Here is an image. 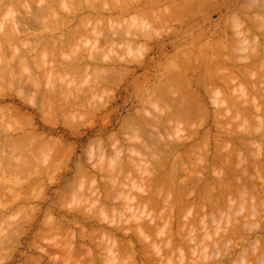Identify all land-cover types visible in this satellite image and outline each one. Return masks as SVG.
Returning a JSON list of instances; mask_svg holds the SVG:
<instances>
[{
	"label": "rangeland",
	"instance_id": "rangeland-1",
	"mask_svg": "<svg viewBox=\"0 0 264 264\" xmlns=\"http://www.w3.org/2000/svg\"><path fill=\"white\" fill-rule=\"evenodd\" d=\"M25 1V0H24ZM23 1V2H24ZM27 1V0H26ZM35 1V0H34ZM51 1H53V0H51ZM72 1H75V0H71V3H72ZM78 1V0H77ZM76 1V2H77ZM83 1V0H82ZM90 1V0H89ZM96 0H94L93 2H95ZM101 1V0H100ZM103 1V0H102ZM106 1V0H105ZM103 2V3H105V4H108V5H110L111 4V2L113 1V3L114 2H116V4H113V6H120L121 4L123 5H121V7L122 8H124V9H122V10H120V7L119 8H117L118 10H116V8L115 7H113L112 6V4L110 5V6H112V7H110V6H106L105 4H103L102 2V4L103 5H105L106 7H108L107 9H105L104 7L105 6H103V7H100V4L101 3H97V6L99 5V7H98V9H101L100 11L97 9H95L96 11H89L90 12V14H89V12L87 11V12H83V13H81V12H78V13H74L75 12V10L76 11H78V9H75L76 7L75 6H73V5H76V4H78V3H80V5L81 4H83V2H75L76 4H71L70 3V1L69 0H67V2H69L70 3V5L69 4H67V2L65 1V4H66V6L67 5H69L68 7H66L65 5H61L62 6V8H66L65 10L68 12V8H70V6H72V8L71 9H74V11L73 10H71V9H69V11H71V14L72 13H74L75 15L74 16H70V17H72V18H69V16L67 17V15L68 14H66V12H64L63 10H60L58 7V5L56 4H54L53 5V3L51 4V6L50 7H52V5H53V7L51 8L52 9V11L54 10H59V12H60V14H61V12L63 13V14H61V16L65 19L66 18V20L69 18V19H72L71 21H66L67 22V24L66 23H64L63 25H62V27H60L59 26V24H60V22L59 21H61V19H59L58 17H60L59 15H57L55 12H52V11H49L50 9V7L49 8H47L48 6V4L49 3H47L48 2V0H47V2L46 1H44V3H46L45 5L42 3L43 2V0L40 2V1H37L36 0V2H34V3H36V4H38L39 6H40V4L39 3H42V5L43 6H45L46 7V9L44 10L43 9V6H42V10H44V11H47L48 10V12L47 13H45L44 11V13L43 12H41V10H39V12H41V13H39L40 14V16H37V18L35 17L34 18V15H36V13H35V10H36V8L38 7L39 8V6L37 5L36 7H34L35 8V10H34V15H33V9H31V7H30V5L29 4H31V3H33V2H29V1H27V3L25 4V6L29 9V11H31L32 12V18H30L31 17V15H29V13H28V11H26V9H24V12L22 11V12H20L19 10V12H20V14L22 13H25V11L28 13H26L27 15H29V16H27L26 14H24V16H22V14L21 15H18V16H14V15H16V14H18V11L16 12L14 9V13L16 12V14H14L13 12V14H10V15H12L11 17H15V19H17L18 20V18H19V21H21L20 20V18H23V19H25L24 17L25 16H27V19L26 20H28L27 21V23L29 22V21H34V20H36V21H34L35 22V25L34 24H32V23H34V22H32L31 24H32V26H30V25H28L25 21H23V22H25V24H24V26H26V24H27V27L25 28V30L28 28V26H29V28H30V30H31V32H29L30 30L28 29V31L27 32H29V33H25V35H24V31H22V35L23 36H21L20 37V42H22V41H24V39H26L25 40V42L27 41V37L29 36V39H30V35L32 36L33 34H34V39H35V36H37L38 35V37L39 38H36V40L35 41H37V44H36V42L34 41V39H30V42L32 41H34L35 43V45H34V47L36 46L37 47V45L39 46H41L42 44H44V43H41V44H39L40 42H42V41H38L37 39H39L40 40V38H41V36H42V38H43V36H45L44 38L45 39H47L46 41L43 39V42H45V43H47L46 45L44 44V45H42L43 46V48H44V46H45V48H47V45L51 42V40L52 39H54V40H52V41H56L57 40V38L59 37V38H61V36L62 35H64V33L65 32H67L68 31V34H70L71 33V31H72V29H73V33L75 34V30L78 28V26L80 27V25L79 24H77L78 23V21H83V18H82V16L83 15H85L84 16V18L86 19V21H85V19H84V22H80V24L82 25V24H84L85 26H83L84 28H80V29H78L79 30V32L81 33V34H79V32H76L77 34H79L80 36L84 33V31L83 30H85V28L87 27V29H90V25L89 24H92V22H94L95 23V25L96 26H98V25H105V23H106V27L107 28H105V26H104V28L106 29V30H104V31H111V29L112 28H114L115 26L113 25V26H109V28H108V26L107 25H112V23L114 24V23H116V22H119V23H121V24H119V25H123V26H120V28H121V30H123V28H125L126 26H127V29L125 28V30L127 31L128 30V27H130L131 26V29H133L134 28V30H132V32H134V35L132 34V33H130L131 34V36H128V35H130V34H128L129 33V31H127L128 33V35L127 36H124L123 35V33L125 32V31H123V33H122V35L121 36H124V37H122L121 38V36L119 37V35H120V33H121V31L120 30H118V29H116V30H112V32H109V33H113L114 32V34L115 33H117V34H119V35H117V34H115V35H117V37H113L112 38V40L110 39V38H108L107 36H109V34L107 33V32H105L104 33V35H106V37H105V40H102V37H103V33H101V32H104V31H101V28H103V26H101L100 28L99 27H97V28H99V30H97V29H95V35H99V34H96L97 32L98 33H100V35H99V37H98V39L97 40H99V41H95V39L93 38V37H96L94 34H93V32H92V34L94 35V36H91V34H90V31H88L87 30V35H88V33H89V35L94 39H91V37L89 36V38L91 39H89L90 41H89V43H87V42H82V40H83V38L81 37H76L77 38V40L80 38V40H78L77 42H79L80 44H81V46L80 45H77V42L75 43V45L76 46H78V47H70V44H69V46L67 45V48L69 49V51H68V49H67V52L65 51L66 49H61V51L62 50H64V52H66V56H68V58H70L71 57V55H73L74 53H75V55H73L74 57L76 56V55H80V57H81V55H82V60L80 59V57H77L78 58V60H79V63H78V61H77V63L78 64H76V65H74L73 66V64L74 63H76V60H75V62L73 61V59H75V58H73V59H71L72 60V62H73V64H72V62H70V60L69 59H66V62H63L62 60H63V58H62V56L60 55V54H62V53H60L59 55H60V57H61V61L59 60V62H58V60H56L57 58H58V52H60V50H57L56 49V52H57V54H56V57L57 58H55V56H54V53H52L51 51L52 50H54V47H52V46H50L51 48H49L50 49V51H47V49H46V51L47 52H45V53H47V56H45V53L44 54H41L40 53V51H44L45 49H43V50H41V48H38L39 49V51H38V49L35 47V50H34V47L32 48L31 47V50H34V51H36L35 53H37V54H35L33 51H31V52H29V51H27L26 50V48L24 49V45H27L26 43L25 44H23V51H24V53H22L23 51H21V50H19V51H17V53H18V55H14V57L11 55V54H9V56L11 55L12 56V59L13 58H15V56H16V62L18 61L17 59H19V58H23V57H26V56H28L27 54H29L30 55V57H31V59H33V60H36V61H33V60H31L32 61V63H34V64H32L33 66H31L32 67V71H33V67H35L36 69L35 70H37V72L34 70L33 72H35V76H38L40 73V76H38L37 77V80H38V82H36V84H37V86H35V83H32V81H30L29 80V84H28V80L26 81V79H31V77L33 78V76H31V75H29V73L31 72L32 73V71H30V66L28 67H26V65L28 64V62H31L29 59H28V57H27V59L29 60V61H25V60H27V59H25V58H23V59H25V60H23L22 62H24L25 61V66H22V64H21V68L20 69H23V67H26V68H28L27 69V71H26V73L27 72H29L28 74H24V75H28L29 77H26V79H22V78H19V80H21L22 79V81H21V83L20 82H16V80H18V79H16L15 80V82L13 83L14 84V86H13V84H12V81H11V83H10V78L9 77H11V79L13 80L14 78V74H15V72L13 71L12 72V70L14 69H16V68H13L14 66L15 67H17L18 68V66L19 65H17L16 66V64H15V62H14V64H13V62L12 61H15V60H10V64H8V62H6V60H5V62H6V64L7 65H10V66H13L12 67V70H11V67L9 68V66H8V68L5 66L6 64H3V63H5V62H3L2 63V58L0 57V62L5 66V67H3L2 66V71H3V68H7V70L8 71H6V73L7 72H9V73H7V74H13V75H9V76H7L6 77V75L4 74V72H2V71H0V74H1V72L3 73L2 75L4 76L5 75V77H6V79L7 80H5L4 81V83H6V84H4L6 87V90L5 89H3L2 91H4L3 92V94L4 93H7V94H4V95H1L3 98H1L0 97V108L1 107H3V110H5L6 108H8V107H12V109H13V111H12V109L8 112L7 110H5V111H7L6 113L4 112V114H2V118L0 119V123H2V125H3V123H5L6 122V124L8 123L7 122V120L9 121V120H12L13 122H11V125H14L13 127L14 128H12L10 125H8L9 126V129L11 128V132H9V130H8V127H7V130H8V133H9V135L7 134V131L5 132H2V134H1V132H0V136L1 135H3V133H4V135H3V137L1 136L0 137V142H1V144L2 145H0V147L1 148H3L4 146V144L5 143H7L8 142V144L10 143V144H12V142H10L9 141V138L11 137L12 139L14 138V141H13V143H15L14 144V146H12V145H9V146H12V148L14 147V149H15V147L18 145V146H20L21 145V147H22V144H23V142L24 141H26L27 142V144H25V142H24V145H27V146H29V143H30V141H31V143L33 144H31L34 148L32 149V150H30L32 147H28L27 148V146H26V149H29L31 152L33 151L34 153L36 152V154H35V156L36 155H41V156H39V158L42 160V158H44V156H45V158H46V160L45 159H43L44 160V162L46 161L47 162V164L45 163H43L41 160V162L40 161H38V163L36 164V166H39V164H40V166L39 167H44V165H45V169L44 168H39V170H41V172L39 173V171H37L38 169H37V167H35L34 169H35V172L37 171L38 173H34V174H36L35 176H37L38 174H39V177H34V179H32V175L34 176V174H32L31 175V173H33L32 172V170H31V173H30V175L27 173V172H29L26 168H28L29 166H33V165H35V162H37V161H34V159L33 158H35L36 159V157L35 156H33V155H31L32 153H30L29 152V150H28V152L24 149V151L27 153V154H29L30 156H33L31 159H32V161H34V162H32L31 161V163L33 164H30V162L28 163V164H30V165H26V168H22L21 166H24V165H21V163L19 162V164L17 163H15L14 161L18 158V156L17 157H15V160H13L12 161V158L14 159V153L16 154V152L14 151H12V150H14V149H12V150H9L10 151V153H9V151L8 152H6V153H8L9 155L11 154V156H12V158H7L6 156H8L7 154H6V159H9L8 161H6V159L5 160H3L2 161V163H3V165H5L6 164V162L7 163H12V162H14V165L16 164V166H17V168H20V169H18L19 171L17 172H15V176H17L18 177V174L17 173H19V174H21V169H22V176H24V173H26L25 174V177H23V178H25L24 179V181H22V182H25L26 181V179H27V177H30V178H28V180L30 179V180H32V181H30L31 183H22L21 181V185L22 184H24V186L22 185L21 187H16V186H14V182L10 185L9 184V177H10V175L14 172H12L11 174H8V173H10V172H8V171H10V168H8L7 169V167L5 168V166H4V169H5V171L6 172H8L7 174L9 175H4V176H2L1 174H6V173H1L0 175H1V177H7L8 178V180H6V179H3V178H1L0 177V181H4V183H0V184H6L5 182L6 181H8L7 183L8 184H6V186H9L10 185V195H9V197H11V195L13 194V190H16L17 189V191H14L15 192V194H13V195H17L16 194V192H18V191H20L19 193H18V195H20L19 197H21L22 196V198H26V196L28 197V198H24L23 200H20V202H13V199L15 198V197H13V199L12 198H9V199H7V197H3V196H1L0 195V197H2L1 199L2 200H0L1 201V204H2V201L4 200L5 202H6V200L8 201V202H4V204H2L3 206L4 205H6V207H3L2 205H0V209L2 208H5V209H3L4 210V212H0V218H3L4 217V215H2L3 213L5 214V216L6 217H4L3 218V220L2 221H0V225L2 224V226L3 227H5V226H7V227H5V229L4 228H1L0 227V238H1V240H0V256L2 257V260H1V257H0V264H36L37 263V261L39 260V262L41 263V264H71V263H74L75 261H74V259H72L71 260V258H70V261H69V258H68V263H66V262H64V261H66V259L63 261L62 260V256L64 255V254H62V252L63 251H67V250H71V251H73V250H76L77 249V247H76V249H75V245H78V242H77V240H76V235L78 236V234L80 235V233L82 234V232H80V230H82L81 229V227L84 225V227H83V230H87V231H91V233H92V230L93 229H95L94 231H93V236L94 237H97V239H99L100 237L98 236L99 234H101V232H102V234H103V231H105V233H106V235L109 233V231H110V228H111V226L110 225H108V224H111V223H109V221L108 220H110V222L112 221L113 222V220H115L116 221V219H118V217H117V215H116V213L118 212V214H119V212L120 213H122L123 212V210L125 209V207L127 208V206H129V209H127L126 211L128 212L129 210H130V205H132V201L130 202V204L129 205H127V206H124V203H122L123 204V207H121L120 205H122V204H120V202H124V201H121L122 199H123V197H121L122 199H116L117 200V203H118V201L120 200V202L118 203L119 205H117L116 204V200H114V206L116 205V207H117V210L115 211V214L114 213H110L109 212V208L110 207H113L114 209H116L114 206H109L108 205V207L109 208H105V209H107V210H105V212L103 213V214H101L102 215V219H105L104 217H106L105 215H107V213H108V215H107V218H108V220H102V219H100V217H101V215H100V217H99V213L96 215V213L95 212H97V210H99L98 209V205H99V203L98 204H94L93 203V200L92 201H89V200H91V198H88L89 196L87 195L88 193H86V191L87 192H89L91 189V193H93L92 191L95 189V192L96 193H94L95 195H99L98 197L100 198V197H103L106 193H107V191H110L111 189H114V190H116V192H117V190L119 189L118 187H119V185L121 184L120 183V181L122 182V183H124L125 182V184L127 185V187L125 186V185H123V184H121V185H123V186H125L126 187V189H124L125 187H123V186H121L120 185V190L119 191H122L123 189L125 190V192L126 191H128L129 189L131 190V188H132V184L130 185L129 184V180H127V182L125 181L126 179H127V177H125V176H127V174H126V172L127 173H130V178H128V179H130V180H132L135 176L136 177H139V178H134L133 180H132V183L134 182V181H143V183L145 184V182H146V184H145V187L143 188V189H145L146 187H148V191L150 192V190H151V192L149 193H147V189L146 190H144L146 193H147V196H149L151 199H152V195H155L154 193H153V191L155 190L156 192H157V190L158 189H162V187H163V194L161 193V192H158V195H159V193H161L162 194V197L160 198L161 200H165L166 202H167V200H169L168 198L170 197V196H172L171 198H170V202L168 203V207L166 206L167 205V203H164L163 201H160V202H163V203H161L160 205H158V203L157 202H159L157 199V205L158 206H160L159 208H157V205H155L156 203H152L151 202V199L149 200L150 202L149 203H152L153 205H155L156 206V208L155 209H151L152 208V205H151V207L149 208L148 206L149 205H147V204H145L146 205V208L148 209H146V210H143V211H148L149 213H150V211H152V210H158V209H160L161 208V205L162 204H166L165 206L167 207L166 209H168L169 210V208H170V212H171V207H169V204L171 203V202H173V200H174V203L173 204H175L174 206L176 207H174L173 205H172V207H174L175 209L173 210V213L171 212V214L170 215H175L174 217H173V215H172V218L174 219V222H173V220L172 221H168V215H169V211L167 210V212H165V213H168L167 214V217H166V214L162 211V213H161V209L158 211V213H157V211L155 212V215H154V213H150V215H153V217H155V220L154 221H157V223L160 221V222H162V223H159V224H163V222H166V221H163V220H167V223L166 224H168V226L172 223V225L174 226H172V227H170L169 226V228H172L171 230H178L179 228H178V222L180 221V223L183 225V220H182V218H184V216L185 215H187V214H189L190 212H188V210H186V208H189L190 210L189 211H193V212H195L196 211V209L198 208V211H196L195 213H193V212H191L189 215H188V217L189 216H191V218H195V219H197V220H194V222L190 219V217L189 218H185V220H187V224H186V226L189 224V225H191V227L192 228H197V230H191L194 234H196L195 233V231H197V233L198 232H202L203 230H204V228H203V226L205 225V224H208V225H205L204 227H206L207 226V228H208V230H212V229H214L216 226H214L213 224V226H214V228H212V225H211V223L213 222L211 219H213L214 218V220H216V221H219L218 223L219 224H221V226L219 225V226H217V228L218 227H220V228H218V230L217 231H215L214 232V234H212V235H214L215 237L214 238H219L220 239V235H219V232L220 233H222L221 232V230L224 232L225 230H231V232H232V234H231V236H234V234L236 235V233H235V231H233L231 228L233 227V224H235V222H236V224H237V221L238 220H236L235 221V219H239L240 221L239 222H241V218H240V213H241V215L243 214V211H245L246 210V207H245V210H243L242 212H241V210H239L240 212H236L235 214H233L232 215V213H233V211L232 210H234L235 211V209H236V207L237 206H239V205H236V207H235V204H236V201H232V203L230 202V198H228L227 199V197H225L227 194H229V193H227L226 195H225V193H224V196L222 195V197H220L221 198V201L223 200V201H226V199L231 203V204H234V207L235 208H233V209H230L231 211V214H227V212H228V209L227 208H224V206L225 205H222V208H221V205L220 206H218L219 205V203L217 204V202H216V204L214 205V204H212V205H214L215 206V208L217 207H219V209H222L221 211H222V213L223 212H225V214L224 215H227L226 216V218H224V219H228V220H234L233 221V224L231 223V222H229V224H232V226L231 225H229L228 224V222H226V220L224 221V219H223V217H222V220L220 219L221 218V216L223 215L222 213H220L221 211L220 210H217V208H216V210H214L215 208L213 207L212 209L215 211L214 213L212 212V210L211 209H209V207H210V205L211 204H209L210 203V198H208V196H209V192L211 191V189H213V186L214 185H212L211 186V184H209V186L207 187V183H206V181H205V183L207 184H205V186H204V180H207L208 178L210 179V177L212 176V178L213 179H216L218 176H220V172H218V170L219 169H221V168H219L221 165L223 166V164L222 163H220L221 161H219V160H213V159H215V158H213V153H215L214 155V157H216L217 156V153H220V154H222V153H225L224 151L222 152V150H221V152H217L218 151V149H219V147L217 146V151L215 150L214 151V149H216V144L217 145H222L223 147H225V145H224V143H223V141H222V137L220 138L219 136L218 137H215V134L217 133V130L223 125V124H218V125H220V127L219 126H217L218 128L216 129L215 127V125L217 124L216 123V121L215 120H217V118L216 117H220L219 116V113H218V108L220 107V106H216V108H215V102H212L213 100L212 99H214L215 100V92H214V95L213 94H211V91H212V93H213V91H215L214 89H215V85H214V83H215V75L214 74H212L213 72V67H215L214 66V64H215V59H214V57H215V50H222L223 48L225 49V47H228L227 46V44L228 45H230V41H231V39L232 38H234V35L235 34H233L234 32H233V30H234V24L232 23V17L231 16H233V11H231V10H235V9H233V8H236L237 10H238V8H239V5L242 3L243 5H245L246 4V0H238V3H237V0H235L234 2H232V0H230V2L228 3V2H226L227 0H217V1H215V0H201V1H203V3L201 2V1H199L198 3H202V5L199 7V5L198 4H195L194 3V5H195V7H199V8H201L200 10H199V8H193V6H191L192 4L191 3H193V1L191 2V0H188L189 2H187L188 3V7H190L191 6V8H193V9H189L191 12H190V15H189V17H187L188 16V9L185 7V5L187 4V3H185L187 0H184L185 2V5H182V1L183 0H176V3H177V1H181V3H179V5L178 6H182V8L184 7V8H186L187 10H185L184 8V12L186 13V15L187 16H185V14L182 12V9L181 8H179V9H177V8H175V9H177V11H179V12H181V13H179V14H181V16H179V17H183V23L181 22V24H182V26L181 25H179V23H175V21L174 20H177V21H179L178 19H179V17H178V19H176V17L179 15H177L176 17L174 16V12H171V14H169V12L171 11L170 9L172 8V10L174 9L173 8V4L175 3L174 2V0H172V1H170V2H168L167 0H132L133 2H131V0H126L125 2L127 3V5L126 6H124L125 4V2H124V0H123V2H121L122 0H107V2L108 3H106V2ZM129 1V2H128ZM134 1H138V3L136 4V2L134 3ZM229 1V0H228ZM39 2V3H38ZM50 2V1H49ZM62 2H64V0L62 1ZM61 2V3H62ZM96 2H98V1H96ZM118 2H120L119 4H118ZM191 2V3H190ZM222 2V3H221ZM226 2L227 4H224V3ZM239 2H241L240 4H239ZM244 2V3H243ZM25 3V2H24ZM24 3H22L21 5H24ZM60 3V2H59ZM84 3H87V1H85ZM89 3V2H88ZM87 3V4H88ZM92 3V2H91ZM91 3H89V5L91 4ZM130 3H133V4H135V7L133 6V4H130ZM171 3H173L172 5H170ZM183 3V4H184ZM189 3H190V6H189ZM218 3V4H217ZM232 4V7L233 8H231V4ZM238 5H237V4ZM94 4H96V3H93L92 5L94 6ZM220 4H221V6H225V7H222V10H221V6H220ZM230 4V5H229ZM20 5V7H21V9H22V7L23 6H21ZM33 5H35V4H33ZM60 5V4H59ZM130 5V6H129ZM166 5V6H165ZM175 5H177V4H175ZM196 5H198V6H196ZM217 5H219V6H217ZM227 5V6H226ZM234 5V6H233ZM41 6H40V8H41ZM96 6V5H95ZM102 6V5H101ZM130 7V8H127V7ZM167 6L169 7V9L167 8ZM170 6H172L171 8H170ZM228 6L230 7L229 9H231L230 11L229 10H227L228 9ZM237 6V7H236ZM75 7V8H74ZM149 7L152 9V7H155L154 9V11L152 12V13H156V14H154V16L151 14V16H150V19H151V17H152V20L154 19V23H149V21H151L150 19L148 20V18H149V15L147 14V12H146V14L148 15V16H142V15H144L145 14V12H144V14L142 13L141 14V12H142V10L143 11H148L149 10ZM25 8V7H24ZM33 8V7H32ZM57 8V9H56ZM61 8V9H62ZM78 8H79V5H78ZM125 8H127L128 10L126 11L125 10ZM148 8V9H147ZM161 10H159V9ZM166 9L165 11H163V9ZM12 9V8H11ZM17 9H20L19 8V6H18V8ZM133 9V10H132ZM174 9V10H175ZM195 9V10H194ZM198 9V10H197ZM23 10V9H22ZM104 10H106L105 12H104ZM107 10L109 11V10H113V11H109V12H107ZM115 10V11H114ZM131 10V11H130ZM157 10H159L160 11V15L158 16V11ZM173 10V11H174ZM196 10H197V13H196ZM236 10V11H237ZM73 11V12H72ZM79 11H81V10H79ZM125 11V12H124ZM164 12L163 14L161 13V12ZM187 11V12H186ZM193 11H195V13H196V15L194 16L193 15ZM200 11V12H199ZM205 12V15H204V13L203 12ZM36 12H38V11H36ZM95 12H97L96 14H94ZM118 12L120 13L119 15H118ZM129 12V13H128ZM137 12H138V14H140V16H142V17H138L137 16ZM175 12H176V10H175ZM232 13V15H231V13ZM48 13H50V15L52 14H55L54 16H55V19H54V16L52 17L51 16V19H54L55 21L56 20H58L59 19V24L58 25H54V23H56L55 21H53V20H51V19H48L50 16H48V18L46 17V15H49ZM86 13V14H85ZM88 13V14H87ZM93 15H92V14ZM102 14V15H98V14ZM103 13H105V14H103ZM108 15H107V14ZM123 13H124V15H123ZM148 13L150 14L151 12H149L148 11ZM166 13L168 14V16L169 15H172V13H174L173 14V16L175 17H173V16H171V17H173V21H174V23L175 24H173V21L170 19L171 17L169 16H167L168 18H169V20H171L172 21V23H171V21H169L168 20V18H166ZM182 13L184 14V16L182 15ZM194 13V14H195ZM43 14H46V15H43ZM81 14H82V16H81ZM128 14V15H127ZM132 14V15H131ZM9 15V16H10ZM38 15V14H37ZM130 15V16H129ZM161 15H162V17L165 19V21L166 20H168L169 21V23L170 24H168V21H164V20H162V21H164L163 23H162V21H161ZM193 15V16H192ZM231 15V16H230ZM6 16V15H5ZM8 16V15H7ZM7 17V19L4 17V14H3V16H0V17H2V19H4L5 18V21L7 22L6 23V26H7V24H11L12 23V21H11V19H13V18H11V17ZM41 16H45L44 17V19L45 20H47V22L49 23V21L51 20V21H53L54 23H53V29H54V31L53 30H51L50 32H49V29H50V26H51V24L52 23H50V25H48V23L46 24V22H45V20L42 22V20H40V19H43V18H38V17H41ZM57 16V17H56ZM90 16V17H89ZM91 16H92V18L94 17H98V16H100L99 18L101 19L103 16L104 17H106V22L104 23V24H102V22H103V20L105 19L104 17L101 19V21L100 22H98L97 20H100V19H97L96 21H97V23H99V24H96V22L94 21V19H92V20H90L91 21V23H88L89 22V20H88V17L91 19ZM102 16V17H101ZM119 16V17H118ZM125 16V17H124ZM136 18H135V17ZM229 16V17H228ZM29 17V18H28ZM77 17V19H75ZM109 17V19L111 20V24H110V20L109 19H107ZM117 17V18H116ZM122 17H124L123 18V20H121L122 19ZM129 17V18H128ZM130 17H132L133 19H131ZM148 17V18H147ZM154 17H158V19H155ZM160 17V18H159ZM230 17H231V19H230ZM9 18H11L10 19V22H9ZM47 18V19H46ZM58 18V19H57ZM61 18V17H60ZM63 18H62V20H63ZM81 18V19H80ZM127 18H128V20H130L128 23H127ZM137 19V22H136V20L135 19ZM139 18H141V19H139ZM184 18H188V19H184ZM74 19V20H73ZM80 19V20H79ZM117 19L118 21H115V20ZM125 19V20H124ZM143 19V20H142ZM181 19V18H180ZM0 20H1V18H0ZM16 20V21H17ZM119 20H121V21H119ZM127 20V21H126ZM131 20H132V22H131ZM144 20L146 21V23H149V24H144L143 22H144ZM157 20V21H156ZM161 21V23L162 24H159L158 26H157V22L158 23H160L159 21ZM229 20H230V22H229ZM3 21V20H2ZM18 21V22H19ZM50 21V22H51ZM72 21H75V22H72ZM105 21V20H104ZM113 21H115V22H113ZM139 21V22H138ZM148 21V22H147ZM181 21V20H180ZM179 21V22H180ZM1 22V21H0ZM40 22H42L41 24H40ZM45 22V24H46V26H47V28H48V32H46V31H43L42 29H43V27H45V25H43L42 26V24ZM69 22H71L70 24H69ZM86 22V23H85ZM133 22H136V25L133 23ZM141 22H142V25H141ZM153 22V21H152ZM2 23V22H1ZM19 23H21V22H19ZM18 23V24H19ZM38 23V24H37ZM75 23V24H74ZM93 23V24H94ZM109 23V24H108ZM140 25H139V24ZM156 23V24H155ZM228 23L230 24V25H228ZM5 24V23H4ZM17 24V25H18ZM22 24V23H21ZM61 24H62V21H61ZM74 25V26H72V25ZM116 24H118V23H116ZM131 24V25H130ZM134 24V25H133ZM151 24V25H150ZM154 24V25H153ZM173 24V25H172ZM231 24H233V25H231ZM1 25V24H0ZM12 25V24H11ZM17 25H15V27L17 26ZM38 25V26H37ZM39 25H41V26H39ZM66 25V26H65ZM78 25V26H77ZM119 25L117 26V27H119ZM129 25V26H128ZM139 25V26H138ZM146 25H149V26H147L146 27V29H145V26ZM2 26H3V24H2ZM2 26H1V28H2ZM9 26V25H8ZM7 26V27H8ZM19 26L21 27L22 25H20L19 24ZM19 26H17V27H19ZM24 26H23V30H24ZM36 26V27H35ZM60 27L61 29H59V28H57V27ZM63 26H65V27H63ZM89 26V27H88ZM95 26V27H96ZM132 26H133V28H132ZM135 26H137V27H135ZM142 26V27H141ZM153 26V28L155 29V31L153 30V28H151ZM157 26V27H156ZM4 27V26H3ZM12 27H13V25H12ZM12 27L11 26H9V28L10 29H12ZM14 27V28H15ZM16 27V28H17ZM19 27V31H21L20 28ZM31 27H35V29H33L34 30V33H33V30L31 29ZM39 27H41V28H39ZM55 27L57 28V29H55ZM70 27V28H69ZM74 27H77L76 29H74ZM92 27H93V25H92ZM94 27V28H95ZM111 27V28H110ZM116 27V28H117ZM141 27V28H140ZM144 27V28H143ZM5 28V27H4ZM4 28H2L1 30H2V33L1 34H3V32H5V31H3L4 30ZM67 28V29H66ZM69 28V29H68ZM72 28V29H71ZM93 28V29H94ZM103 28V29H104ZM150 28V29H149ZM229 28H230V30H229ZM233 28V29H232ZM39 29H41V30H39ZM66 29V30H65ZM92 29V28H91ZM135 29H137V31L139 30V31H142V32H140V33H138L137 31H135ZM140 29H143V30H140ZM145 29V30H144ZM158 29V30H157ZM0 30V31H1ZM7 32L9 31L8 30V28L7 29H5ZM38 30V31H37ZM44 30H45V28H44ZM60 30V31H59ZM62 30H64V31H62ZM70 30V31H69ZM77 30V31H78ZM82 30V31H81ZM129 30H130V28H129ZM148 30V31H147ZM57 31H59V32H57ZM99 31H101V32H99ZM116 31V32H115ZM146 31V32H145ZM149 31H154L155 33H156V31H158L156 34L155 33H152V32H149ZM37 32V33H36ZM46 32V33H45ZM131 32V31H130ZM50 33H52V34H50ZM108 35H107V34ZM136 33V34H135ZM143 33V34H142ZM5 34V33H4ZM20 34V33H19ZM35 34H37V35H35ZM77 34H75V36H78ZM110 34V35H111ZM125 35H126V33H124ZM146 34V35H145ZM148 34H150V37L149 36H147ZM56 36L57 38H53L52 36ZM59 35V36H58ZM138 35V36H137ZM152 35H153V37H152ZM26 36V37H25ZM48 36H49V38H48ZM74 36V35H73ZM88 36L86 37V38H88ZM102 36V37H101ZM111 36H113V35H111ZM110 36V37H111ZM141 36H143V37H141ZM47 37V38H46ZM50 37H52V39H50ZM65 37H69V38H74L75 40H76V38L75 37H72V34H70V35H67V33L65 34ZM84 37V36H83ZM135 37H137V38H135ZM139 37V38H138ZM31 38H33V37H31ZM41 38V39H42ZM85 38V39H86ZM117 39V41L115 40V39ZM118 38H119V40H120V43H118L119 42V40H118ZM142 38V39H141ZM222 38V39H221ZM56 39V40H55ZM65 39V38H64ZM68 38H66V40H62V38H61V40H62V42L63 41H68L67 40ZM103 39H104V37H103ZM108 39V40H107ZM112 41H110V40ZM114 39V40H113ZM126 40V41H124V42H121V40L123 41V40ZM127 39H128V41L130 40L131 41V44L133 45V43H135V47H130L129 46V44L127 43L128 41H127ZM131 39H133V41H135V42H132V40ZM61 40H58L57 41V44L58 45H60V43H61ZM93 40V41H92ZM109 41V43H115V42H117V43H115L114 45L115 46H112L111 45V47H110V49L112 48V49H114V51L116 52V53H113L114 51L111 49V51L110 50H108L109 49V46L110 45H108V46H106L107 45V41ZM59 41H60V43H59ZM71 43L72 42H75L74 40H69ZM84 41V40H83ZM86 41H87V39H86ZM130 41H129V43H130ZM141 41V42H140ZM148 41V42H147ZM227 41V42H226ZM28 42V41H27ZM29 42V43H30ZM31 42V43H32ZM39 42V43H38ZM70 42H67V43H70ZM96 42H99V43H102V44H97V46H99L100 45V48H99V50L101 49V48H103V46L101 47V45H103V43H105L106 42V45L104 44V48L102 49V50H107L108 52H109V55L111 54V56H109L108 55V57L106 56L107 55V51L105 52L106 53V55H105V53H104V51H102V50H100V51H102V52H100V54H104L103 56H102V58H103V60H102V62H100L99 61V59L101 58H97L98 59V61H96V58H94L95 56H93V55H90L91 53V50H89V49H93V48H95V43ZM127 44H126V43ZM147 42V43H146ZM226 42V43H225ZM1 43V42H0ZM23 43V42H22ZM28 43V44H29ZM64 43V42H63ZM66 43V42H65ZM63 44V45H65L64 47H61V48H66V44ZM125 43V44H124ZM141 43V44H140ZM146 43V44H145ZM2 44V43H1ZM1 44H0V49H1V47H2V49H4L3 48V45L1 46ZM54 44V42L52 43V45ZM55 44H56V42H55ZM130 44V45H131ZM139 44V45H138ZM145 44V46H146V48L148 49H146L145 48V46H143ZM18 45V44H17ZM17 45H15L16 47H17ZM32 45H33V43H32ZM50 45H51V43H50ZM57 45V46H58ZM72 45H74L73 43H72ZM74 45V46H75ZM91 45V46H90ZM125 45H127L126 46V48L127 49H129V48H132V49H129L128 51L125 49ZM141 45V46H140ZM148 45V46H147ZM15 46L13 47L12 45H11V47L12 48H14V51L16 52V50H15ZM39 46V47H40ZM41 46V47H42ZM56 46V45H55ZM56 46V47H57ZM60 46H62V45H60ZM60 46H58L59 48H60ZM83 46V47H82ZM116 46H119V50H117L116 49ZM122 48H121V47ZM129 46V47H128ZM137 46L139 47V48H137ZM142 46H143V48H142ZM8 48H10V46H7ZM19 47H22V45L21 44H19ZM30 46H28L27 45V48H29ZM55 47V48H56ZM57 47V48H58ZM80 47H82V48H84V49H86L87 50V48H88V51H90L89 53L90 54H88L87 52H86V50H85V52L88 54H86L85 52H84V50H82V49H79ZM106 47H108L107 49H106ZM198 47V48H197ZM202 47V48H201ZM221 47H222V49H221ZM7 48V49H8ZM18 48V47H17ZM53 48V49H52ZM58 48V49H59ZM77 48V50H79V51H73L74 49H76ZM118 48V47H117ZM126 50V51H124V49ZM199 49V50H194V49ZM7 49H5V50H7ZM19 49V48H18ZM48 49V50H49ZM72 49V50H71ZM96 49V48H95ZM134 49V50H133ZM136 49V50H135ZM141 49H143L142 51H141ZM5 50H2V53H1V50H0V53H1V55L3 54V52L5 51ZM10 50H11V48H10ZM10 50H8V51H5L6 53L5 54H7V55H5V56H8V52L10 53ZM70 50H71V52H70ZM98 50V49H97ZM97 50H95V51H97ZM139 50V51H138ZM21 51V52H20ZM82 51L84 52V53H82ZM94 50H92V52H93ZM130 51H133V53L132 52H130ZM134 51H136V53L134 52ZM199 51V52H198ZM13 51H11V53H12ZM25 52H28L27 54L25 53ZM52 54V56H54V60H56L55 62L57 63H59L60 65H63L64 63L65 64H69L70 63V67H69V65H68V67H67V65H63L64 67H62L63 68V73L65 74V77H67L66 75V73H68V72H70V73H68V77L67 78H69L68 80L66 79V80H60V79H57V78H61L62 79V77H61V75L58 77V76H56V74L61 70V66L60 65H57L58 67L57 68H52V67H56V66H51V65H55L56 63H51L50 62V64H49V62H47V61H52V56H51V54ZM53 52H55V51H53ZM63 52V53H64ZM69 52V53H68ZM74 52V53H73ZM98 52V51H97ZM137 52H138V54H137ZM22 54V57L21 56H19V54ZM49 53V54H48ZM68 53V54H67ZM73 53V54H72ZM78 53V54H77ZM80 53H82V54H80ZM197 55H196V54ZM20 54V55H21ZM23 54H24V56H23ZM25 54H26V56H25ZM65 54V53H64ZM84 54H86V56L84 55ZM93 54H96V52L94 53L93 52ZM113 54H114V58H115V61H113L114 60V58H113ZM134 56H133V55ZM137 54V55H136ZM180 54V55H179ZM243 53H241L240 54V56L242 55ZM48 55H49V57H48ZM118 55V57H116ZM227 55V54H226ZM3 56V55H2ZM8 56V57H9ZM65 56V55H64ZM63 56V57H64ZM65 56V58H67ZM70 56V57H69ZM86 57V58H83V57ZM119 56H120V60L118 59L119 58ZM192 56H194L195 58H196V60H192V59H195L194 57H192ZM214 56V57H213ZM224 56H225V54H224ZM8 57H4V59H7ZM29 57V58H30ZM112 57V58H111ZM124 57V58H123ZM181 57V58H180ZM192 57V58H191ZM212 57V58H211ZM11 58V57H10ZM110 58V61L108 60ZM126 58V59H125ZM38 59H40V60H38ZM41 59H45L46 60V63H47V65H48V68H47V66H45V62L43 61L42 63L44 64V67H46V68H44L43 70L45 71H47V73H49V76H48V79H49V83L46 81V76H47V73L45 72V74L43 75V72L41 71L42 70V68L40 69V67H39V65H41V62H37V61H42ZM58 59H60V58H58ZM83 59H85V60H83ZM88 59V60H87ZM93 59H95V62H93L94 60ZM116 59H118V60H116ZM127 60V62L125 61V60ZM176 59H178V60H176ZM183 60V62L181 61V60ZM210 59H214V61L212 60V61H210ZM22 60V59H21ZM21 60L19 59V61L18 62H21ZM81 60V61H80ZM87 60V61H86ZM93 60V61H92ZM106 60H108V61H106ZM200 60V61H199ZM4 61V60H3ZM65 61V60H64ZM67 61H69V62H67ZM83 61V62H82ZM86 61V62H85ZM107 63H106V62ZM112 61V62H111ZM179 61V62H178ZM181 61V62H180ZM194 61V62H193ZM196 61V62H195ZM11 62H12V64H11ZM99 62V63H98ZM108 62H111V63H108ZM172 62V63H171ZM199 62H200V64L202 65V67H201V69L199 70L200 71V76H199V74L196 76V78H195V80L193 81L192 80V77H191V75L193 74V70H194V67L195 66H199V65H197V64H199ZM0 63V64H1ZM39 63V65H37ZM61 63H63V64H61ZM81 63V64H80ZM85 63V64H84ZM118 63V64H117ZM170 63H171V65H170ZM173 63H176V64H173ZM184 63V66L182 65ZM194 63H196V64H194ZM214 63V64H213ZM19 64V63H18ZM23 64V65H24ZM31 64V63H30ZM89 64V65H88ZM91 64V65H90ZM192 65V67H191V65ZM194 64V65H193ZM212 64H213V67H212ZM29 65V64H28ZM35 65V66H34ZM82 65V68L80 69V67H78V66H81ZM83 65L85 66V67H83ZM98 65V66H97ZM208 65H209V67L211 66V68L213 69H210L209 67H208ZM42 66V65H41ZM95 66H97V67H99L98 68V70L99 71H93V68L95 67ZM183 68H182V67ZM50 67H51V69H52V71H51V69H50ZM65 67H67L68 69H77L76 71H78V72H76L75 70H73V72L74 73H76L74 76H77V75H79L80 77H78L77 76V78L76 77H74V81L75 80H77V82L75 83L74 81H72V84H71V82L70 83H68L67 85H70V86H68V90L66 89V87H67V85L65 86L64 84H66L67 82L66 81H68L69 82V80H72L71 78H72V74H71V71H68L67 70V68H65ZM93 67V68H92ZM172 67V68H171ZM180 67V68H179ZM64 68L66 69V73H65V70H64ZM204 70H203V69ZM210 70H209V69ZM1 69V68H0ZM9 69H10V71H9ZM38 69H40V70H38ZM50 69V70H49ZM57 69V72L55 71ZM60 69V70H59ZM85 69V70H84ZM95 69V68H94ZM103 69V70H102ZM167 69V70H166ZM185 69V70H184ZM198 69V68H197ZM6 70V69H5ZM17 70H19V69H17ZM24 70V69H23ZM49 70V71H48ZM80 70V71H79ZM96 70V69H95ZM170 70H172V72L170 71ZM190 70H191V72H190ZM212 70V71H211ZM16 71V70H15ZM39 71V72H38ZM54 71V72H53ZM62 71V70H61ZM68 71V72H67ZM84 73H82V72ZM166 71V72H165ZM178 72V71H182L183 73H188L187 75L186 74H182V72L181 73H179L180 75H178L177 74V76H179V77H176L177 79V81H176V83L177 82H182L180 85L182 86V84H183V81L186 83L187 82V84H186V86H185V84H183L184 86L183 87H187V88H182V90L180 89L181 87H180V85L178 84L177 86H179L180 88H177L178 90L180 89L181 91H178L177 89H176V83H173L174 84V86H176V87H174V89H173V87L170 89V86H173L172 85V82L174 81L173 79L174 78H171L172 79V82H171V85H168V87H167V84L169 83V80H170V76L172 75V77H175L176 75H174V73L173 72ZM202 71V72H201ZM215 71V70H214ZM17 73V77H20V76H22L23 75V71L21 72V71H16ZM25 72V71H24ZM81 72V73H80ZM209 72V73H208ZM210 72H211V75H208V74H210ZM30 73V74H31ZM39 73V74H38ZM62 73V72H61ZM73 73V74H74ZM161 73V74H160ZM175 73V74H176ZM206 73V74H205ZM215 73V72H214ZM18 74H19V76H18ZM55 74V75H54ZM59 74H60V72H59ZM64 74H62V75H64ZM101 74H103V75H101ZM105 74V75H104ZM171 74V75H170ZM23 75V76H24ZM41 75H43V76H41ZM46 75V76H45ZM58 75V74H57ZM85 75V76H84ZM97 75H100L99 77L97 76ZM170 75V76H169ZM186 75V76H185ZM204 77H203V76ZM213 75V76H212ZM97 76V77H96ZM158 76H160V77H158ZM191 78H190V77ZM206 76H209V77H206ZM2 76L0 75V78H1ZM16 77V78H17ZM24 77V78H25ZM51 77H52V79H51ZM103 77V79H102V81H101V78ZM105 77V78H104ZM166 77H168V79L166 78ZM189 78V79H187V81H185L186 80V78ZM195 77V76H194ZM214 77V78H213ZM4 77H2V80H4L3 79ZM76 78V79H75ZM79 78H81V79H79ZM82 78H83V80H82ZM199 78H205L206 80L207 79H209L210 81H211V84L209 85V87H208V89H207V86H206V88H205V86H202V85H206V83H204V82H206V80L205 79H199ZM40 79V80H39ZM47 79V80H48ZM56 79V80H55ZM95 79H96V81H95ZM98 79H100V80H98ZM166 79V80H165ZM191 79V80H190ZM199 79V80H198ZM263 79V78H262ZM27 82V84H25V82ZM32 80H35V81H37L36 79H32ZM50 80H52L51 82H52V84H54L53 82L55 81H58V82H56V85L54 84V86L55 87H57L58 85L57 84H59V86H60V83L62 84L61 86H60V88H61V90L59 91V89H55V87H53V85H51V83H50ZM165 80V81H164ZM205 80V81H204ZM264 80V79H263ZM40 81H43V83L42 82H40ZM84 81H86L85 82V84L83 83ZM98 81H101V82H98ZM104 81V82H103ZM191 81V82H190ZM197 81H200V88H202V89H200L198 86H197V84H198V82L196 83ZM24 84H23V83ZM31 82V83H30ZM34 82V81H33ZM39 82L40 83H42L41 85H38L39 84ZM63 82H65L64 84H63ZM74 82V83H73ZM95 82H97V83H95ZM163 82H165V83H163ZM195 82V83H194ZM208 82V81H207ZM212 82H213V84H212ZM15 83H17L16 85H15ZM49 84V85H46V84ZM79 83V84H78ZM81 83H83L82 85H81ZM167 83V84H166ZM192 83V84H191ZM196 84V85H194V84ZM203 83V84H202ZM210 83V82H209ZM209 83H207V84H209ZM10 84H12V86L10 85ZM34 84V86L33 87H37V88H33L31 85H33ZM80 85L81 87V89H83L84 90V88H86V90H84L85 92H87V96H86V94H85V96H86V98H89L90 97V94H91V97H90V99H88V100H90L91 101V98H92V101L90 102V101H88L87 100V104H86V100H84V98H85V96H83L84 95V92H83V94L81 93L83 90H81V89H79V87L77 86L76 88H77V90L79 89V91H81L80 92V94H79V91H74L73 89H71L70 87H74V85ZM101 84V85H100ZM103 84V85H102ZM165 84V85H164ZM170 84V83H169ZM0 85H2V81L0 82ZM4 85H3V87H4ZM11 86V88L9 87V86ZM22 85H24V86H22ZM64 85V86H63ZM85 85V86H84ZM87 85V86H86ZM96 85V86H95ZM160 85L162 86V85H164L165 87H167V88H165V89H167V91H168V88H169V91H168V93H170L169 95H171V92L173 91V90H175L176 89V91L174 92V93H172V95L171 96H167L165 93V89H163L162 87H160ZM214 85V86H213ZM29 86V87H28ZM31 86V87H30ZM49 87V88H47V87ZM84 88H83V87ZM94 86V87H93ZM101 86H103L104 88H106V89H104V88H102ZM196 86L198 87V88H196ZM262 86L264 87V83H262ZM23 87H24V90L25 91H23ZM38 87H43L42 89H38ZM52 87V88H51ZM92 87V88H91ZM211 87H213V88H211ZM0 88H2L1 86H0ZM11 89V90H9V89ZM28 88H30V89H28ZM47 88V89H46ZM58 88V87H57ZM63 88H65L66 90H64ZM87 88H91L92 89V91H91V89H90V92H88L89 91V89H87ZM94 88V89H93ZM96 88V89H95ZM192 88V89H191ZM196 88V89H195ZM205 88V89H204ZM21 91H20V90ZM43 89H45V90H47V91H45L46 93V98H48V100H50L51 101V99H49V97L51 98L52 97V99H53V97H57V99L56 98H54L52 101L53 102H56L55 103V105L54 106H52L51 105V102H50V104L48 103L49 101H47L46 100V98H45V100H42L45 96H44V94L42 93V90ZM159 89V90H158ZM161 89H163L162 90V92L160 93L159 91H161ZM186 89V90H185ZM189 89H191L192 91H195V92H199L200 91V93L201 94H199L200 95V97H196L197 95L196 94H198V93H196L195 94V92H190L189 91ZM198 89H200V90H198ZM211 89V90H210ZM213 89V90H212ZM18 90V91H17ZM31 90V91H30ZM34 90V91H33ZM71 90H73V91H71ZM93 90H96V91H93ZM100 90H102V91H100ZM104 90V91H103ZM157 90V91H156ZM172 90V91H171ZM186 92H185V91ZM206 90H208L207 91V93H208V96L206 95ZM7 91V92H6ZM26 91H28V93L26 92ZM33 91V92H32ZM36 91V92H35ZM41 91V92H40ZM44 91V90H43ZM49 91V92H48ZM100 91V92H99ZM178 91V92H177ZM188 91H189V93H188ZM22 92L25 94L24 96L23 95H21L22 94ZM50 92L51 93H54V95H56V96H53V94H50ZM75 93V92H78V94L79 95H81L82 96V98H80L79 97V95H73V94H71V93ZM97 92V97H96V94L95 93ZM158 92V93H157ZM163 92H164V94L167 96V97H163ZM182 92V93H181ZM183 92H185V93H183ZM203 92V93H202ZM30 93H32V94H30ZM39 93V94H38ZM40 93H42L41 95H40ZM49 93V94H48ZM68 93V96H72L73 95V97L74 98H76L77 96L79 97L78 98V100L80 101V102H72V101H75V99L73 98V100H70L69 101V99L67 100V102L69 103L68 104V106L69 105H73L74 107L76 106H78V105H83V104H85L88 108H89V110H87L86 108V110H84V108L83 107H81V106H78L77 108H75L74 109V107L71 109V107L72 106H69L70 107V109H69V111H68V109L67 108H64V104H65V102H64V104H63V101L64 100H62L61 102H60V100H61V98L60 97H62L61 95L62 94H64V95H66ZM70 93V94H69ZM88 93H90L89 94V96H88ZM101 93V94H100ZM158 94L157 96L155 95V94ZM160 93V94H159ZM167 93V94H168ZM177 95H176V94ZM188 93V95H187V98H188V96H189V100H190V102H189V104H187L188 102H182V98H180V97H184V96H186V94ZM61 94V95H60ZM95 94V95H94ZM163 94V95H162ZM190 94H192V95H190ZM213 95V96H211V95ZM29 95H33L32 97L30 96L29 97ZM38 95V96H37ZM43 95V96H42ZM52 95V96H51ZM59 97H58V96ZM164 95V96H165ZM178 95H181V96H179L178 98L176 97V96H178ZM193 95H195V96H193ZM198 95V96H199ZM234 95H237V93L235 92V94ZM42 96V97H41ZM49 96V97H48ZM154 96H156L155 98H157L158 97V99H159V101L160 102H162L163 101V103L162 104H164L165 105V108H164V106H162L160 103H159V101H154V102H152L151 101V103L150 102H148L149 103V105H151L152 103H153V106H152V108H151V106L149 107L148 106V104L146 103L149 99H151V100H154L153 99V97ZM193 96V97H192ZM202 96V97H201ZM204 96H206V97H204ZM209 96H211V97H213V98H209ZM218 96H220L221 97V95H218ZM12 97V98H11ZM29 97V98H28ZM33 97H34V99H33ZM63 97H65V96H63ZM175 97V98H174ZM190 97L193 99L194 97L197 99V98H200L199 100H198V102H196V104H198L199 103V101H200V104H203L202 102H205V105H206V107H205V105L203 106V105H200V104H198V106L200 105V107H202V108H205V109H207L206 110V112L208 113H206L207 114V118L204 116V113L202 112V114H203V117L202 118H200V116H201V114H199L198 112L196 113V112H194V110L196 111V109H200V107H196V104H195V108L196 109H194V108H192L191 106H193L192 104H191V101H192V99H190ZM30 98H32V99H30ZM41 98V99H40ZM59 98V99H58ZM85 98V99H86ZM96 98V99H95ZM169 100V101H171L169 98H173L175 101H177L176 100V98L179 100V101H181V102H179V101H177V105H170V104H176L175 103V101L172 99V102L173 103H168V101L166 100ZM194 98V99H195ZM56 99V100H55ZM63 99V98H62ZM72 99V98H71ZM77 99V98H76ZM95 99V100H94ZM185 99V98H184ZM183 99V100H184ZM195 99V100H196ZM208 99V100H207ZM237 99H239V98H237ZM66 100V99H65ZM77 100V101H78ZM84 101V103H83V101ZM156 100V99H155ZM165 100V101H164ZM189 100H187V101H189ZM205 100V101H204ZM44 101V102H43ZM45 101H47L46 102V104L48 103L49 105H51L52 106V109L55 107V109L52 111V109H51V112L49 111L50 109H48L47 108V106H46V108L48 109H46V111H49V112H46L45 110H42V108L43 109H45L44 108V104H45ZM166 101H167V103H168V105L169 106H171L172 107V111H171V108H170V111L171 112H169V113H172L173 111H183V110H180L181 108H183L184 109V111H185V115H189L190 114V118H192V116L194 117V119H192V120H195V123H194V121L192 122V125H190L189 124V126H191L190 128L191 129H189V127H188V124L187 123H191V121H190V119L189 118H187L188 116H186V119H187V121H186V119H185V116H182V114H181V117H174V119H177L176 121H177V123H176V125L177 124H180L181 123V125L180 126H182L183 124H182V122L184 121V122H186V125H185V127H181L182 129L184 128V129H187L185 132H180V127H178L179 129V132L180 133H177L176 131H178L177 130V127H176V130H174V131H171L170 130V127L172 128V124H174V122H175V120H174V122H172V121H168L167 120V118L166 117H169L168 115H170V114H168V112H166V110H167V104H166ZM185 101H186V99H185ZM194 101V100H193ZM197 101V100H196ZM210 101H211V103H210ZM240 101H241V98H240ZM40 102V103H39ZM43 102V103H42ZM92 104V106H91V104ZM156 102V103H155ZM41 103H42V105H41ZM60 103V104H59ZM76 103H78V105L76 104ZM89 103V104H88ZM154 103L156 104V105H154ZM158 103H159V105L161 106V110L159 111V109L158 110H156L157 108H160L159 106H158ZM192 103H194V102H192ZM210 103V104H209ZM47 104V105H48ZM62 104V105H61ZM76 104V105H75ZM146 104V108L144 107V105ZM178 104H181V106H183L184 104V106L183 107H179V105ZM190 104H191V106H190ZM44 105V106H43ZM63 106L61 109H60V111L61 110H63V108H64V110L66 109L68 112H69V114H73V116L71 115V117H70V119L68 120V118H67V120H65L64 118V120L62 119V116H64L65 117V115H66V113L64 114L63 113V111L60 113V111H59V108L61 107V106ZM66 105V104H65ZM94 105V106H93ZM41 106H43V107H41ZM58 106H59V108H58ZM67 106V107H68ZM156 107V109H154L153 110V107ZM158 106V107H157ZM225 107H226V104L224 105ZM224 106H223V108H224ZM4 107H5V109H4ZM49 107V106H48ZM83 108V109H80V108ZM194 107V106H193ZM9 108V109H10ZM50 108V107H49ZM94 108H96V109H94ZM168 108V109H169ZM17 109V110H16ZM77 109V110H76ZM78 109H80V110H78ZM166 109V110H165ZM175 109V110H174ZM186 109H193V112H192V115H191V111L189 112V111H186ZM198 109V110H199ZM216 109V110H215ZM222 109V108H221ZM0 110H2V109H0ZM16 110V111H15ZM56 110V111H55ZM65 110V111H66ZM71 110V111H70ZM73 110H74V112H75V115L77 116L79 113L81 114L82 112V114H81V116H75L74 115V112H73ZM218 110V111H217ZM18 111H20V112H18ZM44 113H43V112ZM66 111V112H67ZM76 111H77V113H76ZM79 111V112H78ZM145 111V112H144ZM147 111V112H146ZM167 111H169V110H167ZM183 111V112H184ZM204 111V110H203ZM217 111V112H216ZM13 112H18V113H16V114H19V115H10L11 113H13ZM54 114H53V113ZM56 112V113H55ZM71 112H73V113H71ZM182 112V113H183ZM186 112H189V114L188 113H186ZM205 112V111H204ZM0 113H3V111L1 112L0 111ZM8 113H9V117L10 116H14V118L15 117H19L18 119L16 118V119H13V118H9L7 115H8ZM165 113H167V114H165ZM5 114H6V116H5ZM14 114V113H13ZM21 114V115H20ZM52 114V115H51ZM144 114V115H143ZM156 114V115H155ZM214 114H216V116H214ZM228 114V113H227ZM62 115V116H61ZM67 115H68V113H67ZM66 115V116H67ZM152 115H154L153 117H152ZM164 115H165V119H164ZM184 115V114H183ZM196 115H197V117H196ZM198 115H200V116H198ZM218 115V116H217ZM229 115V114H228ZM6 117H7V119H6ZM20 117H21V120H20ZM24 117V118H23ZM142 119H141V118ZM160 117V118H159ZM184 117V119L185 120H182V118ZM152 118H153V120H155V121H152ZM164 119L167 123H163L164 125L166 124H168L169 122H172V124L171 125H169L170 127H168L167 126V131L166 130H164L163 128V130H164V133H171V132H173V134H174V136H169V137H172V139H179L180 138V135L182 134V133H184V134H182L181 136H182V140L184 141L186 138H188V136H189V133L190 132H194V131H188V130H194V129H196V128H198V127H196L197 125L198 126H200L199 128H201L200 130H199V128H198V130H199V132L197 133L198 135L197 136H195L194 137V140H193V136H194V134L192 133V140L190 139V141L191 142H189V141H187L188 139H186V141L188 142H184V144H183V141H181L182 142V144H183V147L181 146V144H179L178 142L180 141V139H179V141L178 142H176V140H174L176 143H177V146H181L182 147V149H181V147H178L179 149H177L176 150V147H173L174 146V143H173V141H172V148L171 147H164V146H166V144H164V146L162 145H159V143H162L163 144V141L165 142L166 141V139L164 138V140H162L161 141V139H160V141L161 142H158L159 141V139L157 138V137H159V136H161V134H160V131H162V129L160 130V128L161 127H163L162 125H161V121H162V119ZM196 118V119H195ZM200 118V120H198V119ZM213 118H215V119H213ZM6 119V121H4V120ZM23 119L25 120V121H23ZM74 119H76V120H74ZM78 119V120H77ZM144 119V120H143ZM145 119H149L148 121H151L152 123H155L156 124V122L158 121L159 122V120L161 119V121H160V123H157V124H159V125H155L154 126V124L152 125L151 123H150V125H152V128L154 129V130H158V128H159V126H160V128H159V136H156L155 134V131L153 130V129H151V128H148V126L147 125H149L148 123H147V125H146V122L145 121H147V120H145ZM157 119V120H156ZM178 119H181L180 121V123H179V121H178ZM188 119H189V121H188ZM256 120H257V118H255ZM16 120V121H15ZM20 120V121H19ZM31 120V121H30ZM135 120H137L140 124H138L137 123V121H135ZM173 120V119H172ZM198 120V121H197ZM238 121L240 120V119H237ZM236 120V121H237ZM253 120V119H252ZM21 121H23V123L24 122H28V123H30V124H28V123H24V125H25V127H22V126H24L23 125V123L21 124L20 122ZM30 121V122H29ZM132 121H133V123H132ZM147 121V122H148ZM164 121V122H165ZM197 121V122H196ZM203 121V122H202ZM205 121V122H204ZM214 121V122H213ZM237 121V122H238ZM241 121V120H240ZM250 121V120H249ZM10 122V121H9ZM73 122V123H72ZM136 122V123H135ZM234 122H235V120H234ZM233 122V123H234ZM236 122V123H237ZM253 122V121H252ZM254 122H255V120H254ZM257 123H258V121H256ZM71 123V124H70ZM144 123V124H143ZM208 123V124H207ZM213 123H215V124H213ZM247 124V127H251V125H250V123L248 124V121L246 122ZM15 124H16V126H15ZM21 124V125H20ZM133 124H134V128H135V130H136V133H137V130L139 129V132L140 131H142V135L145 137V135H147L148 134V129H149V131L150 130H152L153 132H154V135H155V137L158 139V141L157 140H151V138L152 137H150V136H154L153 134H151L150 135V133L152 132V131H150V133H149V135L150 136H147V137H149L150 139H149V141L151 140V142L155 145H153L152 143H150V142H146V141H148V140H145V141H143L145 144H143V142H142V138H144V137H142L141 139H140V141H139V139H137V141H135L136 139H134L133 141H135L134 143H133V141L130 143V141L132 140V138H135V137H141V132H140V135L138 136H135V137H130V135H129V132H128V127L130 126V127H132L133 126ZM229 124H231V123H229ZM229 124H227V125H229ZM251 124H253V123H251ZM1 124H0V127L2 126ZM5 125V124H4ZM18 125V126H17ZM27 125H29V126H27ZM132 125V126H131ZM142 126L141 128H143L144 129V127L145 128H147V130L146 129H144L145 131H143V129H140V127L139 126ZM165 125V126H166ZM226 125V126H227ZM249 125V126H248ZM21 126V127H20ZM128 126V127H127ZM138 126V127H137ZM147 126V127H146ZM156 126H158V127H156ZM178 126V125H177ZM226 126H223V127H225V129H226ZM232 126V125H231ZM231 126H229V127H231ZM16 127H18V128H16ZM137 127V128H136ZM149 127H151V126H149ZM175 127V124L173 125V129H175L174 128ZM210 127V128H209ZM229 127H227V129L225 130V129H223L225 132L226 131H229L231 128H229ZM249 127V128H250ZM23 128V129H22ZM134 128H132V129H134ZM203 128V129H202ZM243 128H244V125H243ZM252 128H254V124H253V127ZM15 129V130H14ZM16 129L18 130V132L16 131ZM21 129V130H20ZM25 129V130H24ZM125 129H127V130H125ZM183 129V130H184ZM216 129V130H215ZM1 130V129H0ZM24 130V131H23ZM168 130H170V132H168ZM197 130V129H196ZM196 130H195V132H196ZM197 130V131H198ZM211 130V131H210ZM130 131V130H129ZM131 131H133V130H131ZM130 131V132H131ZM213 131V132H212ZM222 131V130H221ZM224 131H222V132H224ZM16 132V133H15ZM145 132V133H144ZM147 132V133H146ZM174 132H176V133H174ZM208 132L210 133V135L208 134ZM5 133H6V135H5ZM30 133H32V134H30ZM37 133V134H36ZM134 132H132V134H133ZM136 133H134V134H136ZM145 135H144V134ZM157 133V134H158ZM162 133V132H161ZM202 133V134H201ZM209 135H207V134ZM29 134V135H28ZM34 134V135H33ZM137 134H139V133H137ZM167 134V135H168ZM172 134V135H173ZM175 134L177 135V136H175ZM206 134L207 136L206 137H208V139L210 138V141L209 140H207V138L204 136V135ZM225 134V133H224ZM23 135H25V137L23 136ZM162 135H163V137L165 136L166 137V135L165 134H163L162 133ZM170 135V134H169ZM190 135H191V133H190ZM202 135V136H201ZM217 135V134H216ZM33 136V138L32 139H36L38 136H39V138H37V140L39 141V142H37V141H35V140H29L28 138H31ZM8 138V141L5 139V138ZM16 137H17V139H16ZM20 137H23V138H26V140L24 139V140H22ZM28 137V138H27ZM35 137V138H34ZM126 137H128L127 139H126ZM162 137V138H163ZM167 138V139H169V142L172 140H170V138ZM174 137V138H173ZM186 137V138H185ZM198 137V138H197ZM201 139H200V138ZM205 138V140H207L208 141V143H206V141H202L201 142V140H203L204 138ZM2 138H3V140H2ZM41 138V139H40ZM100 138V139H99ZM154 138V137H153ZM152 138V139H153ZM185 138V139H184ZM190 138V137H189ZM196 138V139H195ZM214 138V139H213ZM15 139L16 140H22V141H19V143L20 142H22V144L20 143V145L19 144H17L16 145V143H18V141H16L15 142ZM27 139H28V141H27ZM97 139H99L98 140V144H97V142H96V140ZM120 141V143H119V141ZM131 139V140H130ZM145 139V138H144ZM148 139V138H147ZM198 139V140H197ZM212 139V140H211ZM218 139H221V140H218ZM4 140H6L7 142H5L4 143ZM43 140L45 141V142H47V144L48 143H51L52 141L51 140H54L53 142H54V144L56 143V141L58 142V146H60L61 144L60 143H63L61 146L63 147V145H66L65 146V148H61V147H59V149L61 148V150H58L57 151V153L55 154H52L53 152H56L55 151V149L53 148V146H55V145H51V146H48V147H52V150H54V151H52L51 152V150H49V149H51V148H49L48 149V147H47V149L50 151H48L50 154H49V158H48V156H46L45 155V152L44 151H42V149H43V147H44V149L46 148V146H44V145H46V144H42V148H41V150H40V148H39V146H40V144L41 143H45V142H43ZM111 140H112V142H114V145H112L113 143L111 142ZM126 140V141H125ZM127 140L129 141V143L127 142ZM200 140V142H198ZM214 140H215V142L217 141L218 143H214ZM32 141H35V142H37V143H39L38 145H37V143H35V142H32ZM49 141V142H48ZM51 141V142H50ZM93 141H95V142H93ZM103 141V142H102ZM117 141V142H116ZM138 141L140 142V143H142L143 144V146L140 144V149H139V147H137V145L136 144H138ZM251 140H247L246 142H247V144H249L248 142H250ZM53 142H52V144H53ZM92 142V143H91ZM167 142V141H166ZM197 142L198 143H200V144H202L203 142H204V148L202 147L203 145H200L201 147H197L198 148V150L200 149V151H202L201 150V148H203V150L204 151H202V152H205V150L207 151L206 153H210V155L209 154H205L204 153V155H209V156H211V157H209V156H205V157H203V160H201L200 162H202L203 161V163L205 162V158L206 157H208V159H206V161L208 162V163H204V165H205V167H202V166H200V167H198V165L196 164L195 165V167L197 166V168H206L205 170H207V168H211L212 166L214 167V163H218L219 165H218V167H217V165L215 164V166H216V168L214 169L215 171H217V172H215V175L217 174V177H215V175L214 174H212L213 172H214V170H213V167L210 169V171H209V169H208V171H205V170H203L204 171V173H202V174H200V176H203L202 178H204V179H202V183H200V186H199V183H197L196 181H193V178L191 177L192 175H193V173L192 172H197V177H198V175H199V173L198 172H200V171H197V170H199V169H197L196 170V168H195V171H194V168H190L193 164H190V162H192V160H196V158H197V156H199V155H201V154H199L198 153V150H196L197 151V153H194V155H191L190 154V156H195V154H196V158H194L193 157V159L191 160V161H188V163L190 164V166H188V164H187V161H186V158H185V156H187L188 155V153L187 152H189L190 151V148L188 147V144H190L191 146L192 145H194L195 146V144H197ZM260 142V141H259ZM258 142V143H259ZM4 143V144H3ZM95 143L97 144L96 145V147H95ZM146 143H149L151 146H152V148H150V150H149V147H150V145L149 144H147L146 145ZM251 143V142H250ZM8 144H5V145H7L8 146ZM92 144V145H91ZM118 144H122L121 146L120 145H117ZM132 144V145H131ZM138 144V145H139ZM167 144H169L168 142H167ZM211 144V145H210ZM264 143L263 142H261V146L263 145ZM16 145V146H15ZM129 145V146H128ZM131 145V146H130ZM136 146V147H134V146ZM144 145H146V147L148 148H146ZM149 145V146H148ZM189 145V146H190ZM211 147H210V146ZM258 146V147H260L261 148V153H263V150H262V148L263 147H261V146ZM7 146H5L2 150H4L5 148H7ZM8 146V147H9ZM36 146V147H35ZM57 146V147H58ZM89 146H90V148H89ZM91 146H93V147H91ZM113 146V147H112ZM124 146V147H123ZM156 148V151L158 152V154H157V152L156 151H154L155 150V148ZM199 146V145H198ZM210 147V149H209V147ZM221 146V147H222ZM264 146V145H263ZM21 147H19V148H21ZM56 147V148H57ZM97 147H99V148H97ZM110 147V148H109ZM131 147V148H130ZM141 147L143 148V147H145L143 150L141 149ZM187 147V148H186ZM193 147V146H192ZM221 147H220V149H221ZM251 147V146H250ZM1 148H0V150H1ZM108 148V149H107ZM115 148V150H117L118 151V149L119 150H121L120 151V153L118 152H115L114 151V153H112L113 151V149ZM116 148H118V149H116ZM123 148H124V150H123ZM129 148V149H128ZM175 148V149H174ZM187 150H189V151H186V149ZM254 148H257V146H253V148L251 147V152L252 151H254V152H256V150L254 149ZM259 148V149H260ZM9 149H11V147L9 148ZM58 149V148H57ZM68 149H70V150H68ZM100 149H101V152H105L106 154L108 153H112V155H114L115 154V159H112L111 157H113V156H109L111 159H112V161L110 162V158H109V160H107V161H105L107 158L106 157H108V156H106V154L105 153H102V154H104L105 155V158L102 156V154L101 153H99L100 152ZM129 151H128V150ZM134 151H133V150ZM135 149H137L136 151H135ZM154 149V150H153ZM170 149H173V150H176V151H171ZM183 149H185V150H183ZM193 149H196V148H194L193 147ZM208 149L209 150H211V151H209L208 152ZM224 149V148H223ZM1 150V151H2ZM21 151H22V154H23V157H20V160H21V158H23V162L25 161L24 160V151H23V149L21 148L20 149ZM20 150H18V148L16 147V151H20ZM68 150V153L66 152ZM99 151V152H97V151ZM102 150H104V151H102ZM108 150V151H107ZM140 151V150H142V151H140V152H142L143 154H141L142 156L140 157V152H137V151ZM147 150H148V152H147ZM161 150H163V151H165V153H164V156H172L171 158H170V160L167 158V157H164L165 158V160H164V158L162 157V152H161V154L159 153V151ZM170 150V151H169ZM192 150V149H191ZM229 149L226 147V151H228ZM0 151V152H1ZM5 151V150H4ZM12 151V152H11ZM20 151V152H21ZM66 153H65V152ZM109 151H112V152H109ZM130 151L134 154V156H136V158L132 155V153H130ZM151 151V154H157V155H159V156H156V157H154L153 155H152V158H150L151 157V154L149 153ZM169 151V153H167ZM179 151L181 152V151H183V154H180L181 156H179V159H177L178 158V154H179ZM184 151H186V153H187V155H185L184 153ZM195 151V152H196ZM220 151V150H219ZM20 152H18V153H20ZM24 152V153H23ZM38 152V153H37ZM90 152H92V153H90ZM134 152H136V154L137 155H135V153ZM145 152H147V153H149V154H146ZM154 152V153H153ZM193 152L194 151H192V154H193ZM213 152V153H212ZM217 152V153H216ZM2 153V152H1ZM1 153H0V155H1ZM4 153L5 152H3L2 154L4 155ZM17 153V154H18ZM33 153V154H34ZM93 153H95L96 155H97V153L98 154H101V156H102V158H103V160L105 161V162H109V163H112L113 162V160L115 161L113 164H115V163H117V161H121V160H123V159H126V161H128L129 159H128V156L131 158V161H135V159L136 160H138L139 159V157H140V159L141 158H143V160H144V163L146 162V160H149L148 161V164H144V163H142L141 162V160H139V164H141L142 163V165L144 164V166H145V168L147 167L148 168V166H151V163H152V160H153V158H155V159H157V161H159L160 159H161V157L163 158V162L165 161H167V159H168V161H167V163L165 164V162L163 163L162 162V159H161V161L160 162H162L161 164H160V166L162 165H164L165 164V166L166 167H168V168H166L165 166H163V168L162 167H158L159 169H160V171H159V169L158 170H156L155 171V169H153L152 171V173H151V171L149 170V169H151V167H149L147 170H149L150 172L148 173V171L146 172L147 174H149V175H147L146 173H144V174H142V173H139L140 171H138V172H136V175L134 174L135 173V171L134 170H136V167L134 168H132V166L134 165H131L130 164V162H127V164L128 165H125V163H126V161L125 160H123V162H124V167L126 168V166H127V170H125L124 168H119V170H120V173H121V170L122 169H124V173H123V176H124V178L125 179H123V178H119L118 179V177L119 176H122V173L119 175V174H117V172H114L115 174L113 175L114 177H116V174L118 175V177H116L115 179L113 178V180L112 181H114V180H117V181H115V182H117V185L115 184V182H113L115 185H113V183H112V181H109V180H111V177L109 178V176L112 174V173H110V175L109 174H106V171H103V172H105V173H103L102 172V174H106L105 176H103L99 171H98V167L100 166V167H102L103 165V163H104V161L101 159V156L99 155L97 158H96V155L94 156V155H92ZM139 153V154H138ZM172 153H176V154H172ZM201 153V152H200ZM253 153V152H252ZM257 153V152H256ZM16 154V155H17ZM21 154V153H20ZM27 154H25V155H27ZM65 154H67L66 156H65ZM93 156L92 158H91V156ZM121 156H120V155ZM130 154H131V156H130ZM171 154V155H170ZM198 154V155H197ZM220 154L218 155V156H220ZM226 154V153H225ZM255 154V153H254ZM51 155V156H50ZM56 157V158H54V156ZM88 155V156H87ZM139 155V156H138ZM183 155V156H182ZM222 155H224V154H222ZM221 155V156H222ZM53 156V157H52ZM90 156V157H89ZM119 156V157H118ZM174 156V157H173ZM201 156H203V155H201ZM221 156H220V158H221ZM27 157V156H26ZM91 158V159H89V158ZM100 157V158H99ZM123 157V158H122ZM158 157V158H157ZM160 157V158H159ZM182 157V158H181ZM200 157V156H199ZM0 158H2L1 156H0ZM27 158H29V157H27ZM48 158V159H47ZM53 158V159H52ZM63 158H65V159H63ZM93 158H95V159H93ZM121 158V159H120ZM135 158V159H134ZM145 158H146V160H145ZM167 158V159H166ZM187 158H189V155H188V157ZM192 158V157H191ZM201 158V157H200ZM219 157H217V159H220ZM262 158H264V157H262ZM262 158H261V160H262ZM19 159V158H18ZM17 159V161H20V160H18ZM26 159V158H25ZM38 159V158H37ZM55 159H56V161H55ZM63 159V160H62ZM119 159V160H118ZM128 159V160H127ZM152 159V160H151ZM154 159V160H155ZM159 159V160H158ZM202 159V158H201ZM28 160V159H27ZM30 160V159H29ZM39 160V159H38ZM49 160H50V162L53 160V163L51 162H49ZM61 160H62V163H61ZM65 160V161H64ZM88 160V161H87ZM91 160V161H90ZM153 160V161H154ZM173 160L174 161H178L179 160V165H176V166H178V167H176V169H177V173L175 174V176H173V175H169V174H171L172 173V171L171 170H174L173 172L175 173V166H174V168H173V164L175 163V162H173ZM188 160V159H187ZM198 160H199V158H197V162H198ZM209 160H211L210 162H209ZM213 160V161H212ZM264 160V159H263ZM262 160V162H263V164H264V161ZM0 161H1V159H0ZM9 161H12V162H9ZM100 161H101V164H100ZM119 161V162H120ZM133 161V162H134ZM151 161V162H150ZM156 161V163L157 164H159L158 162ZM169 161L171 162V164L169 163ZM176 161V163L175 164H177L178 162ZM184 161H185V163H184ZM28 161H26V163H27ZM55 162H56V164H55ZM64 162V163H63ZM133 162H131V163H133ZM141 162V163H140ZM150 162V163H149ZM155 162V161H154ZM198 163V164H201V163ZM1 162H0V164H2ZM5 163V164H4ZM41 163L43 164V166L41 165ZM48 163H50V164H48ZM99 163V165H97ZM136 163V162H135ZM183 163L184 164H186V166H188L187 167V170H186V167L183 165ZM193 163V162H192ZM210 163V164H209ZM213 163V164H212ZM23 164V163H22ZM57 164L59 165V164H61V165H59V166H62L63 164V166H62V168H60V169H58L57 168ZM93 164H94V166H93ZM117 164H119V163H117ZM117 164L115 165L116 167H113L114 168V170L115 169H117ZM122 164V165H121ZM120 164V167L121 166H123V163H121ZM131 166H130V165ZM157 164H154L153 166L155 167V165H157ZM195 164V163H194ZM208 164V166H206ZM263 164H261L262 166H263ZM3 165H0L1 167H3ZM11 166L13 165V163L12 164H10ZM9 165V166H10ZM47 165V166H46ZM81 165V166H80ZM96 165L98 166L97 168H96ZM142 165H140V166H142ZM148 165V166H147ZM169 165L170 166H172V168H170L169 167ZM202 165V164H201ZM203 165V166H204ZM7 166H8V164H7ZM82 167L83 166V169L87 172V174H86V176H85V172H82V175H84V177L86 178L87 176H89V177H87L88 178V180H86L85 178H84V182H87V184L85 183H83V185H82V183H79L76 179H78L80 176L79 175H81V172H79V171H82V170H79L80 168H78V167ZM85 166V167H84ZM105 166H108V164L106 165V164H104V167ZM128 166H130L131 168H129ZM143 166V167H144ZM153 166H152V168H153ZM182 166V167H181ZM194 166V165H193ZM192 166V167H193ZM209 166H211V167H209ZM261 166V167H262ZM0 167V168H1ZM15 167V166H14ZM25 167V166H24ZM34 167V166H33ZM119 167V166H118ZM166 169H165V168ZM13 168V167H12ZM50 168H51V170H50ZM57 168V169H56ZM94 168V169H93ZM96 168V169H95ZM170 168V169H169ZM181 168H185L184 170L183 169H181ZM189 168V169H188ZM218 168V170H216ZM224 168V167H223ZM263 168V167H262ZM13 169H16V168H13ZM56 169V170H55ZM190 169L192 170V172H190ZM256 169V168H255ZM8 170V171H7ZM17 170V169H16ZM26 170V171H25ZM83 170V171H84ZM111 170H113V169H111ZM113 170V171H114ZM161 170H163V171H161ZM168 170H170V171H168ZM179 170H181V172L182 171H184V173L186 174V176H184V177H182L181 178V176L182 175H184L183 174V172H182V174H181V172L179 171ZM202 170V169H201ZM212 170H213V172H212ZM222 170V174H223V170L224 169H221ZM256 170H258L259 172H261L260 171V167H259V169H256ZM255 170V171H256ZM1 171H3V168H1ZM12 171V170H11ZM34 171V170H33ZM113 171H111V172H113ZM116 171V170H115ZM118 171V170H117ZM157 171H159L158 173H157ZM179 171V172H178ZM254 171V172H255ZM264 171V170H263ZM79 172V173H78ZM123 172V171H122ZM155 172V177L154 176H150V174L152 175L153 173ZM170 172V173H169ZM208 172H210V174H211V176L209 175V173ZM78 173V174H77ZM99 173V174H98ZM107 173H109L108 171H107ZM138 173V174H137ZM161 174L162 176L165 174V173H167V178H169V180L167 181V180H165V178L163 177V179L161 180V186H159V188H156V189H154V188H151L150 187V185H148V183H150V182H152L153 181V183H154V181H155V179L157 178L156 176H158V174ZM205 173H207V174H205ZM264 173V172H263ZM262 172H261V174H262V176L264 175ZM91 174H96V176H98V177H96L95 179H97V180H95V181H98V182H95V184L96 185H94V183L92 182V180L94 179V177L91 175ZM132 174H134V176L132 175ZM159 174V176H161ZM180 174V175H179ZM189 176H188V175ZM195 174V173H194ZM222 174H221V176H222ZM255 174H256V176H255V178L257 179V181H258V178H257V176H258V174H260V173H258L257 174V171L255 172ZM13 174H12V176L10 177V178H12L13 176H14ZM75 175L77 176V178L75 177ZM81 175V176H82ZM90 175L93 177V179L92 178H90ZM102 175V176H101ZM20 176V175H19ZM22 176H20L21 178H22ZM54 177V179H53V181L50 179V177ZM132 176V177H131ZM171 176H173V177H171ZM179 177L178 179L176 178V177ZM209 176V177H208ZM220 176V177H221ZM20 177H19V179H20ZM73 177H75V178H73ZM83 177V176H82ZM102 177V178H101ZM108 177V178H107ZM166 177V176H165ZM190 177H191V179H190ZM193 177H195L194 175H193ZM197 177H195L196 179H197ZM16 178V177H15ZM23 178H22V180H23ZM38 178V179H37ZM56 178V179H55ZM62 178V179H61ZM69 178V179H68ZM73 178V179H72ZM106 178V179H105ZM194 178V180H196ZM13 179H14V177H13ZM13 179L11 180V181H13ZM18 179V178H17ZM19 179H18V181H19ZM61 179V180H60ZM71 179V180H70ZM91 179V180H90ZM108 179V181L109 182H111V183H109L110 185V187L108 186V188H110L109 190H107L108 188H106L107 186H105V188H103L102 187V185L103 184H105L106 185V180ZM122 179V180H121ZM189 179L191 180V182L190 183H192V182H194L196 185L198 184V186H199V188H198V186H196V185H193L194 183H192V185L191 184H189ZM15 180V179H14ZM37 180L39 181V183L37 182ZM79 180V179H78ZM102 180V181H101ZM118 180H119V182H118ZM178 180H179V182H178ZM200 180H201V177H200ZM211 180V179H210ZM210 180H208V181H210ZM261 180V181H260ZM259 181L260 182H262L261 183V185L262 186H264V178L262 177L261 179H260ZM11 181H10V183H11ZM75 181H77L78 183H77V185H76V183H74ZM79 181H81V178H80V180ZM82 181H83V178H82ZM90 181L93 183V185L90 183ZM174 181H175V187H174V185H173V183H174ZM176 181H177V185H176ZM186 181H187V184H186ZM197 181H199V177H198V180ZM207 181V182H208ZM213 181V180H212ZM212 181H210L209 183H211ZM254 181H256L255 179H254ZM258 181V182H259ZM27 182V181H26ZM37 182V183H36ZM52 182V183H51ZM56 182H58V183H56ZM91 184V186H100V187H98L97 189L95 188V187H89V183ZM168 182V183H167ZM214 182V184H216V181L214 180L213 181ZM16 183V182H15ZM37 184V186H35L36 184ZM54 183V184H53ZM119 183V184H118ZM257 183V182H256ZM18 186H20V183H16ZM25 184H28V185H25ZM31 184V185H30ZM63 184V185H62ZM99 184V185H98ZM107 184H108V182H107ZM143 184V185H144ZM165 184V185H164ZM179 184H181L180 186H181V189H182V191H184L183 190V187H185V186H187L188 188H190L188 185H191V186H194L195 187V189H196V187H197V191H195L194 189H192V191H195L196 193V195L194 194V192H193V196H195L196 198H192V194H190V193H188V194H190V195H187L186 193L187 192H185V194H184V192L183 193H180V192H182V191H177L178 189H179V187H178V185ZM186 184V185H185ZM213 184V183H212ZM236 184V183H235ZM260 183H258V185H259ZM29 185L31 186L30 188H29ZM34 185V186H33ZM111 185H113V187H115V188H112L111 187ZM182 185H183V187H182ZM233 185V184H232ZM4 187L5 189H4V192L5 193H3V194H6V190H8V189H6L7 187ZM38 186H40V187H38ZM71 186V187H70ZM84 186H86V187H84ZM118 186V187H117ZM171 188V190H170V188ZM216 186H218L217 187V191H220L221 190V187L219 188V185H216ZM216 186L214 187L215 189H216ZM234 186V185H233ZM262 186H260V187H262ZM16 189H15V188ZM34 187H36V189L33 188ZM39 189H38V188ZM84 187V188H83ZM88 187L89 188H91L89 191H88ZM193 187V188H194ZM202 187H204L203 189H201ZM205 187L206 188H208L207 189V191H205ZM209 187H212V188H209ZM2 188V186L0 187V189ZM14 188V189H13ZM19 188V189H18ZM42 189V192H41V189ZM68 188H70V189H72V191H70V189H68ZM80 188H82L85 192H83L82 191V189H80ZM102 188V189H101ZM117 188V189H116ZM166 188H169V193H171L170 191H172V194L170 195V196H168L167 195V192L165 191V190H167ZM177 190H176V189ZM192 188V187H191ZM191 188H190V190H191ZM234 189H235V187H233ZM22 189V190H21ZM65 189V190H64ZM75 189V190H74ZM79 189H80V191H79ZM132 189H134V188H132ZM234 189H232L234 192H235V190ZM33 190V191H32ZM40 190V191H39ZM99 190H102V193H101V195H100V191ZM105 190H106V192H105ZM123 190V191H124ZM134 190H136V189H134ZM133 190V191H134ZM180 190V189H179ZM200 190L202 191L201 192V194L199 195V192H200ZM232 190H230V192L232 191ZM9 191V190H8ZM29 191V192H28ZM32 191V192H31ZM58 191H59V193H60V191H61V193L59 194L58 193ZM64 191V192H63ZM69 191V192H68ZM104 191V192H103ZM113 191V190H112ZM137 191H139V192H137V196L139 195L138 193H143V194H145L146 195V193H144V192H142L143 190H137ZM154 191V192H155ZM160 191V190H159ZM174 191V192H173ZM185 191H189V190H185ZM192 191H189V192H191L192 193ZM199 191V192H198ZM204 191L205 192H207V193H209L208 194V196L206 197L205 195H207V194H205L204 193ZM213 191H215L214 189L211 191L212 193H213ZM217 191H215L214 192V194H212L211 193V195H213V198L214 199H216V197H218L219 195H220V192H218V196H216L217 194H216V192ZM231 192V193H233L234 194V192ZM1 192V191H0ZM81 192H83V193H85V195H83V193H81ZM98 192H99V194H98ZM111 192V191H110ZM115 192V191H114ZM113 192V193H114ZM130 191H128V193H129ZM132 192V191H131ZM130 192V194L129 195H135L136 193H134L133 194V192L131 193ZM134 192H136V191H134ZM164 192H166V193H164ZM180 194V195H182V194H184L185 195V198H182V199H186V197L187 198H190V199H187L188 201H186V200H184L185 201V203L186 202H189L191 199H194V200H192L193 202H196L195 203V205L196 204H199V206L197 205V208H196V206L195 205H193L191 202H189V203H191L190 205H193V207L192 206H189V204H188V206L187 207H185V206H183V207H185L184 209H183V207H181L180 208V206L179 205H184L183 203H184V201H183V203H181V202H178V201H181V199L179 198V197H182V196H184V195H182V196H180L178 193ZM8 194H9V192H7ZM34 193H35V195H34ZM37 193V194H36ZM40 193V194H39ZM67 193H70V194H67ZM73 193V195L75 196V197H77V198H75L74 200L76 201V203H78L79 201L78 200H80V199H78L79 197H83V199H85L86 200V202H85V200H83L82 199V201L80 200V202H79V206L78 205H76V203H74V200H72V198H70L71 196V194ZM109 193V192H108ZM223 193V192H222ZM221 193V194H222ZM8 194H7V196H8ZM39 194V195H38ZM152 194V195H151ZM205 194V195H204ZM237 194V192H235V194L234 195H236ZM12 195V196H13ZM62 196V197H60V196ZM89 195H90V192H89ZM103 195V196H102ZM109 195V194H108ZM142 195V194H141ZM144 195V196H145ZM151 195V196H150ZM157 195V194H156ZM155 195V196H156ZM157 195V196H158ZM163 195L166 197V196H168L167 197V200L165 199V197H164V199H162L163 198ZM175 195H176V197H175ZM178 195V196H177ZM203 195V196H202ZM214 195L216 196V197H214ZM263 195V194H262ZM5 196V195H4ZM67 196V197H66ZM88 196V197H87ZM92 196H94V195H92ZM136 196V195H135ZM146 196V197H147ZM161 196V195H160ZM201 196L202 197H206V198H204L203 200H202V198H201ZM221 196V195H220ZM228 196V195H227ZM229 196H230V194H229ZM228 196V197H229ZM19 197H17V198H19ZM91 197V196H90ZM95 198H96V196H94ZM148 197V198H149ZM199 197L201 198L200 200H202L203 201V203L205 204V203H208L209 204V206H207L208 204H206L204 207L205 208H207V210H210V211H208L207 212V210L206 211H201V206L202 205H200L201 204V202H199L198 203V199H199ZM225 197V198H224ZM234 197L236 198V196H233V198L232 199H234ZM154 198V197H153ZM157 198H159V196L157 197ZM207 198H208V200H207ZM220 198H217L215 201H217L218 199L220 200ZM262 198H264V195H263V197ZM261 198V199H262ZM11 199H12V201H11ZM20 199V198H19ZM18 199V200H19ZM92 199H93V197H92ZM155 199V198H154ZM153 199V201H155ZM177 199V200H176ZM197 199V200H196ZM18 200H16L15 199V201H18ZM26 200V201H25ZM196 200V201H195ZM207 200V201H206ZM211 200H212V197H211ZM235 200H237V199H235ZM78 201V202H77ZM88 201V202H87ZM136 201V200H135ZM205 201V202H204ZM215 201L213 200L212 202L213 203H215ZM227 201V202H228ZM239 201V200H238ZM238 201H237V204H238ZM253 201V200H252ZM9 202H12L13 204L12 205H10L9 204ZM60 204H59V203ZM82 202H84V204L86 205L87 203L89 204V202L91 203V205H87V207H90V211H89V208H86L87 209V211H86V209H84L85 211V213L88 215V218L87 217H79V216H76V218H75V216H73L72 217V215H74V213L76 214L77 212H81V213H83L82 212V210L81 211H79V209H82L81 207H82V205H83V203ZM128 202V203H129ZM159 202V203H160ZM178 202V203H177ZM227 202H225V203H227ZM228 202V203H229ZM81 203H82V205H81ZM135 202L133 201V204H134ZM179 203H181V204H179ZM222 204H223V202H221ZM220 203V204H221ZM7 204L10 206V207H7ZM22 204V205H21ZM126 204H127V202H126ZM172 204V203H171ZM170 204V205H171ZM203 204V205H204ZM19 205H20V208L22 209V210H19ZM80 205H81V207H80ZM84 205V208L86 207ZM245 205V204H244ZM23 206V207H22ZM26 206V207H25ZM61 206V207H60ZM75 206H77V207H80V208H77L76 209V207ZM119 206V207H118ZM133 206V205H132ZM164 206V205H163ZM162 206V207H163ZM227 206V205H226ZM230 206V207H229ZM231 206L233 207V205H229L228 204V207L229 208H231ZM30 207H31V209H30ZM75 207V208H74ZM91 207H93V208H91ZM154 207V206H153ZM193 209H192V208ZM199 207H200V210H199ZM204 207H202V210H204ZM212 207V206H211ZM18 208V209H17ZM23 208H25V209H23ZM35 210V211H33V209ZM122 208V209H121ZM124 208V209H123ZM165 208V207H164ZM163 208V209H164ZM179 208L182 210L181 212H188V213H182L184 216L182 217L181 216V220L178 218V215L180 216L181 214H179L180 212V210H179ZM194 208H195V210H194ZM239 207H237V209H238ZM263 208V211H264V206L263 207H261V209ZM7 209V210H6ZM27 209V210H26ZM30 209V210H29ZM94 209L96 210V211H94ZM112 209V208H111ZM149 209H151V210H149ZM166 209H164V210H166ZM173 209V208H172ZM236 209V211H238ZM3 210H0V211H3ZM17 210H19V212L17 211ZM76 210H77V212H76ZM113 210V209H112ZM136 211V209L133 207L132 208V211ZM26 211V212H25ZM30 211V212H29ZM37 211V212H36ZM49 211V212H48ZM70 211V212H69ZM72 211H74V212H72ZM89 211V212H88ZM125 210H124V213L126 212ZM143 211H141V212H143ZM219 211V212H218ZM7 212V213H6ZM31 212H34V213H31ZM107 212V213H106ZM126 212V213H127ZM130 212H131V210H130ZM130 212H128L127 214H129ZM137 213L139 212V211H136ZM154 212V211H153ZM197 212H199V214H197ZM246 212H248V211H246ZM246 212H245V214H246ZM9 213V214H8ZM13 213H17L16 215L15 214H13ZM23 215H22V214ZM28 214V216H27V214ZM48 213V214H47ZM50 213H51V215H50ZM71 213H73V214H71ZM94 213V214H93ZM100 213H101V211H100ZM106 213V214H105ZM110 213V214H109ZM125 213V214H126ZM140 213V212H139ZM160 213H161V216H160ZM196 216V217H198L199 216V218H200V216L201 215H204V217L206 218L207 216L209 217L208 219L209 220H211V223L209 224V220H207L208 222L207 223H205L204 224V220H206V219H204L203 218V216H201L202 218H200V220L198 219V218H196L193 214ZM215 213H219V214H222L220 217H219V215L217 216V214H216V217H215ZM11 214H13L12 216H13V218H12V216H8V215H11ZM85 214V215H86ZM89 214H90V217H92L93 216V218H89ZM92 214V215H91ZM113 215V217L112 218H114V219H112L111 218V216ZM160 216H158V215ZM206 214H207V216H206ZM248 214V213H247ZM2 215V216H1ZM19 215H20V217H19ZM33 217H32V216ZM45 215H46V218H45ZM52 215H54V216H52ZM94 215L95 216H97V217H94ZM122 214H119V216L120 217H122L121 216ZM146 215V214H145ZM144 215V216H145ZM149 214H147L146 216H150ZM156 215L158 216V218H156ZM210 215V216H209ZM259 215H260V213H259ZM263 215L264 214H262V215H260V217L262 216L263 217ZM7 216L9 217V219L11 220V221H13V222H11V221H9L8 223H10L11 222V224H8V225H5V224H7V222H3L4 221V219L6 218L7 219ZM22 216H23V218H22ZM30 216H31V220H32V222L34 221V223H32L31 222V220H30ZM52 216V217H51ZM104 216V217H103ZM109 216V217H108ZM145 216V218H146V220L148 219L147 217ZM193 216V217H192ZM211 216L213 217V218H211ZM244 216V215H243ZM11 217V218H10ZM25 217V218H24ZM28 217V218H27ZM34 217H35V220H34ZM49 217H51L52 218V220L54 219V221L53 222H55L56 224L55 225H53V222H50L51 221V219L49 218ZM119 217V218H120ZM153 217H152V219H153ZM166 217V218H165ZM242 217V216H241ZM261 217V218H262ZM16 218V219H15ZM47 218H49V219H47ZM56 218V219H55ZM58 218V219H57ZM64 218H65V220H64ZM94 218H95V221H94ZM96 218H97V220H96ZM98 218L100 219V220H98ZM106 218V219H107ZM116 218V219H115ZM144 218V217H143ZM144 218V219H145ZM150 219H151V216L149 217ZM170 218H171V216H170ZM171 218V219H172ZM243 218V217H242ZM250 217H246L244 220H248ZM255 218V217H254ZM257 218H259V216L257 217ZM256 218V219H257ZM13 219H15V221L13 220ZM20 219V220H19ZM24 219V220H23ZM25 219H26V221H25ZM30 221H29V220ZM48 220V222L49 223H51L50 224V230H48V227H49V225L48 226H45L46 224H44L45 222L47 223V221H45V220ZM88 219H90L89 221H88ZM112 219V220H111ZM147 220V221H145V223H144V226H143V228L146 226V225H148L149 223H151V222H149V221H151V220ZM159 221H158V220ZM171 219H169V220H171ZM175 219H176V221H175ZM201 219H202V227L201 226H197V225H200L201 223L199 222V221H201ZM251 219H252V221L254 222V223H256L257 222V220L255 219V220H253V218H250L249 220L251 221ZM16 220H18V222L16 221ZM63 221L65 224H59L57 221ZM87 220V221H86ZM119 220V219H118ZM191 220V222L195 225L196 224V226L194 227V225L192 226V223L190 224V223H188L189 221ZM199 220V221H198ZM227 220V221H228ZM243 219H242V221H244ZM6 221V220H5ZM8 221V220H7ZM22 221V222H21ZM24 221H25V224L23 225V223H24ZM28 221V224L26 223ZM44 221V222H43ZM71 222V223H69V222ZM77 221V222H76ZM81 221V222H80ZM87 223H86V222ZM96 221H97V224H96ZM99 221H100V223H99ZM102 221L104 222V223H102ZM183 221V222H182ZM197 223H199V224H197ZM216 221H214L215 223L214 224H216L217 222ZM252 221H251V223H252ZM261 221L263 222V218L261 219ZM2 222V223H1ZM14 222H17L16 223V225L14 224ZM21 222V223H20ZM63 222H61V223H63ZM75 222V224H77L78 222L80 223V224H82V225H79V224H77V225H75V224H73ZM149 222V223H148ZM206 222V221H205ZM261 222V225L263 224L264 225V222L262 223ZM4 223V224H3ZM49 223H47V224H49ZM154 223V222H153ZM153 223H151L150 225H152ZM185 223H186V221H185ZM13 224V225H12ZM21 224V226L20 227H18V225H20ZM57 224H58V226L59 225H65L64 227H66L65 229L67 230V231H70V234H69V232L67 233V231L66 230H63L64 232H66V234H64L63 235V233L61 232L62 230V226H60V228L61 229H58L59 227L57 226ZM96 224V225H95ZM107 224V225H106ZM113 224V223H112ZM116 224V223H115ZM129 224H131V223H129ZM128 224V225H129ZM134 224V223H133ZM256 224H259V220H258V223H256ZM67 225V226H66ZM73 225V226H72ZM78 225L79 226H81V227H78ZM94 226V227H96V228H94V227H92V226ZM100 225V226H99ZM102 225V226H101ZM119 226H120V224H118ZM137 225V224H136ZM150 225H148V226H150ZM164 225H165V223H164ZM188 225V226H189ZM216 225H218V224H216ZM238 225H239V223H238ZM260 225V224H259ZM9 226V227H8ZM54 226H57L58 228L56 229H53V227ZM104 226H105V229H104ZM107 226V227H106ZM112 226H114V225H112ZM123 227H128L126 224H124V225H122ZM130 227H131V225H129ZM135 226V225H134ZM133 226V227H134ZM179 226H181V225H179ZM211 226V228H209ZM248 226H251V225H248ZM248 226H247V228H248ZM12 227H15V228H12ZM24 227V228H23ZM67 227L69 228V227H72V229L71 228H69V229H67ZM76 227V228H75ZM103 227V228H102ZM137 227V226H136ZM136 227H134V228H136ZM147 227V226H146ZM167 226H165V228H166ZM198 227H201L202 228V230H201V228H199V230H198ZM256 227V226H255ZM255 227H253V228H255ZM11 229V231L9 230V229ZM20 228V229H19ZM52 228V229H51ZM86 228V229H85ZM101 228H102V230L103 231H101ZM175 228V229H174ZM178 228V229H177ZM181 228V227H180ZM183 228H184V226H183ZM182 228V230L184 231L185 229H183ZM189 228V227H188ZM247 228H246V231H247ZM252 228V227H251ZM259 228V226L257 225V228H255L256 230ZM16 229H18V230H16ZM23 229V230H22ZM47 231V233H46V231ZM71 229V230H70ZM90 229H92V230H90ZM97 229V230H96ZM133 229V228H132ZM147 229H148V227H147ZM191 229V228H190ZM223 229H225V230H223ZM254 229V230H255ZM4 230H5V233L7 232V234H3L2 232H4ZM7 230V231H6ZM9 230V231H8ZM16 230V231H15ZM54 230H55V232H54ZM57 230V231H56ZM58 230H60V231H58ZM82 230V231H83ZM133 230H135V229H133ZM146 230V229H145ZM166 230H167V228H166ZM165 229H164V231H166ZM180 230V229H179ZM206 230V229H205ZM204 230V231H205ZM208 230H206V231H208ZM216 230V229H215ZM19 231V232H18ZM24 231V232H23ZM39 231H41V232H39ZM50 231H52L53 232V234L55 233L56 234V232H60L62 235H63V237H62V235L59 233V235H56L57 237H59L60 236V238L58 239L57 237H55V235H54V237H53V234L51 235L50 233H52V232H50ZM71 231H72V234H71ZM87 231H85L86 232V234H88V232ZM96 231V233L94 234V232ZM101 231V232H100ZM148 231V230H147ZM169 230H167V232H168ZM176 231H174V232H172V231H170V233H171V236H172V234L173 233H175ZM181 231V230H180ZM190 231V230H189ZM9 232V233H8ZM15 232V233H14ZM49 232V233H48ZM73 232H76V235L75 234H73ZM79 232V233H78ZM85 232L83 233V234H85ZM167 232H165L164 234H165V236H164V238L165 237H167V236H169V237H171L170 236V233H167ZM185 232H187V230H185ZM212 232H213V230H212ZM252 232V231H251ZM14 233V234H13ZM38 233H41V234H38ZM44 233H46L47 235V237L45 238L44 237ZM78 233V234H77ZM90 233V234H91ZM97 233H99V234H97ZM207 233V232H206ZM234 233V234H233ZM248 235L250 232H245V231H243V235ZM1 234H3L4 235V237H3V239H2V236L3 235H1ZM9 234V235H8ZM11 234H13V236H11ZM17 234V235H16ZM34 234H36V235H34ZM38 234V235H37ZM58 234V233H57ZM68 234V235H67ZM163 234V235H164ZM194 234H191V235H194ZM201 234V233H200ZM198 235V234H196V236L198 237H200L201 235ZM203 234H205L204 232H203ZM208 234H211V233H208ZM207 234V235H208ZM39 235H41V237L39 236ZM43 235V236H42ZM49 235V236H48ZM75 237V239L74 240H76V243H74V247H73V245H72V247L73 248H65L66 247V245L64 244V243H59L60 241L62 242L63 240L62 239H64V237L66 238V239H64L65 241L67 240V242H70L71 244H72V242H74L73 240H68V239H71V238H73V236ZM92 235V234H91ZM138 235V234H137ZM163 235H161V236H163ZM167 235V236H166ZM175 235V234H174ZM173 235V236H174ZM237 235H239V234H237ZM258 235H262V236H264V234L262 233H256L254 236H253V238H251L252 240H253V242L256 240V237H262V236H258ZM11 237V239L10 238H7V237ZM39 236V237H38ZM69 236H72L71 238L68 237ZM122 236V235H121ZM121 236H119V235H117L116 236V238L117 239H119V240H124V241H122L123 243H125V244H128V243H131V242H134V241H136V242H134V243H137V250H140V248H141V246L142 245H144L145 246V244L143 243V242H141V241H139L138 239L140 238L141 239V237H139V236H141V235H138V236H136V237H139V238H135V240L134 241H130L129 242V240L130 239H132V238H122ZM161 236H153V238H155V239H158V237L160 238ZM195 235H194V237L193 238H195L196 237ZM203 236L204 235H202V238L200 237V240L204 243V244H208V243H205V242H208V239H209V241H210V239L211 240H216L215 241V243H217L218 241L220 242V244H216L215 245V243L213 242V241H211V243L213 242V244H211V245H214L213 247H216L215 249H218L219 248V246H217V245H220L221 247V249L223 248V246H222V243H223V240H226V239H221V240H217V238L216 239H212L213 237L211 236V238H208L209 236H206V234H205V236H206V240L207 241H205V240H202L203 239ZM240 236V235H239ZM13 237V238H12ZM99 237V238H98ZM120 237L122 238V239H120ZM196 237V238H197ZM198 237V238H199ZM235 237V236H234ZM246 237V236H245ZM6 238V239H5ZM39 238V239H38ZM40 238L41 239H43V240H41L40 241ZM47 238H48V240H47ZM53 238H55V239H53ZM68 238V239H67ZM239 237H237L236 239L234 238L233 239V241L234 240H237ZM242 238V237H241ZM241 238L240 239H238V241L241 243L242 241H245L244 239L243 240H241ZM254 238H255V240H254ZM12 239H13V241H12ZM137 239V240H136ZM152 239V238H151ZM161 239H163L162 237H161ZM169 239H172V237L171 238H169ZM230 239H232V238H230ZM250 239V242H252V240ZM4 240V241H3ZM9 240V241H8ZM45 240V241H44ZM54 240V241H53ZM58 240H59V242H58ZM241 240V241H240ZM248 241L247 242H249V239H247ZM260 240V239H259ZM11 241V242H10ZM52 241V242H51ZM57 241V242H56ZM64 241V242H65ZM72 241V242H71ZM96 241H104V238H102L101 240H96ZM127 241V242H126ZM157 242L158 241H162V240H156ZM231 241V240H230ZM230 241L228 242V243H230ZM33 242V243H32ZM35 242V243H34ZM66 242V243H67ZM88 241H85V243L83 242L82 244L84 245H86V247H88V250L91 248V249H93L94 248V246L93 245H91V243H87ZM139 242V243H138ZM141 242V243H140ZM169 242H171V244L173 245L174 244V241H173V239L171 240V241H169ZM173 242V243H172ZM193 242V246H195L196 247V242L195 241H188L187 242V246L189 247V248H187V246L186 245H184L183 243V241H182V243H181V241L179 240L178 241V244H179V246H180V244H181V246H185L187 249H190V247H191V249L193 250L192 252H194V248L195 247H193V246H190V245H188V244H190V243H192ZM202 242H200L199 241V244H202ZM218 242V243H219ZM222 242V243H221ZM246 242V241H245ZM246 242V243H247ZM262 241L260 240L259 241V244H261V245H263V243H261ZM52 243V245H50ZM55 243H59V244H62L61 246H62V248H61V246L60 245H58V244H56L55 245ZM70 243H68V245H67V247H70L71 246V244ZM176 243V242H175ZM225 243V242H224ZM226 243H227V241H226ZM239 243V244H240ZM245 243V244H246ZM37 244V245H36ZM54 244V245H53ZM80 244V243H79ZM81 244V245H82ZM141 244V245H140ZM170 244V245H171ZM177 244V243H176ZM186 244V243H185ZM232 244V242L230 243V244H228V245H231ZM236 246L235 247H239L238 248V250H239V252H241L242 251V249H243V246L244 245H242V243H241V246H239L238 245V242L236 241L235 243H234ZM244 244V243H243ZM258 244V245H259ZM34 245H35V248H33L34 247ZM65 245V246H64ZM81 246V247H84L85 248V246ZM88 245V246H87ZM175 245V244H174ZM192 245V244H191ZM38 246V247H37ZM40 246V247H39ZM52 246V247H51ZM63 246H64V250L63 251H61L60 249H63ZM78 246H80V245H78ZM178 246V247H179ZM180 246V247H181ZM207 246V245H206ZM205 245H204V247H206ZM208 246H210V242H209V244H208ZM232 246H234V245H232ZM55 247H57V249L58 250H56V248ZM80 247V248H81ZM90 247V248H89ZM143 247V246H142ZM176 247V246H175ZM38 250H37V249ZM41 248V249H40ZM60 248V249H59ZM80 248H78V249H80ZM186 248H183L182 249V247H181V250L183 251H185V252H183L184 254L186 253L187 254V252H188V250L186 249ZM209 248V247H208ZM207 248V249H208ZM219 248V249H220ZM233 248V247H232ZM241 248V249H240ZM40 249V250H39ZM55 251H54V250ZM86 249V248H85ZM85 249H81L80 250V253L81 252H83ZM150 249V248H149ZM210 249V248H209ZM218 249V250H219ZM217 250V251H218ZM241 250V251H240ZM54 251V252H53ZM70 251V255L72 254V252ZM77 251V252H76ZM76 251H73V255H75L76 253L79 255L80 253L78 252V250H76ZM87 251V249L85 250V252ZM92 251V250H91ZM190 252H188V254L189 255H191L190 253H192L191 252V250H189ZM209 251L210 250H208V252L207 253H209ZM75 252V253H74ZM88 252V251H87ZM152 251L150 250L148 253H151ZM175 252V251H174ZM174 252H171L169 255H171L172 253L176 256V254L178 253V249L176 250V254L174 253ZM46 255H45V254ZM64 253V252H63ZM68 253H69V251H68ZM210 253H211V251H210ZM215 253H217V252H215ZM76 254V255H77ZM83 254H84V252H83ZM87 254V253H86ZM86 254H84L85 256L82 258V254L80 255L81 257H79L78 255V260H79V258H80V260H83V262L84 261H86V257H88ZM89 254H91V252H89ZM179 254L180 253H178V255L176 256V257H179ZM185 254V262L184 263H190V261L193 259L194 260V262H196L195 261V257L193 258L192 256V258H191V260H189L190 258H188V257H186V256H189L188 254L186 255ZM197 254L200 256V254H201V252H196L195 253V255H196V257H197ZM33 255V256H32ZM67 254H65V256H66ZM73 255L72 256H70V257H73ZM174 255H171V256H173L175 259H176V257L174 256ZM219 255V254H218ZM77 256L75 257H73V258H76L77 259ZM4 257V258H3ZM41 257L44 259H41ZM170 257V256H169ZM173 257H171L172 258V260L174 261V258ZM182 257H183V259H184V256H183V254H182ZM218 256H216V259H218L217 258ZM40 258V259H39ZM65 258H67V256L65 257ZM82 258V259H81ZM187 258H188V261H187ZM202 257H200V261L198 260V262H202V263H205V262H203L204 260H202L201 259ZM29 259V260H28ZM30 259H31V261H30ZM133 259V258H132ZM196 259H198V258H196ZM210 259L212 260V258L210 257ZM35 260H37L36 261V263H35ZM77 260V261H78ZM181 260V259H180ZM193 260L191 261V263L193 262ZM202 260V261H201ZM71 261H74V262H71ZM77 261L75 262L76 264H78L77 263ZM89 263L88 264H91V261H89V260H87ZM127 262L129 261V260H126ZM133 261L134 260H132V263H133ZM176 262L178 261L179 262V259H176L175 260ZM34 262V263H33ZM62 262H64V263H62ZM71 262V263H70ZM79 262V261H78ZM127 262H124V264H130L129 262L127 263ZM207 262V261H206ZM74 263V264H75ZM80 263H81V261H80ZM93 263V262H92ZM96 264H99V263H97V261L95 262ZM94 263V264H95ZM202 263H200V264H202ZM37 264H39V263H37ZM84 264V263H83ZM86 264H87V262H86ZM193 264V263H192ZM206 264V263H205ZM248 264H255V260L253 261V260H251V262H249Z\"/></svg>",
	"mask_w": 264,
	"mask_h": 264
},
{
	"label": "bare ground",
	"instance_id": "bare-ground-1",
	"mask_svg": "<svg viewBox=\"0 0 264 264\" xmlns=\"http://www.w3.org/2000/svg\"><path fill=\"white\" fill-rule=\"evenodd\" d=\"M23 1H24V0H0V16H3V14H4V17L7 19V17H8L10 14H13V13H14L13 11H14L15 9H16V10H15L16 12H17L18 10H19V11L21 10L20 12H22V11L24 12V9L27 8V7L25 6V4L27 3V1H29V2H33V3L29 4V5H30L31 9H33L32 11H33V15H34V10H35L34 7H36V6L38 5V4H36V3H37L36 0H35V1H34V0H27V1L25 0V1H24L25 3H24ZM37 1H40V2H41L42 0H37ZM44 1L47 2V0H43V2H42V3L45 5L46 3H44ZM49 1H50V2H49ZM62 1H63V0H53V1L48 0L47 3H49V4H48V5L46 4V5L48 6L47 8H49V7L51 6V4L53 3V5H54V4H55V5L57 4V5L59 6L58 8H59L60 10H63V11H64L66 8H65V7L62 8V6H63V5L66 6L65 1L67 2V0H64V2H62ZM69 1H70V3H71V0H69ZM76 1H77V0L72 1L71 4H73V3L76 4L78 1H79V2H80V1L83 2V4L80 5V3H78V4H76V5H73V6L76 7V8L74 7L75 9H78V11L75 10V12H74L75 14L78 13V12H81V13H83V12H87V11L89 12L90 10H91V11H92V10H93V11H96V10L98 9V7H99V5L97 6V3H101V2L103 3L105 0H103V1H102V0H101V1H100V0H96V1H98V2H96V1L93 2L94 0H90V1H89V0H83V1H82V0H78L77 2H76ZM85 1H87V3H88V2H89V3L92 2V3L89 5V3H88V4H87V3H84ZM125 1H126V0H124V2H125ZM167 1L170 2V1H172V0H170V1L167 0ZM192 1H193V3H191ZM194 1H195L196 3H195ZM199 1H201V0H191V2H190V3L192 4L191 6H193V8H195V9H196V8H199V7L202 5V3H203V1H201L202 3H198ZM215 1H217V0H215ZM218 1H219V0H218ZM222 1H223V0H222ZM234 1H235V0H232V2H234ZM241 1H242V0H241ZM34 2H36V3H34ZM59 2H60V3H59ZM61 2H62V3H61ZM75 2H76V3H75ZM105 2L108 3L107 0H106ZM121 2H123V0H122ZM124 2H123V3H124ZM126 2H127V1H126ZM126 2L124 3V4H125L124 6L127 5ZM128 2H129V1H128ZM131 2H133V1L131 0ZM135 2H136V1H134V3H135ZM172 2H173V1H172ZM174 2H175V3H174ZM174 2H173L174 4L171 3L170 5L173 4V5H172L173 8H174V7H175V8L178 7L177 9L181 8V9H182V12L185 14V16H187L186 13H185L183 10H184V9H185V10H187V9L189 10V9L191 8L190 3H189V6H190V7H188V3H187V2H189V1H188V0H187L186 2H185L184 0L182 1V5H185V3H187V4L185 5V7H186L187 9L184 8V7H183V8H184V9H183L182 6H181V7L178 6L179 3H181V1H180V2L177 1V3H176V0H174ZM178 2H179V3H178ZM184 2H185V3H184ZM226 2L229 3L230 0H229V1L227 0ZM226 2H225V3L223 2V3H224V4H227ZM235 2H236V1H235ZM22 3H24V5H21ZM38 3H39V2H38ZM42 3H39L40 6L42 5ZM50 3H51V4H50ZM70 3L67 2V4H69V5H70ZM93 3H96V4H94V6H93V5H92ZM102 3L100 4V7H103V6H105V5L107 6V5L109 4V3H108V4L103 3V4H105V5H103ZM112 3H113V1L111 2V4H112ZM119 3H120V2H118V4H119ZM137 3H138V1L136 2V4H137ZM183 3H184V4H183ZM194 3H195V4H198L199 7H195ZM221 3H222V2H221ZM237 3H238V0H237ZM237 3H236V4H237ZM240 3H241V2H239V4H240ZM243 3H244V2H243ZM33 4H35V5H33ZM59 4H60V5H59ZM62 4H63V5H62ZM111 4H110V5H111ZM113 4H116V2H114ZM113 4H112V6H113ZM130 4H133V3H130ZM175 4H177V5H175ZM200 4H201V5H200ZM217 4H218V3H217ZM230 4H231V3H230ZM230 4H229V5H230ZM232 4H233V3H232ZM232 4H231V8H233V7H232ZM20 5L23 6V7H22L23 10L21 9ZM46 5H45V6H46ZM53 5H52V7H53ZM55 5H54V6H55ZM61 5H62V6H61ZM69 5H67L66 7H68ZM78 5H79V8H78ZM95 5H96V6H95ZM101 5H102V6H101ZM110 5H108V6H110ZM121 5H122V4H121ZM121 5H120V6H118V5L116 6V5H115V6H113V7H115L116 10H118L117 8L120 7V10H122V9H124V8H122ZM198 5H196V6H198ZM237 5H238V4H237ZM18 6H19L20 9H17ZM38 6H39V5H38ZM40 6H39V8H38V7L36 8V10H35L36 15H34V18H35V17L37 18V16H40L39 13L43 12V11L46 9V7L42 5V6H43V9L45 8L44 10H42V6H41V8H40ZM106 6L104 7L105 9L108 8V7H106ZM112 6H110V7H112ZM122 6H123V5H122ZM129 6H130V5H129ZM129 6H128L127 8H130ZM133 6L135 7V4H133ZM165 6H166V5H165ZM172 6H170V8H171ZM217 6H219V5H217ZM220 6H221V4H220ZM226 6H227V5H226ZM233 6H234V5H233ZM24 7H25V8H24ZM32 7H33V8H32ZM52 7L49 8V9H50L49 11H52V9H51ZM100 7H99V8H100ZM222 7H225V6H221V10H222ZM236 7H237V6H236ZM11 8H12V9H11ZM28 8H29V7H28ZM28 8L26 9V11H28L29 15H31L30 18H32V16H33V15H32V12L29 11ZM53 8H54V7H53ZM61 8H62V9H61ZM71 8H72V6H70V8L67 9L68 12H67L66 10L64 11V12H66V14H68L67 17H68L69 15H70V16H74V15H75L74 13L71 14V11H69V9H71ZM121 8H122V9H121ZM127 8H125L126 11L128 10ZM154 8H155V7H152V9H151V8L149 7V10H148V11L151 12L150 14L148 13V11H143V10H142L141 14H142V13L144 14V12H145V14L142 15V16H143V17H144V16L146 17V16L149 15V18L147 17L148 20H149L151 14H152L153 16H154V14H156L155 12L152 13V12L155 10ZM167 8L169 9L168 6H167ZM167 8H166V9H167ZM175 8H174V9H175ZM193 8H191V9H193ZM229 8H230V7L228 6V9H227V10L230 11L231 9H229ZM13 9H14V10H13ZM56 9H57V8H56ZM95 9H96V10H95ZM101 9H102V8H101ZM101 9H98V10L100 11ZM147 9H148V8H147ZM158 9H159V8H158ZM166 9L164 8L163 11H165ZM168 9H167V10H168ZM174 9H173V10H174ZM177 9H175V10H176V12H175V10L173 11L172 8H171V9H170L171 11L169 12V14H171V12H174L175 14L172 13V15H169V16L171 17V16H173V14H174V16L176 17L179 13H181V12L177 11ZM195 9H194V10H195ZM200 9H201V8H199V10H200ZM233 9H235V10H231V11H233V16H231V15H232L231 12H230V13H231L230 16L232 17V19H233V20H232V23L234 24V26H233V27H234V30H233L234 33H233V34H235V35H234V38L231 39V41L229 42L230 45L227 44L228 47H225V49H224V48L222 49V47H221L222 50H215V57L213 56L214 59H215V61H214V59H210V61L213 60V61L215 62V64L213 63L215 67H213V64H212V67H213V69H214L215 71L211 68V66L209 67V65H208V67H209L210 69L213 70V71L211 70V71L213 72L212 74L215 75V76H214V77H215V83H214L215 86L213 85V86L215 87V89H214L215 91H213V93H212V91H211V94H213V95H214V92H215V95H214V96H215V97H214L215 100L212 99V100H213L212 102H215V108H216L217 105L220 106V107L218 108L219 111H218V110H217V111H218V113H219V116H220V115H221V116H220V117H216L217 120H215V121H216L217 124L215 125V126H216L215 128L217 129V128H218L217 126L220 127V125H218V124H223V125L217 130V133H216L217 135L215 134V137H218V136H219L220 138L222 137L221 139H222V141H223V143H224V145H225V147H223L222 145H217V144H216V145H215V146H216V149H214V151H215V150L217 151V146H218V147H219V146H220V147L222 146L221 149H220V147H219V149H218L217 152H221V150H222V152L224 151V152L226 153V154H225V153H222V152H221L222 154H224V155H222V154L216 152V153H217V156L214 157L216 154L212 152V153H213V158H215V159H213V160H216V161L219 160V161H221L220 163L223 164V166H222V165L220 166V165H219V164H220L219 162H218L219 164H218V163H217V164H216V163H214V164L212 163V164L214 165V167H213V166H212V167H213V170H214V169L216 168V166H215V164H216L217 167H218V165H219V166H220L219 168L224 169V170H223V174H222V170H221V169H219V170H218V168L216 169V170H218V172H220V176H221V174H222L221 177H220V176L217 177V174L215 175V172H217V171L214 170V172H213V170H212V172H213L212 174H214L215 177H217L216 179H213L212 176H211V174H210V172H208L209 175L211 176V177H210L211 180L208 178L207 180H204L203 182H204V186H205L206 183L208 184V185L206 184L207 187L209 186V184H211V186L214 185V186H213V189H214L215 191L218 190V189H217L218 186H216V185H219V188L221 187V190L216 192V194H217L216 196H218V192H220V195H221V196L219 195L218 197H216V196L214 195V197H216V199L222 197V195L224 196V193H225V195H226L227 193L230 194V196H229V194H227L229 197H228L227 195H226L225 197H227V199L231 197V198H230V202H231V203H232V201H233V202L236 201L235 207H236V205H239V206H237V207H239L238 209H237V207H236V209H237L238 211H236V209H235V211L232 210V211H233L232 215L235 214L236 212H237V213L240 212L239 210H241V212H242L243 210H245V207H246V210L243 211V214L241 215V213H240L241 222H239V221H240L239 219H235V221L238 220V221H237V224H236V222H235L234 220H231V219H230V220L232 221V222H231V221L228 220V219H227L228 221H227L226 219H224V218H226L227 215H224L225 212L222 213V211H221L222 209H219V207H218V208L216 207L217 210H220V211H221L220 213H222L223 215H222V214H219V213H215V217H216V214H217V216L219 215V217L222 215L220 219L222 220V217H223L224 221L226 220V222H228V224H229V222H231L232 224H233V221L235 222V224H233V227L231 228V229H232L233 231H235V233H236V235L233 233L235 237H234V236H231V234H232L231 230H225V229H223V230H225L224 232H223L222 230H221L222 233L219 232L220 239L216 237L217 240H218V239H219V240H221V239H222V240H223V239H226V240H223V243L221 242V243H222V246L224 245L223 248L221 249V248H220L221 246H220V245H217V246H219L220 249H219V248H218L219 250H218V249H215L216 247H213L214 245H211V244H213V242L215 243L216 240H211V239H210V241H209V239H208V242H205V243H208V244H209V242H210V246H208V244H204V243H203L204 241L202 242V241L200 240V237L202 238V235H204L202 240H205V241H207V240H206V236H209L208 238H211V236H212V237H213L212 239H216V238H214L215 236L212 235V234H214V232L217 231L218 228H220V227L217 228V226H219V225L221 226V224L218 223L219 221L214 220V218L211 216V218H213V219H211V220L213 221V222L211 223V220L208 219L209 217L207 216V214H206V216H207L206 218H207V219L204 217V215H201V216H203L204 219H206V220H204V219L200 216V218H202V219L204 220V221H203L204 224L208 222L207 220H209V221H210L209 224L211 223V225L213 224L214 226H216V227L214 228V226L212 225V228H214V229H212L213 232H212V230H211V231L208 230L207 226L204 227L205 225H208V224H205V225L203 226L202 223H201V222H202V219H201V221H199V220H200L199 216L196 217V216L193 214V213H195L196 211H198L197 205L199 206V204H196V205H195L196 202H193L192 200H194V199H191L189 202H191V203L193 202L192 204L195 205L197 209H196L195 212H193V211H189V210H190L189 208H186V210H188V212H190V213L193 212L192 214H193L196 218L199 219L198 221H199L201 224H200V225H197V226H201V227L203 226L204 230H205V229L208 230V231H206V230L204 231V230H203L202 232L200 231V232H198V233H197V231H195V233L198 234V235L201 233V234H200L201 236H200V237L198 236V237H199V238H198V237L196 236V234L193 233V232H194L193 230H197V228L195 227L196 224L194 225V224L191 222V220L194 222V220H197V219H195V218H191V216H189L191 220H190V221L188 220V221H189L188 223H190V224L192 223V226L194 225L195 228H192L191 225H189V224H188L189 226H188V225L186 226V224H187V220H185V218H186V217L189 218L188 215H189L190 213L184 216L183 214H184V213L186 214V213H188V212H181L185 207L188 206V204H189V206H192V207H193V205H190L191 203H189V202H186V203H185V201H184V200L188 201L187 199H190V198H187V197H186V199H182V198H185V195H184L185 192H187V193H186L187 195L192 194V198H193V197L196 198L195 196H193V192H194V194L196 193L195 191H197V190H196L197 187H196V189H195L194 186H191L192 183H194V182L190 183L191 180H192L191 177L193 178V181H196L197 183H199V186H200V183H202V179L205 178V177L202 178L203 176H200V174L204 173L203 170L206 169V168L204 169V168H202V167H205V165H204L205 162L208 163V162L206 161V159H208V157L205 158V162H204V163H203V161H204V160H203V157H205V156H209L211 152H210V153H206V152H207L206 150H205V152H202V151H204V150H203V148H204V142H203L202 144H200V143H201L202 141H206V143H208L207 140L210 141V138L208 139V137H206L208 134L210 135V133L208 132V134L206 133L207 135H206V134H205V135L203 134V135L207 138V140H205V138L203 137L204 139L201 140V142H200V140L198 141V142H200V143L197 142V144H195V146L192 145V146H193L194 148H196V149H193V147H192L190 144H188V147L190 148V151L186 149L187 147L185 148L186 151H189V152H187L188 155H189V158H187L188 155H187L186 151H184V152H185L184 154L187 155V156H185V158H186V161H187L188 166H190V164H193V165H194V166L192 165L193 167L191 166L190 168H194L196 164L198 165V167H200V166H202V167H201V168H197V166L195 167L196 170L199 169V170H197V171H200V172H198V173H199V175H198V177H199V181H197V180H198L197 172H192L193 169H192V170L190 169V172H192L193 175H194L195 177H197V179H196V178L193 177V175H192V176L190 177L191 180L189 179V184H191V185H188V186H189L190 188L192 187L191 190H190V188H188L187 186L183 187V185H182L183 190H184V191H182L181 186H180L181 184L178 185V187L180 186V187H179L180 190H179V189L177 190V189L175 188L177 191H182V192H180V193H183V192H184V194H182V195H184V196L180 195V194L177 192L180 196H182V197H179V198L181 199V201H178V202L183 203V201H184V203H183L184 205H179L180 208L183 207V206H185V207H183V209L181 208L182 210L179 208V210H180V211H179V212H180L179 214H181V215H180V216L178 215V218L181 220V216H182V217L184 216V218H182V220L184 221V222L182 221V222H183V225L180 223V221L178 222V223H179V224H178V228H179L181 231L177 228L178 230H177V231L174 230V231H176V232L173 233L172 236H171L170 231L174 232L173 230H171V229L174 227V226H173L174 224L172 225V223H171L169 226H170V227L173 226V227H172V228H169L168 224H166V223H167V220H163V221H166V222H163V224H159V223H162V222H160L161 220H160V221L158 220V219H159V218H158L159 215H158V214H157L158 216L156 215V218H158L157 220L159 221L158 223H157V221H154V220H155V217H153V215H150V213H154V215H155V212L157 211V213H158V211H159L160 209H161V213H162V211H163V212H164V211L167 212L168 209H166V208L168 207V203L171 201L170 198L172 197V196H170V195L172 194V191H170L171 193H169V188H170L169 186H168L169 188H166L167 190H165V191L167 192V195L170 196V197L168 198L169 200H167V197H168V196L165 197V196L163 195V198H162V199H164V197H165V199L167 200L168 203H167L165 200H161V199H160V198L162 197V194H163V190H164L163 187H162L163 190H162V189H158L157 192H156L155 190H154L155 192L153 191V193H154V194L156 193L157 195H158V192H161V193H162V194L159 193V195H158L159 198H157L158 196H157L156 194H155L156 196L151 194V195H152V199H151L149 196H147V193L149 192V191H148V187H146L145 189H143V188L145 187L146 182H145V184H144L143 181L140 180V181H134V182L132 183V180H133L134 178H139V177H136V176H135L132 180H130V179H128V178H130V176H129L130 173H127V172H126L127 176H125L126 174H125L124 176L127 177V179H126L125 181L127 182V180H129V181H130L129 184H130V185L132 184V185H131L132 188L136 189V190H134V189L131 188V190L129 189L128 191H130V192L132 191L133 194L136 193V194H135L136 196H135V195H133V196H132V195H129L130 192L128 193V191L125 192L124 189H126V187H127L126 184H127V183L125 184V182L122 183V182L120 181L121 184H123V185L126 186V187H125V186H123V185L120 184L121 186L125 187V188L123 189L124 191H123V190H122V191H119V190L121 189V188H120V185H119V187L117 186V187L119 188V189L117 190V192H116V190L111 189V190H110L111 192H110V191H107V193H106L104 196L102 195L103 197H100V198H99V197H98L99 195L97 196V195L94 194V193H96V192H95V189L92 191L93 193H91V190H92L91 188H92V187H95V186H91V184L93 185V183H94V185H96L95 182H98V181H95V180H97V179H95V178L98 177V176H96V174H91V175L94 177V179H93V177L90 175V178L93 179V180H92L93 183H92L91 181H90L91 184L88 182V183L90 184L89 187H91V188L88 187V191L91 189V190L89 191V192H90V195H89V192L86 191V193H88L87 195L89 196V197H88V196H87V197H88V198H91V200H89V201H92V200H93V203H94V204H98V203H99V205H98V209H99V210H97V212H95L96 215L99 213V217H100V215L103 214V213L105 212V210H107V209H105V208H109L108 205H109V206H111V205L114 206V205H113V204L115 203L114 200H116V199H122L121 197H123V199H122L121 201H124V202H120V200H119L118 203H119V202H120V204L124 203V206H127V205H129L130 202L132 201V205H133V206L130 205V210H131V212H130V210H129V211H128V212H130L129 214H127L128 212L126 211L127 209H129V206H127V208L125 207V209L123 208L127 213L125 212V213H126V214H125V213H124V210H123L122 213L119 212V214H122V215H123V216L121 215L122 217H120L119 214H118V212H117L116 215H117V217H118L119 220L115 218L116 221L113 220V222H112V221L110 222V220H108V218H107L108 213H107V212H106L107 215H105L106 217L103 216L105 219H102V215H101L100 219H102V220H104V221H105V220H108L109 223H111V224H108V225L111 226V228H110L109 233L106 235V233H107V232L105 233L106 230L103 231V230L105 229V226H104V229H103V230H102V228H103V227H102V228H101V231H103V234H102L101 231H100L101 234L97 233V234H99V235H98L99 237L101 236L100 238L98 237L99 239H97V237H94V236H93V231H94L95 229H93V230L90 229V230H92V233H91V231L83 230L84 225L81 227V226H79V225H82V224H80V223L78 222V223H77V224H79L78 227H81V229H82L83 231L80 230V232H82V234L80 233V235H79V234H78L79 232H78V233H77L78 236L76 235V232H73V234L76 235V240H77V242H78V245H80V246L75 245V249H76V247H77L76 250H78V252L80 253V250H81L82 248H83V249L86 248L88 252H87V251L85 252L86 249H85L83 252H84V254L87 253L86 255H87L88 257H86V261L83 262V260H80V258H79V260H78V256H79V257L82 256V258L85 256V255L83 254V252H81L79 255L76 253V254L78 255V256H77L76 254L73 255V251H76V250L71 251V250H72V249H71V250H67L66 252L63 251L65 245H66L65 248H69V249H70V248H73V247H74V243H76V240H74L75 237H74L73 235H72L73 238H71L72 236H69L71 239H68L69 237L67 236V237H68V238H67L68 240H73V241H74V242L71 241L72 244H71L70 242H67V240L65 241V240H64V239H66L65 237H64V239H62V240H63L62 242H61V241L59 242V240H58L59 243H64V244H65V245L63 246V249H60V248H59L61 251L64 252V253L62 252V254H64V255L61 257L63 261L66 259V261H64V262L68 263V262L70 261V258H71V260L74 259L75 262L78 260V261H79V262L77 261L78 264H83V263L86 264V262H87V264H88L89 262H88L87 260L91 261V264H94L96 261H97V263L100 262L99 264H124V262H127L126 260H129L130 262H129V261H128V262H129L130 264H187V263H184V262H185V261H184V260H185V254H186V253L184 254L183 252H185V251H184V250H183V251L181 250V247H182V249H183V248H186V247H185V246H181V244H180L181 247L179 246L178 241L180 240L181 243H182V241H183V242H184L183 244L186 245V246H187V242H188V241H195V242H196V244H195L196 247L193 246V242L190 243V244H188V245H190V246L195 247V248H194V252H192V251H193V250H192L193 248L191 249V247H190V249H187V248H189L188 246H187V248H186V249L188 250V252H190L189 250H191V252H192V253H190L191 255H189L188 252H187V254H188L189 256H186V257H188V258H190L191 256H192L193 258L195 257V261H196V262H194V260L192 259V260H193V262H192L193 264H200V263H202V262H198V260L200 261V257L203 258V259H202V258H201V259L204 260L203 262H205L206 264H248L249 262H251V260H253V261L255 260V264H264V236H262V235H258V236H262V237H259V238L256 237V240H255V238H254V240H255L254 242H253V240L251 239V238H253V236H254L256 233H261V234L263 233V234H264V225H263V224L261 225V222H262L261 219H262V218H263V222H264V215H263V217L261 216L262 218L260 217V215L264 214L263 208L261 209V207L264 206V198H262L263 195H264V186H262L263 184L261 185L262 182H260V181H261L260 179H261L262 177L264 178V175L262 176V174H261V172H262V173L264 172V171H263V170H264V164H263V162H262V160L264 159V158H262V157H264V146H263L264 144H263L262 146L260 145L261 142L264 143V87L262 86V83H264V80H263V79H264V0H246V4L243 5V4L241 3V4L239 5L238 10H237L236 8H233ZM39 10H41V12H39ZM71 10L74 11V9H71ZM79 10H81V11H79ZM102 10H103V9H102ZM132 10H133V9H132ZM152 10H153V11H152ZM159 10H160V9H159ZM159 10H157V11H158V16L160 15L159 13H160V11H161V10H160V11H159ZM197 10H198V9H197ZM197 10H196V13H197ZM236 10H237V11H236ZM19 11H18V14H16V12H15L14 14H16V15H14V14H13V15H14L15 17L18 16V15H21L22 13L20 14ZM26 11H25V13L22 14V16H24V14L27 13ZM36 11H38V12H36ZM63 11H62V12H63ZM73 11H72V12H73ZM105 11H106V10H104V12H105ZM109 11H113V10H109ZM109 11L107 10V12H109ZM114 11H115V10H114ZM130 11H131V10H130ZM163 11L161 12L162 14L164 13ZM12 12H13V13H12ZM44 12L47 13L48 10H47V11H44ZM44 12H43V13H44ZM52 12H55V13L57 12L56 14L59 15V16L61 17V18H60V17H58V18L61 19L62 24H61V21H59L58 18H57L58 20H56L57 22L54 20V19H55V16H54L55 14H53V15L51 14V15H50V13H48L49 15H46V14H43V15H46L47 18H48V16H50L48 19H51V16H52V17L54 16V19H51V20L55 21L56 23H54V22L51 21V20H50L51 22L49 21V23H48L47 20L44 19L45 16H44V17H43V16L38 17V18H43V19H40V20H42V22L45 20L46 24L48 23V25H50V23H52L51 26H50L49 32H50L51 30L54 31V29H53L52 27H53L55 24L58 25L59 22H60L59 26L62 27V25H63L64 23L67 24V22H66L67 20H68V21H71V20H72V19H69V18H72V17H70V16H69V18H68L67 20H66V18L64 19V18L61 16V14H63V13L61 12V14H60L59 10H57V11H56V10H55V11L53 10ZM124 12H125V11H124ZM146 12H147L148 15L146 14ZM186 12H187V11H186ZM190 12H191V11L189 10V11H188V16H187V17H189ZM193 12L195 13V11H193ZM199 12H200V11H199ZM202 12H203V11H202ZM28 13H27V14H28ZM96 13H97V12H95L94 14H96ZM128 13H129V12H128ZM183 13H182V15L184 16ZM194 13H193V15L195 16L196 13H195V14H194ZM203 13H204V15H205V12H203ZM27 14H26V15H27ZM37 14H38V15H37ZM85 14H86V13H85ZM87 14H88V13H87ZM89 14H90V12H89ZM91 14H92V13H91ZM103 14H105V13H103ZM106 14H107V13H106ZM119 14H120V13L118 12V15H119ZM176 14H177V15H176ZM5 15H6V16H5ZM7 15H8V16H7ZM29 15H27V16H29ZM76 15H77V14H76ZM76 15H75V16H76ZM92 15H93V14H92ZM98 15H102V14L99 13ZM107 15H108V14H107ZM123 15H124V13H123ZM127 15H128V14H127ZM131 15H132V14H131ZM163 15H164V14H163ZM193 15H192V16H193ZM11 16H12V15H10L9 17H11ZM27 16L24 17L25 19L20 18L21 21H19V18H18V20L15 19V17H11V18H13V19L9 18L8 20H9V22H10V19H11V21H12L11 24L13 25V27H12L11 24H7V26H8V25L11 26L12 29H10L9 26H8V27L6 26V23H7L6 21H7V20L5 21V18L2 19V17H0V18H1L0 21L2 22V23L0 22V24H1V25H0V30H1L2 28L5 27L4 30H3V31H5V32H3V34H1V33H2V30L0 31V32H1V33H0V42L2 43V44H1V43H0V44H1V46L3 45V48L5 47L4 49H2V47H1V49H0V50H1V53H2V50H5V49L8 48L7 46H10L11 50H10V48H8V49L5 50V51L10 50V53L8 52V56H9V54H11L13 57H14V55H18L17 51H19V50H21V49H22L21 51H23V50L26 48L27 51H29V52L33 51L34 53L37 51V50L34 51V50H35V47H36V46L34 47V45H35L34 43L36 42V44H37V41H35V40H36V38H39V37H40V36L38 37L37 34H35V35H37V36H35V39H34V34H33L32 36L30 35V39H31V40L34 39V41H35V42H34V41H33V42L31 41V42L33 43V45H32V43L30 42L29 36L27 37V41H28V42H27V41L25 42L26 39H24V41H22L23 43L20 42V37L23 36L22 34L24 33V35H25V33L28 31V29L30 30L29 26H28V28L25 30V28L27 27V24L29 23L28 25H30V26H32V24L35 25V22H34V21H36V20L32 21V22H34V23H32L31 21H29V22L27 23V21H28V20H26V19H27ZM81 16H82V14H81ZM84 16H85V15L82 16L83 21L81 20V21H78V23H77V24L80 25V27H79L78 25H77L78 28H77V27H74V29L77 28V29L74 31L75 34H77L76 32H79L78 29H80V28H81V29L84 28L83 26H85V25H84V24H82V25L80 24V22H84V19H85ZM129 16H130V15H129ZM137 16H138V17L140 16V14H138V12H137ZM142 16H140V17H142ZM165 16H166V18L169 17L167 13H166ZM167 16H168V17H167ZM174 16H173V17H174ZM179 16H181V14H179V15L176 17V19H178ZM56 17H57V16H56ZM89 17H90V16H89ZM89 17H88V20H89L88 23H91L90 20L94 19V21L96 22V24H99V23H97V21L100 22L101 19H102L104 16H103V17L101 16V17H102L101 19L99 18L100 16H98L97 18H96V17H95V18H94V17L92 18V16H91V19H90ZM118 17H119V16H118ZM124 17H125V16H124ZM124 17H122L121 20H123ZM134 17H135V16H134ZM143 17H142V18H143ZM145 17H144V18H145ZM163 17H164V16H163ZM163 17H162V15H161V18H162L161 21H162V20L165 21L166 18L164 19ZM173 17L170 18L172 21L174 20ZM175 17H174V18H175ZM228 17H229V16H228ZM231 17H230V19H231ZM16 18H17V17H16ZM28 18H29V17H28ZM47 18H46V19H47ZM62 18H63V20H62ZM104 18H105V19H104L105 21L102 19V20H103L102 24H104V23L106 22V17H104ZM116 18H117V17H116ZM128 18H129V17H128ZM128 18H127V20H128ZM130 18L133 19L132 17H130ZM135 18H136V17H135ZM135 18H134V19H135ZM154 18H155V19H158V17H154ZM159 18H160V17H159ZM180 18H181V19H180ZM75 19H77V17H76ZM80 19H81V18H80ZM80 19H79V20H80ZM97 19H100V20H97ZM107 19H109V17H108ZM137 19H138V18H137ZM137 19H135L136 22H137ZM139 19H141V18H139ZM145 19H146V18H145ZM184 19H188V18H184ZM2 20H3V21H2ZM16 20H17V21H16ZM25 20H26V21H25ZM73 20H74V19H73ZM96 20H97V21H96ZM109 20H110V19H109ZM114 20H115V19H114ZM121 20H119V21H121ZM124 20H125V19H124ZM127 20H126V21H127ZM142 20H143V19H142ZM150 20H151V21H149V23H151V24L154 23V19L152 20V17H151ZM168 20H169V18H168ZM168 20H166V21H168ZM171 20H169V21H171ZM178 20H179V21L181 20V21L179 22V21H177V20H174L175 23H179V25L182 26L181 22H182V23L184 22V21H183V17H179ZM18 21L21 22L22 24L19 23ZM23 21H25V22L27 23L26 26H24L25 22H23ZM58 21H59V22H58ZM64 21H65V22H64ZM85 21H86V19H85ZM92 21H93V20H92ZM115 21H118V20L116 19ZM115 21H113V22H115ZM129 21H130V20H128L127 23H128ZM152 21H153V22H152ZM156 21H157V20H156ZM158 21H159V20H158ZM161 21H159L160 23L157 22V26H158L159 24H162V23L164 22V21H162V23H161ZM166 21H165V22H166ZM169 21H168V24H170ZM172 21H171V23H172ZM174 21H173V24H175ZM42 22H40V24H41ZM45 22L42 24V26L45 25V27H43L42 30L48 32L47 30H48L49 27L47 28ZM63 22H64V23H63ZM72 22H75V21H72ZM131 22H132V20H131ZM136 22H133V23L136 25ZM138 22H139V21H138ZM147 22H148V21H147ZM165 22H164V23H165ZM229 22H230V20H229ZM4 23H5V24H4ZM18 23H19L20 25H22V26L20 27ZM23 23H24V24H23ZM31 23H32V24H31ZM53 23H54V25H53ZM70 23H71V22H69V24H70ZM85 23H86V22H85ZM93 23H94V22H92V24H89V25L91 26L90 29H87V27H86L85 30H83L84 33H83L81 36H80L79 34H81L82 32H81V33L79 32V34H77L78 36H75V34L72 32V31H73L72 28H71L72 31H71L70 34H72V37H75V38H76V37H77V38H78V37H80V38L82 37L83 40H84V41L82 40L83 43H84V42L89 43V41H90L91 39H93V38H94V39L96 38V39H95V41H96V40L98 39L100 33L97 32L96 34H99V35H95V32H94L95 29L99 30V28H100L101 26H103V28H104V26H105V28H107V27H106V23H107V22L105 23V25H98V26H96L95 23H94V24H93ZM116 23H118V24H116ZM116 23H114V24L112 23V25H107L108 28H109V26H113V25L115 26L114 28L111 29V31H108V32H107V31H104V30H106L105 28H104V29L101 28V31H104V32L99 31V32L103 33V37H104V39H103V37L101 36V37H102V40H105V37H106V35H104L105 32H107V33L109 34V36H107V37L110 38L111 40H112L113 37H117V35H119V34L115 33V34H117V35H115L114 32H113L112 34L109 33V32H112L113 29H114V30L118 29V30L121 31L119 37L122 35L123 31H125L124 33H126V35L123 33L124 36H127V35L130 34V33H132V34L134 35V32H132V30H134L133 26H132L133 29H131V26L128 27V30H127V31H129V33H128V32L125 30V28L127 29V26H126L125 28H123V30H121L120 26H123V25H119V24H121V23H119V22H116ZM143 23L145 24L146 21L144 20ZM149 23H146V24H149ZM164 23H163V24H164ZM166 23H167V22H166ZM2 24H3L4 27L2 26ZM17 24H18V25H17ZM37 24H38V23H37ZM74 24H75V23H74ZM108 24H109V23H108ZM110 24H111V20H110ZM134 24H133V25H134ZM138 24H139V23H138ZM151 24H150V25H151ZM155 24H156V23H155ZM173 24H172V25H173ZM233 24H231V25H233ZM15 25L19 26V27L21 28V29H20L21 31H19V30H18L19 27L16 26V27L18 28V29H17V28L15 27ZM52 25H53V26H52ZM71 25H72V24H71ZM92 25H93V27H92ZM116 25H117V26L119 25V27H117ZM130 25H131V24H130ZM139 25H140V24H139ZM139 25H138V26H139ZM141 25H142V22H141ZM153 25H154V24H153ZM228 25H230V24L228 23ZM1 26H2V28H1ZM23 26H24V30H23ZM37 26H38V25H37ZM39 26H41V25H39ZM59 26H58L57 28L61 29ZM65 26H66V25H65ZM65 26H63V27H65ZM72 26H74V25H72ZM95 26H96V27H95ZM128 26H129V25H128ZM147 26H149V25H146V26H145V29H146ZM157 26H156V27H157ZM14 27H15V28H14ZM35 27H36V26H35ZM35 27H31V29L33 30V29H35ZM88 27H89V26H88ZM94 27H95V28H94ZM97 27H99V28H97ZM116 27H117V28H116ZM123 27H124V26H123ZM135 27H137V26H135ZM141 27H142V26H141ZM141 27H140V28H141ZM7 28H8V30H9L8 32L5 30V29H7ZM39 28H41V27H39ZM44 28H45V30H44ZM57 28L55 27V29H57ZM69 28H70V27H69ZM69 28H68V29H69ZM91 28H92V29H91ZM93 28H94V29H93ZM110 28H111V27H110ZM129 28H130V30H129ZM143 28H144V27H143ZM151 28H153V26H152ZM154 28H155V27H154ZM154 28H153V30L155 31ZM66 29H67V28H66ZM66 29H65V30H66ZM145 29H144V30H145ZM149 29H150V28H149ZM232 29H233V28H232ZM39 30H41V29H39ZM77 30H78V31H77ZM87 30H88V31L91 30V31H90L91 36H94V35H95L96 37H93V38H92V37L89 35V33H88V35L91 37V39H90L89 36L87 35ZM93 30H94V31H93ZM140 30H143V29H140ZM157 30H158V29H157ZM229 30H230V28H229ZM22 31H24V32L22 33ZM37 31H38V30H37ZM59 31H60V30H59ZM59 31H57V32H59ZM62 31H64V30H62ZM69 31H70V30H69ZM81 31H82V30H81ZM130 31H131V32H130ZM135 31H137V29H135ZM138 31H139V30H138ZM138 31H137V32H138ZM147 31H148V30H147ZM154 31H153V32H152V31H149V32L155 33ZM29 32H31V30H30ZM29 32H27V33H29ZM46 32H45V33H46ZM92 32H93L94 35L92 34ZM115 32H116V31H115ZM140 32H142V31H139L138 33H140ZM145 32H146V31H145ZM157 32H158V31H156V33H157ZM4 33H5V34H4ZM19 33H20V34H19ZM33 33H34V30H33ZM36 33H37V32H36ZM66 33H67V35H70V34H68V31H67V32L64 33V35L61 36L62 40H66V38H68V39H67L68 41H63L64 43H65V42H66V43H67V42H70L69 40H74L75 42H72V43L75 45V43H76L78 40H80V38H79L78 40H77V38H76V40H75L74 38L71 39V38H69V37H65V34H66ZM107 33H106V34H107ZM127 33H128V34H127ZM156 33H155V34H156ZM50 34H52V33H50ZM108 34H107V35H108ZM110 34L113 35V36H111ZM135 34H136V33H135ZM142 34H143V33H142ZM52 35H53V34H52ZM52 35H51V36H52ZM73 35H74V36H73ZM133 35H132V36H133ZM145 35H146V34H145ZM58 36H59V35H58ZM83 36H84V37H83ZM87 36H88V38H86ZM110 36H111V37H110ZM124 36H121V38L124 37ZM128 36H131V34L128 35ZM132 36H131V37H132ZM137 36H138V35H137ZM147 36L150 37V34H148ZM25 37H26V36H25ZM31 37H33V38H31ZM44 37H45V36H43V38H42V36H41L42 39H41V38H40V40L37 39L38 41H42V42H40V43L38 42L39 44H41V43H44L45 45L47 44V43L43 42V39H44L45 41L47 40V39H45ZM52 37H53V38H57L56 36H55V37L52 36ZM52 37H50V39H52ZM59 37H60V36H59ZM59 37L57 38V40L55 39L56 41H52V40H54V39H52L51 42H50L51 45H50V43L47 45V48H48V47L51 48L50 46L54 47V50H52L51 52L54 53L55 58H57V57H56V54H57V52H58V51L56 52V49H57V50H60V52H58V55H57L58 58H60V59H58V58L56 59V60H58V62H59V60H60V61L62 60L61 57H60V55H61V56H62V55H63V56H64V55L66 56V52H67V49H68V48H67V45L69 46V44H70V47H72V46H73V47H78V46H76V45H75V46L72 45V43L70 42V43H67V44L65 43V44H66V48H61V47H64L65 45H63L64 43L62 42L61 38H59ZM141 37H143V36H141ZM152 37H153V35H152ZM46 38H47V37H46ZM48 38H49V36H48ZM64 38H65V39H64ZM85 38L87 39V41H86ZM135 38H137V37H135ZM138 38H139V37H138ZM143 38H144V37H143ZM150 38H151V37H150ZM89 39H90V40H89ZM94 39H93V40H94ZM110 39H109V40H110ZM114 39H115V38H114ZM114 39H113V40H114ZM141 39H142V38H141ZM221 39H222V38H221ZM58 40H61V43H60V41H59V43H60V45H62V46H60V45L57 44V41H58ZM93 40H92V41H93ZM99 40H100V39H99ZM99 40H97V41H99ZM107 40H108V39H107ZM107 40H106V41H107ZM111 40H110V41H111ZM115 40L117 41V39H115ZM118 40H119V38H118ZM131 40H132V42H135V41H133V39H131ZM47 41H48V40H47ZM80 41H81V40H80ZM124 41H126V40H125V39H124L123 41L121 40V42H124ZM127 41H128V39H127ZM129 41H130V40H129ZM129 41L127 42V43L129 44V46H130V47H135V46H134L135 43H133V45H132V44H131V41H130V43H129ZM29 42H30V43H29ZM53 42H54V44L52 45ZM55 42H56V44H55ZM111 42H112V41H111ZM140 42H141V41H140ZM147 42H148V41H147ZM147 42H146V43H147ZM226 42H227V41H226ZM226 42H225V43H226ZM25 43H26L28 46H30V47L27 48V45H24L25 47H24V49H23V44H25ZM28 43H29V44H28ZM115 43H117V42H115ZM115 43H114V42H113V43H109V41H107V45H106V42H105V43H103V45H101V47L103 46V48H104V44H105L106 46L110 45L108 50L111 51L112 48L110 49V47H111L112 44H113L112 46H115V45H116ZM118 43H120V40H119ZM125 43H126V42H125ZM125 43H124V44H125ZM127 43H126V44H127ZM146 43H145V44H146ZM17 44H18V45H17ZM19 44H21L22 47H19ZM44 44H42V45H44ZM97 44H102V43L96 42V43H95V48H96V49H95V48H93V49H89V50H91V52L88 51V48H87V50L84 49V48H82L83 46L80 47L79 49L84 50V52H85V50H86V52H87L88 54L91 53L90 55L95 56L94 58H96V57L98 56L97 58L99 59V58L101 57V58L99 59V61L101 60L100 62H102V60H103L102 56H103L104 54H100V52L104 51V53H105L107 50H102L103 48H101L100 50H102V51H100V50H99L100 45L97 46ZM114 44H115V45H114ZM120 44H121V43H120ZM130 44H131V45H130ZM140 44H141V43H140ZM145 44H144L143 46H145ZM11 45H12L13 47H14L15 45H17V47H18L19 49L15 46V50H16V52H15V51H14V48H12ZM42 45H41V46H42ZM55 45H56V46H57V45L60 46V48L57 46V47L59 48V49H58ZM77 45H80V46H81V44H80L79 42H77ZM138 45H139V44H138ZM39 46H40V45H39ZM39 46L37 45L36 48H37V49H38V48H41V50L45 49L44 51H40L41 54H44L45 52L50 51V49L48 48V49H49V50H48L47 48H45V46H44V48H43V46H42V47H41V46L39 47ZM90 46H91V45H90ZM126 46H127V45H125V49H126L127 51H128L129 49H132V48L127 49ZM129 46H128V47H129ZM140 46H141V45H140ZM143 46H142V48H143ZM147 46H148V45H147ZM31 47H32V48L34 47V50H31ZM55 47H56V48H55ZM98 47H99V48H98ZM117 47H118V48H117ZM120 47H121V46H120ZM20 48H21V49H20ZM42 48H43V49H42ZM107 48H108V47H106V49H107ZM121 48H122V47H121ZM137 48H139V47L137 46ZM145 48H146V46H145ZM197 48H198V47H197ZM201 48H202V47H201ZM46 49H47V51H46ZM52 49H53V48H52ZM61 49H66V50H65L66 52H64V50L61 51ZM97 49H98V50H97ZM116 49L119 50V46H116ZM123 49H124V48H123ZM125 49H124V51H126ZM146 49H147V48H146ZM30 50H31V51H30ZM71 50H72V49H71ZM71 50H70V52H71ZM76 50H77V48L74 49L73 51L75 52ZM92 50H94L93 52H94V53L96 52V54H93ZM95 50H97L98 52L95 51ZM112 50L114 51V49H112ZM133 50H134V49H133ZM135 50H136V49H135ZM142 50H143V49H141V51H142ZM147 50H148V49H147ZM194 50L197 51V50H199V49H196V48H195ZM5 51H4L3 54H2L3 56H2L1 53H0V57L2 58V63L5 62V60H6V62H8V64H10V60H15V61H12L13 64H14V62H15L16 66L19 65L18 68H17V67H15V66L13 67V66L7 65L6 62L3 63V64H6L5 66H6L7 68H8V66H9V68L11 67V70H12V67H13V68H16L15 70L18 71V72H19V71H21V72L23 71V75H24V74L26 73L27 69H28V68H26V67H27V66L29 67L30 65L33 66L32 64H34V63H32V61H31V60H33V59H31V57H30V55H29L30 53L27 54L28 52H25L28 56H26V54H25L26 57H23V58L27 59V57H28V59H29L31 62H28L29 65L27 64L26 67H23L24 70H23V69H20V68H21V64H22V66H25V64H26L25 61L27 62V61H29V60H28V59L25 60V59H23V58H19L20 60L22 59L21 62H18L19 59H17L18 61L16 62V59H15L16 56H15V58H13V59H12V56H11V55H10L9 57H8V56H5V55H7V54H5V53H6ZM11 51H13V52L11 53ZM21 51H20V52H21ZM38 51H39V49H38ZM53 51H55V52H53ZM68 51H69V49H68ZM77 51H79V50H77ZM77 51H76V52H77ZM138 51H139V50H138ZM43 52H44V53H43ZM63 52H64L65 54H64ZM74 52H73V53H74ZM79 52H80V51H79ZM84 52L82 51V53H84ZM86 52H85V53H86ZM89 52H90V53H89ZM128 52H129V51H128ZM130 52L133 53V51H130ZM134 52L136 53V51H134ZM198 52H199V51H198ZM22 53H24V51H23ZM49 53H50V52H49ZM49 53H48V54H49ZM55 53H56V54H55ZM60 53H62V54H60ZM68 53H69V52H68ZM68 53H67V54H68ZM73 53H72V54H73ZM82 53H80V54H82ZM87 53H86V54H87ZM102 53H103V52H102ZM106 53H107V55H106ZM106 53H105V55L108 57L109 52L107 51ZM113 53H116V52L114 51ZM241 53H243V54L240 56ZM4 54H5V55H4ZM20 54H21V53H20ZM20 54H19V56L22 57V54H21V55H20ZM35 54H37V53H35ZM50 54H51V53H50ZM59 54H60V55H59ZM77 54H78V53H77ZM86 54H84V55L86 56ZM88 54H87V55H88ZM137 54H138V52H137ZM137 54H136V55H137ZM195 54H196V53H195ZM224 54H225V56H224ZM226 54H227V55H226ZM73 55H75V53H74ZM73 55H71V57L69 56L70 58H68V56H66L67 58H65V56H64V57L62 56V58H63L62 61H63V62H66V59H69L70 62H72L71 59L75 58V59H73V61L75 62V60H76V63L73 64V62H72V64H73V66L76 65V64H78V63H79V60H78L77 57H80V55H79V56L76 55L75 57H74ZM82 55H83V54H82ZM82 55H81V57H82ZM96 55H97V56H96ZM132 55H133V54H132ZM179 55H180V54H179ZM196 55H197V54H196ZM23 56H24V54H23ZM45 56H47V53H45ZM51 56H52V54H51ZM54 56H52V61H47V62H49V64H50V62H51V63H52V62H53V63H56V62H55L56 60H54ZM85 56H84L83 58H86ZM109 56H111V54H110ZM133 56H134V55H133ZM4 57H5V58L8 57V58H7V59H4ZM10 57H11V58H10ZM29 57H30V58H29ZM48 57H49V55H48ZM81 57H80V59L82 60ZM114 57H115V56H114V54H113V58H114ZM116 57H118V55H117ZM192 57H194V56H192ZM192 57H191V58H192ZM97 58H96V61H98ZM111 58H112V57H111ZM123 58H124V57H123ZM180 58H181V57H180ZM194 58H195V57H194ZM211 58H212V57H211ZM118 59L120 60V56H119ZM118 59H116V60H118ZM125 59H126V58H125ZM125 59H124V60H125ZM3 60H4V61H3ZM23 60H25V61L22 62ZM38 60H40V59H38ZM41 60H42V61H37V62H41V65H42V66L39 65V63H38L37 65H39L40 69L42 68L41 71L43 72V71H44L43 69L46 68V67H44V64H45V66H47V68H48V65H47L45 59H41ZM64 60H65V61H64ZM81 60H80V61H81ZM83 60H85V59H83ZM87 60H88V59H87ZM87 60H86V61H87ZM93 60H94V61H93ZM93 60H92V61L95 62V59H93ZM108 60L110 61V58H109ZM108 60H106V61H108ZM176 60H178V59H176ZM180 60H181V59H180ZM192 60H196V58H195V59H192ZM197 60H198V59H197ZM197 60H196V61H197ZM33 61H36V60H33ZM43 61L45 62L44 64L42 63ZM77 61H78V63H77ZM86 61H85V62H86ZM106 61H105V62H106ZM113 61H115V58H114ZM125 61L127 62V60H125ZM181 61L183 62V60H181ZM181 61H180V62H181ZM196 61H195V62H196ZM199 61H200V60H199ZM12 62H11V64H12ZM58 62H57L55 65H54V64L51 65V66H56V67H52V68H57V67H58L57 65H60ZM67 62H69V61H67ZM82 62H83V61H82ZM111 62H112V61H111ZM111 62H108V63H111ZM178 62H179V61H178ZM193 62H194V61H193ZM0 63H1V62H0ZM2 63L0 64V68H1L0 71H2V66L5 67ZM18 63H19V64H18ZM24 63H25V64H24ZM30 63H31V64H30ZM98 63H99V62H98ZM106 63H107V62H106ZM171 63H172V62H171ZM171 63H170V65H171ZM15 64H14V65H15ZM23 64H24V65H23ZM61 64H63V63H61ZM64 64H65V63H64ZM64 64H63V65H64ZM67 64H68V63H67ZM67 64H65V65H67ZM80 64H81V63H80ZM84 64H85V63H84ZM117 64H118V63H117ZM173 64H176V63H173ZM194 64H196V63H194ZM194 64H193V65H194ZM63 65H60V66H61L60 68H61L62 71L59 69V70H60V71H59L60 74H59V72H58V73H57L58 75L56 74V76L59 77V76L61 75L62 79H61V78H57V79H60L61 81H62V80H66V79L68 80V79H69V78H67V77H68V73H70V72H68V71H71V74H72V78H71V79H72V80H69V82L66 81V82H67L66 84H64L65 82H63V84L66 86V85H67L68 83H70V82H71V84H72V81H74V77L77 78V76H78V77H80V76H79V75L74 76V75L76 74V73H74V72H75L77 69L74 68V69L71 70V69H68V68H67L68 65H69V67L71 66L70 63H69V64L67 65V67H65V68H67V70H68L67 72H68V73H66V69L64 68L65 73L67 74V75H66L67 77H65V74L63 73L64 71H63V68H62V67H64ZM88 65H89V64H88ZM90 65H91V64H90ZM182 65L184 66V63H183ZM190 65H191V64H190ZM197 65H199V66H198V67H197V66L194 67L193 74L191 75L193 81L195 80L196 76L200 73L199 70H200L201 67H202V65L200 64V62H199V64H197ZM31 66L29 67V68H30V71H32V70H31V69H32ZM34 66H35V65H34ZM97 66H98V65H97ZM97 66L94 67L96 70L92 67V68H93V71L96 72V71H99V70H100V69L98 70V68H99L100 66H99V67H97ZM43 67H44V68H43ZM78 67H80V69H81V68H82V65H81V66H78ZM83 67H85V66L83 65ZM181 67H182V66H181ZM191 67H192V65H191ZM7 68H3V71H2V72H4L5 75H6L7 73H9V72L6 73V71H8ZM47 68H46V69H47ZM171 68H172V67H171ZM179 68H180V67H179ZM182 68H183V67H182ZM197 68H198V69H197ZM209 68H208V69H209ZM5 69H6V70H5ZM17 69H19V70H17ZM35 69H36V68L33 67V71H34ZM40 69H38V70H40ZM50 69H51V67H50ZM50 69H49V70H50ZM202 69H203V68H202ZM210 69H209V70H210ZM15 70H14V69L12 70V72H13V71L15 72L14 77H13V78H14L13 80L11 79V77H12L11 75H13L12 73L6 75V77L9 76V75L11 76V77H9V78H10V79H9V80H10V83H11V81H12V84H13V83L15 82L16 79H18V80H16V82L18 81V82L21 83L22 79H26V77H29L28 75H24V76H23L20 72H19V73H20L22 76L17 77V76H16V75H17V74H16L17 72H16ZM28 70H29V69H28ZM49 70H48V71H49ZM73 70H75V71L73 72ZM84 70H85V69H84ZM102 70H103V69H102ZM166 70H167V69H166ZM184 70H185V69H184ZM203 70H204V69H203ZM9 71H10V69H9ZM24 71H25V72H24ZM33 71H32V73L30 72L31 74H30L29 72L26 73V74L29 73V75H31V76L34 75L33 78L30 76L31 79H26V81L28 80V84H29V80H30V81H32V83H35V86H37V84H36V82H38L37 77L40 76L41 73H40V74L38 73L39 75H38V76H35V72H33ZM35 71L37 72V70H35ZM51 71H52V69H51ZM55 71L57 72V69H56ZM79 71H80V70H79ZM170 71L172 72V70H170ZM2 72H1L0 75H1L2 77H4L5 79L3 78L4 80H2V77L0 78V82L2 81V85H0V86L2 87V88H0V92H1L2 94H1V93H0V94H1V95H4V94H7V93H4V94H3L4 91H2L3 89L6 90V88H5L6 86L4 85V84H6V83H4V81L7 80L8 78L6 79L5 75H4V76L2 75V74H3ZM10 72H11V71H10ZM38 72H39V71H38ZM45 72L47 73V71L45 70V71L43 72V75L45 74ZM53 72H54V71H53ZM61 72H62V73H61ZM76 72H78V71H76ZM81 72H82V71H81ZM81 72H80V73H81ZM165 72H166V71H165ZM178 72L181 73L182 71H178ZM178 72H177V73H176L175 71L173 72L174 75H176L175 77H172V75L170 74V75H171V76L169 75V76H170V77H169L170 80L168 79V77H166V78L169 80V83H170V84H169V83H168V84L166 83V84H167V87H168V85H171V82H172V79H171V78H174V79H173L174 81L172 82V85H173V86H170V89H171L172 87H173V89H174V87H176L178 84L180 85V84L182 83V82H180V83L177 82V83H176V81H177V80H176V79H177L176 77H179V76H177V74L180 75ZM190 72H191V70H190ZM201 72H202V71H201ZM214 72H215V73H214ZM73 73H74V74H73ZM82 73H83V72H82ZM175 73H176V74H175ZM208 73H209V72H208ZM32 74H33V75H32ZM62 74H64V75H62ZM83 74H84V73H83ZM160 74H161V73H160ZM182 74H186V75H187L188 73H187V72H186V73H183V72H182ZM196 74H197V75H196ZM205 74H206V73H205ZM43 75H41V76H43ZM54 75H55V74H54ZM101 75H103V74H101ZM104 75H105V74H104ZM186 75H185V76H186ZM208 75H211V72H210V74H208ZM18 76H19V74H18ZM25 76H26V77H25ZM45 76H46V75H45ZM48 76H49V73H47V76H46V81L49 83V79H50V78L48 79ZM63 76H64L66 79H65ZM73 76H74V77H73ZM84 76H85V75H84ZM97 76L99 77L100 75H97ZM97 76H96V77H97ZM187 76H188V75H187ZM194 76H195V77H194ZM199 76H200V74H199ZM202 76H203V75H202ZM204 76H205V75H204ZM204 76H203V77H204ZM212 76H213V75H212ZM16 77H17V78H16ZM22 77H23V78H22ZM24 77H25V78H24ZM30 77H29V78H30ZM158 77H160V76H158ZM189 77H190V76H189ZM191 77H190V78H191ZM206 77H209V76H206ZM214 77H213V78H214ZM19 78H22V79L19 80ZM76 78H75V79H76ZM100 78H101V77H100ZM104 78H105V77H104ZM185 78H186V77H185ZM262 78H263V79H262ZM32 79H36L37 81L32 80ZM47 79H48V80H47ZM51 79H52V77H51ZM79 79H81V78H79ZM102 79H103V77L101 78V81H102ZM187 79H189V78H186L185 81H187ZM196 79H197V78H196ZM199 79L201 80L202 78H199ZM199 79H198V80H199ZM203 79H205V78H203ZM203 79H202V80H203ZM209 79H210V78H209ZM209 79H207V80L205 79L206 82H204V83H206V85H205V84L202 85V86H205V88H206V86H207V89H208L209 85L211 84V81H210ZM39 80H40V79H39ZM55 80H56V79H55ZM82 80H83V78H82ZM98 80H100V79H98ZM103 80H104V79H103ZM165 80H166V79H165ZM165 80H164V81H165ZM175 80H176V81H175ZM190 80H191V79H190ZM205 80H204V81H205ZM23 81H24V80H23ZM33 81H34V82H33ZM51 81H52V80H50L51 85H53V87H55L54 84L56 85V82H58V81H56V82L54 81V82H53L54 84H52ZM75 81L77 82V80H75ZM75 81H74V82H75ZM95 81H96V79H95ZM101 81H98V82H101ZM207 81H208V82H207ZM5 82H6V81H5ZM18 82H17V83H18ZM24 82H25V81H24ZM40 82L43 83V81H40ZM40 82H39L38 85H41V84H42V83H40ZM74 82H73V83H74ZM76 82H75V83H76ZM85 82H86V81H84L83 83L85 84ZM103 82H104V81H103ZM190 82H191V81H190ZM195 82H196V81H195ZM195 82H194V83H195ZM197 82H198L197 86L199 87L201 83H200V81H197ZM197 82H196V83H197ZM209 82H210V83H209ZM17 83H15V85H16ZM22 83H23V82H22ZM30 83H31V82H30ZM58 83H59V82H58ZM83 83H81V85H82ZM95 83H97V82H95ZM163 83H165V82H163ZM173 83H176V84H175L176 86H174ZM194 83H193V84H194ZM207 83H209V84H207ZM12 84H10V85L12 86ZM23 84H24V83H23ZM25 84H27V82H25ZM45 84H46V83H45ZM78 84H79V83H78ZM78 84H77V85H74L73 88H72V87H70V88L73 89V90L75 89L74 91H76V90H77L76 87L78 86L79 89H81V88H80L81 86L78 85ZM97 84H98V83H97ZM183 84H185V86H186L187 82L185 83V82L183 81ZM183 84H182V86L180 85L181 88H180L179 86H177L176 89H177V88H180V89L182 90V88H187V87H183V86H184ZM191 84H192V83H191ZM202 84H203V83H202ZM212 84H213V82H212ZM3 85H4V87H3ZM46 85H49V84H46ZM57 85H58V86H57L58 88L55 87V89H59L60 86H61L62 84L60 83V86H59V84H57ZM64 85H63V86H64ZM100 85H101V84H100ZM102 85H103V84H102ZM164 85H165V84H164ZM164 85H162V86L160 85V87H162L163 89L167 88V87H165ZM194 85H196V84H194ZM8 86H9V85H8ZM11 86H9V87L11 88ZM13 86H14V84H13ZM13 86H12V87H13ZM22 86H24V85H22ZM31 86L33 87L34 84L31 85ZM31 86H30V87H31ZM68 86H70V85H67L66 89L68 88ZM84 86H85V85H84ZM86 86H87V85H86ZM95 86H96V85H95ZM197 86H196V88H198ZM28 87H29V86H28ZM46 87H47V86H46ZM82 87H83V86H82ZM93 87H94V86H93ZM101 87L104 88L103 86H101ZM200 87H201V86H200ZM200 87H199V88H200ZM33 88L35 89V88H37V87H33ZM42 88H43V87H42ZM42 88H41V87H38V89H42ZM47 88H49V87H47ZM47 88H46V89H47ZM51 88H52V87H51ZM83 88H84V87H83ZM91 88H92V87H91ZM91 88H90V89H91ZM196 88H195V89H196ZM202 88H203V87H202ZM202 88H200V89H202ZM205 88H204V89H205ZM209 88H210V87H209ZM211 88H213V87H211ZM8 89H9V88H8ZM11 89H12V88H11ZM11 89H9V90H11ZM28 89H30V88H28ZM63 89L66 90L65 88H63ZM68 89H69V88H68ZM68 89H67V90H68ZM79 89H78L77 91H79ZM87 89H89V88H87ZM90 89H89L88 92H90ZM93 89H94V88H93ZM95 89H96V88H95ZM104 89H106V88H104ZM163 89H161V91H159V92L161 93ZM176 89L173 90V91L171 90V91H172V92H171V95H172V93H174V92L176 91ZM180 89H179V90L177 89V90H178V91H181ZM191 89H192V88H191ZM191 89H189V91H190ZM200 89H198V90H200ZM19 90H20V89H19ZM43 90H44V91H43ZM43 90H42V93L44 94L45 97H44L42 100H45V98L47 97L46 94H45V93H46L45 91H47V90H45V89H43ZM60 90H61V88L59 89V91H60ZM73 90H71V91H73ZM81 90H83V89H81ZM84 90H86V88H84ZM84 90H83L82 92L79 91V94H80V92H81L82 94H83V92H84V95H83V96H85V94H86V96H87V92H85ZM158 90H159V89H158ZM185 90H186V89H185ZM185 90H184V91H185ZM208 90H209V89H208ZM208 90H206V92H205L207 96H208V93H207ZM210 90H211V89H210ZM212 90H213V89H212ZM17 91H18V90H17ZM20 91H21V90H20ZM23 91H25V90H24V87H23ZM30 91H31V90H30ZM33 91H34V90H33ZM33 91H32V92H33ZM74 91H73V92H74ZM86 91H87V90H86ZM91 91H92V89H91ZM93 91H96V90H93ZM100 91H102V90H100ZM100 91H99V92H100ZM103 91H104V90H103ZM156 91H157V90H156ZM163 91H164V90H163ZM168 91H169V88H168ZM168 91H167V89H165V92H166L165 94H166L167 96L170 94V93H168ZM178 91H177V92H178ZM189 91H188V93H189ZM6 92H7V91H6ZM26 92L28 93V91H26ZM35 92H36V91H35ZM40 92H41V91H40ZM48 92H49V91H48ZM185 92H186V91H185ZM185 92H183V93H185ZM190 92H195V91H192V90H191ZM208 92H209V91H208ZM235 92L237 93V95H234ZM42 93H40V95H41ZM70 93H71V92H70ZM70 93H69V94H70ZM75 93H76V94H75ZM75 93H71V94H73V95H74V94H75V95H79L78 92H75ZM90 93H91V92H90ZM90 93H88V96H89ZM94 93H95V92H94ZM157 93H158V92H157ZM157 93L155 94L156 96L158 95ZM160 93H159V94H160ZM167 93H168V94H167ZM181 93H182V92H181ZM188 93L186 94V96H184V97H183V96L180 97V98H182V102H185V103L188 102L187 104H189V102H190V100L188 99L189 96H188V98H187ZM196 93H198V94H196ZM202 93H203V92H202ZM30 94H32V93H30ZM38 94H39V93H38ZM48 94H49V93H48ZM50 94H53V96H56V95H54V93H51V92H50ZM95 94H96V97H97V96H98V95H97V92H96ZM95 94H94V95H95ZM100 94H101V93H100ZM163 94H164V92H163ZM163 94H162V95H163ZM165 94H164V95H165ZM175 94H176V93H175ZM195 94L197 95L196 97H200L199 94H201V93H200V91H199V92L197 91V92H195ZM211 94H210V95H211ZM1 95H0V97L3 98ZM7 95H8V94H7ZM21 95L24 96L25 94L22 92ZM60 95H61V94H60ZM73 95H72L71 97L68 96V93H67L66 95H64V94L61 95L62 97H60V98H61L60 102H61L62 100H64V101H63V104H64V102H65V104H66V105L64 104V108H67V109L69 108V109H70L69 106H72V107H71V109H72V108L74 107L72 104L68 106L69 103L67 102V100H68L69 98H70L69 101H70V100H73V98H74ZM164 95H163V97H167L166 95H165V96H164ZM171 95H169V96H171ZM176 95H177V94H176ZM190 95H192V94H190ZM198 95H199V96H198ZM213 95H211V96H213ZM218 95H221V97L218 96ZM4 96H5V95H4ZM30 96L32 97L33 95H29V97H30ZM37 96H38V95H37ZM42 96H43V95H42ZM42 96H41V97H42ZM51 96H52V95H51ZM57 96H58V95H57ZM63 96H65V97H63ZM86 96H85V98H86ZM156 96L153 97L154 100L149 99V100L146 102V103L148 104L149 107H150L151 105L153 106V103H152L151 105H149L148 102L151 103V101H152V102H154V101H159L158 97L155 98ZM169 96H168V97H169ZM179 96H181V95H178V96H176V97L178 98ZM193 96H195V95H193ZM193 96H192V97H193ZM211 96H209L210 99L213 98V97H211ZM29 97H28V98H29ZM48 97H49V96H48ZM58 97H59V96H58ZM66 97H67V98L69 97V98L67 99ZM79 97L82 98L81 95H79ZM79 97L77 96V97H76L77 99L74 98L75 101H72V102H80V101H79L80 99L78 100ZM90 97H91V94H90ZM90 97H89V98H86V99L83 97L84 100H86V101H85L86 104H87V100L90 99ZM201 97H202V96H201ZM204 97H206V96H204ZM11 98H12V97H11ZM54 98L57 99V97H53V99H54ZM62 98H63V99H62ZM71 98H72V99H71ZM83 98H82V99H83ZM174 98H175V97H174ZM177 98H176V100L179 101V100H178L179 98H178V99H177ZM184 98L186 99V101H185ZM194 98H195V97H194ZM194 98L192 99V98L190 97V99H192L191 104H192L194 107L191 106V104H190V106H191L192 108L196 109V108H195V104H196V102H198V100H199L200 98H197V99L195 98L197 101H196ZM237 98H239V99H237ZM240 98H241V101H240ZM3 99H4V98H3ZM30 99H32V98H30ZM33 99H34V97H33ZM40 99H41V98H40ZM49 99H51V101L48 100V98H46V100L49 101L48 103L50 104V102H51V105L53 104L52 106H54L56 102H53V101H52V100H53L52 97H51V98L49 97ZM56 99H55V100H56ZM58 99H59V98H58ZM65 99H66V100H65ZM95 99H96V98H95ZM95 99H94V100H95ZM155 99H156V100H155ZM165 99H166V98H165ZM169 99H170L171 101H169V100L166 99V100L168 101V103H169V104H170V103H173V102H172V99H173V98H169ZM183 99H184V100H183ZM77 100H78V101H77ZM173 100H174V99H173ZM187 100H189V101H187ZM193 100H194V101H193ZM207 100H208V99H207ZM47 101H45V104H44L45 106L43 105L45 109L42 108V110H45V111H46V109L48 108V109H50L49 111L51 112L52 106L49 105L48 103H47V104H48V105H47V104H46ZM82 101H83V100H82ZM88 101H90V100H88ZM91 101H92V98H91ZM91 101H90V102H91ZM160 101H161V100H160ZM160 101H159V103H160L162 106H164V108H165V105H164L165 103L162 104L163 101H162V102H160ZM164 101H165V100H164ZM167 101H166V104H167L166 106H167L168 108L170 107V108H171V111H172V107H171V106H172V105H177V101L174 100L176 104H170L171 106L168 105ZM204 101H205V100H204ZM43 102H44V101H43ZM43 102H42V103H43ZM90 102H89V103H90ZM179 102H181V101H179ZM182 102H181V103H182ZM192 102H194V103H192ZM39 103H40V102H39ZM42 103H41V105H42ZM83 103H84V101H83ZM89 103H88V104H89ZM155 103H156V102H155ZM155 103H154V105H156ZM159 103H158V106H159L160 108H157V109H156V107L154 106V107H153V110H154V109H156V110L159 109V111H160V110L162 109L161 106L159 105ZM202 103L205 105V102H202ZM210 103H211V101H210ZM210 103H209V104H210ZM59 104H60V103H59ZM76 104L78 105V103H76ZM76 104H75V105H76ZM90 104H91V103H90ZM182 104H183V103H182ZM198 104H200V101H199ZM198 104H196V107L198 106ZM203 104H200V105H203ZM225 104H226V107L224 106ZM61 105H62V104H61ZM61 105H60V106H61ZM178 105H179V107L181 106V104H178ZM184 105H185V104H184ZM184 105H183V106H184ZM200 105H199L198 107H200ZM204 105H203V106H204ZM43 106H41V107H43ZM46 106H47V108H46ZM48 106H49L50 108H49ZM67 106H68V107H67ZM78 106L83 107L84 110H86V109L88 108L85 104H83V105L80 104V105H78ZM78 106H77V107H78ZM91 106H92V104H91ZM93 106H94V105H93ZM145 106H146V104L144 105V107H145ZM152 106H151V108H152ZM158 106H157V107H158ZM183 106H181V107H183ZM203 106H202V107H203ZM223 106H224V108H223ZM62 107H63V106H61V107L59 108V106H58L59 111H60V109H61ZM77 107L75 106L74 109L77 108ZM86 107H87V108H86ZM202 107H200V109L198 108L199 110H198V109H196V111L194 110V112H196V113L199 111L198 113L201 114V116H200V115H198V116H200V118L203 117L202 112L204 113V116H205V117H206L207 114H208V113L206 112L207 109L202 108ZM205 107H206V105H205ZM9 108H10V107H8V108L5 109V107H4V109L7 110L8 112L12 109V107H11L10 109H9ZM64 108H63V110H64ZM79 108H80V107H79ZM83 108H80V109H83ZM85 108H86V109H85ZM89 108H90V107H89ZM89 108H88L87 110H89ZM145 108H146V107H145ZM168 108H167V110H169V111H167L166 109H165V110H166V112H168V114H170V115H168L167 113H165V114H167V115L169 116V117H166V118H167L168 121H172V122H174V120H175V122H174V124H175V127H174V128H175V129H173V125H174V124H172V122H169L167 125L165 124L166 126L163 124V123H167V122L165 121V120H166V119H165V115H164V119H165V120L161 118L162 121H161V119H160L159 122H158V121L156 122V124H155V123H152L151 121H148L149 119H145V120L148 121V122L145 121V122H146V125H147V123L149 124V125H147L148 128L153 129V128H152V125H153V124H154V126H155V125H159V124H157V123H160V121H161V125H162L163 127L160 128V126H161V125H160V126H159L160 130H161L162 128L164 129L165 127L167 128V126L170 127L169 125L172 124V128L170 127V130L172 129L171 131L176 130V127H177V130H178V129H179L178 127H180V132H181V131H182V132H185L187 129H184V128H183V129H184V130H183L181 127H182L184 124L186 125V122L183 121L182 124H183V123H184V124H183L182 126H180V125H181L180 122H181L182 120H185V119H186V116H188L187 118L190 119L191 123H187V124H188L189 129H191V128H190L191 126H189V124L192 125V122H193V121H194V123H195V120H192V119H194L195 116H194V117L192 116V118H190L191 116H190L189 112L191 111L190 113H191V115H192L193 109H191V110L189 109L190 111H189L188 109H186V111H189V112H186V113H188L189 115H185V111H184L183 108H181L180 110H183L184 112H183V111H176V110L174 109L175 111H173L172 113H169V112H171V111H170V108H169V109H168ZM221 108H222V109H221ZM0 109H2V110H0L1 112L3 111V113H0V119H1V118H2V117H1L2 114H4V112L6 113L7 111L3 110V107H1ZM48 109H47V110H48ZM54 109H55V107L52 109V111H53ZM69 109H68V111H69ZM80 109H78V110H80ZM90 109H91V108H90ZM94 109H96V108H94ZM16 110H17V109H16ZM16 110H15V111H16ZM63 110H61L60 113H61ZM65 110H66V109H65ZM65 110L63 111V113H64V114L66 113V115H67V113H68V115H67V116L65 115V117H64V116H62L63 114L61 113V114H62V115H61V116H62V119L64 118L65 120H67V118H68V120H69L70 117H71V115L73 116V114H69V112H68L67 110H66V111H67V112H66ZM76 110H77V109H76ZM200 110H201L202 112H201ZM203 110H204L205 112H204ZM215 110H216V109H215ZM12 111H13V109H12ZM49 111H46V112H49ZM55 111H56V110H55ZM70 111H71V110H70ZM217 111H216V112H217ZM18 112H20V111H18ZM18 112H16V113H18ZM42 112H43V111H42ZM73 112H74V110H73ZM73 112H71V113H73ZM78 112H79V111H78ZM144 112H145V111H144ZM146 112H147V111H146ZM182 112H183V113H182ZM13 113H14V114H13ZM13 113H11L10 115H19V114H16L15 112H13ZM43 113H44V112H43ZM52 113H53V112H52ZM55 113H56V112H55ZM76 113H77V111H76ZM82 113H83V112H82ZM82 113H81V114H82ZM206 113H207V114H206ZM227 113H228L229 115H228ZM6 114H7V113H6ZM6 114H5V116H6ZM53 114H54V113H53ZM79 114H80V113H79ZM79 114H78V115H79ZM81 114H80L79 116H81ZM181 114H182V116H185V119H184V117L182 118V120H181V119H178V121H179L180 124H177V125H178V126H177V125H176V123H177L176 120H177V119H174V117H177V118H178V117H181ZM183 114H184V115H183ZM20 115H21V114H20ZM51 115H52V114H51ZM74 115H75V112H74ZM78 115H77V116H78ZM143 115H144V114H143ZM155 115H156V114H155ZM7 116L9 117V113H8ZM75 116H76V115H75ZM77 116H76V117H77ZM79 116H78V117H79ZM153 116H154V115H152V117H153ZM214 116H216V114H214ZM217 116H218V115H217ZM66 117H67V118H66ZM78 117H77V118H78ZM154 117H155V116H154ZM196 117H197V115H196ZM9 118H10V119H11V118L16 119L17 117L14 118V116H13V117L10 116ZM18 118H19V117H18ZM18 118H17V119H18ZM23 118H24V117H23ZM71 118H72V117H71ZM140 118H141V117H140ZM155 118H156V117H155ZM159 118H160V117H159ZM200 118H199V119L197 118V119L200 120ZM206 118H207V117H206ZM255 118H257V120H256ZM6 119H7V117H6ZM6 119H5V120L3 119V120L6 121ZM64 119H63V120H64ZM141 119H142V118H141ZM172 119H173V120H172ZM189 119H188V121H189ZM195 119H196V118H195ZM213 119H215V118H213ZM237 119H240L241 121H240V120L238 121ZM252 119H253V120H252ZM20 120H21V117H20ZM20 120H19V121H20ZM25 120H26V119H25ZM25 120L23 119V121H25ZM70 120H71V119H70ZM74 120H76V119H74ZM77 120H78V119H77ZM143 120H144V119H143ZM156 120H157V119H156ZM180 120H181V121H180ZM198 120H197V121H198ZM234 120H235V122H234ZM236 120H237L238 122H237ZM249 120H250V121H249ZM254 120H255V122H254ZM9 121H10V122H9ZM9 121L7 120V122H8L7 124L10 125L12 128H14V127H13L14 125H11V122H13V121H12V120H9ZM15 121H16V120H15ZM23 121H21L20 123L22 124ZM30 121H31V120H30ZM30 121H29V122H30ZM135 121H137V120H135ZM152 121H155V120H153V118H152ZM164 121H165V122H164ZM186 121H187V119H186ZM190 121H189V122H190ZM197 121H196V122H197ZM247 121H248V124H249L250 122L253 123V124H254V128H252V127H253V124H251V123H250L251 127H250L249 125H248V126H249L250 128L247 127V125H246V124H247V123H246ZM252 121H253V122H252ZM256 121H258V123H257ZM0 122H1V121H0ZM139 122H140V121H139ZM139 122L137 121L138 124H140ZM162 122H163V123H162ZM202 122H203V121H202ZM204 122H205V121H204ZM213 122H214V121H213ZM233 122H234V123H233ZM236 122H237V123H236ZM24 123H28V122H24ZM24 123H23V125H24ZM72 123H73V122H72ZM132 123H133V121H132ZM135 123H136V122H135ZM150 123H151L152 125H150ZM229 123H231V124H229ZM0 124L2 125V123H0ZM4 124H5V125H4ZM7 124H6V122H5V123H3V125L0 127V129H1V130H0L1 134H2V132H4V131L6 132V131H7V134L9 135L8 130H9V132H11V131L13 130V129L11 130V128L9 129V126H8ZM21 124H20V125H21ZM28 124H30V123H28ZM70 124H71V123H70ZM143 124H144V123H143ZM207 124H208V123H207ZM213 124H215V123H213ZM227 124H229V125H227ZM185 125H184L183 127H185ZM226 125H227V126H226ZM231 125H232V126H231ZM243 125H244V128H243ZM6 126L8 127V130H7V127H6ZM15 126H16V124H15ZM17 126H18V125H17ZM27 126H29V125H27ZM131 126H132V125H131ZM147 126H146V127H147ZM149 126H151V127H149ZM192 126H193V125H192ZM200 126H201V125H200ZM200 126L197 125L196 127L199 128ZM223 126H226V129H227V127L231 126V127H229V128H231V129H230L229 131H226V132H225V131L223 130V129H225V127H223ZM20 127H21V126H20ZM22 127H25V125L22 126ZM29 127H30V126H29ZM127 127H128V126H127ZM137 127H138V126H137ZM137 127H136V128H137ZM139 127H140V129H143V128H141V127H142L141 125H140ZM156 127H158V126H156ZM186 127H187V126H186ZM186 127H185V128H186ZM188 127H187V128H188ZM201 127H202V126H201ZM16 128H18V127H16ZM132 128H134V124H133L132 127L129 126V127L127 128V129H128V132H129V135L131 134L130 137H132V136L135 137V136H137V135L139 136V135H140V132H141V137H140V138H139V137H138V138L135 137V138H132V140L130 139V140H131V141L129 140L130 143H131L134 139H136L135 141H137V139H139V141H140V139H141L142 137H144V136L142 135V131L139 132V129H138V130H137V133H139V134H137L135 128H134V129H132ZM159 128H158V130H154V129H153V130L155 131V133H156V134H155L156 136H159V133H158V132L160 131ZM166 128H165L164 130L167 131ZM198 128H196V129L198 130ZM209 128H210V127H209ZM222 128H223V129H222ZM18 129H19V128H18ZM22 129H23V128H22ZM127 129H125V130H127ZM144 129L147 130V128H145V127H144ZM144 129H143V131H145ZM163 129H162V131H160L161 136H159V137H157V138H158V139L160 138L161 141L164 140V138H165L166 141H167L169 144H167L166 141H165V142L163 141V144H162V143H159V145H161V146L163 145V146H164V144H166V146H164V147H168V146H169V147L172 148V145H171V144H172V141H173V143H174V146H173V147H176V146H177V143H176V142H178L179 139H180V141H179L178 143L181 144V146L183 147V144H184V142L186 141V139H188L187 141H189V142H191L190 139L192 140V138H193V140H194V137L198 135L197 133L199 132V130H200L201 128H199L198 131H197L196 129H194V130H188L189 132H190V131H194V132H190L191 135H190V133H189L188 138L185 137L186 139L184 138V139H185L184 141L181 139L182 136H183L182 134H184V133L181 134L182 136L180 135V138H179V139L176 138V139L178 140V141H177L174 137H173L174 139H172V137H169V136H174L173 132L169 133L170 135L167 133V134H168V135H167L166 133H164V130H163ZM202 129H203V128H202ZM216 129H215V130H216ZM226 129H225V130H226ZM14 130H15V129H14ZM20 130H21V129H20ZM24 130H25V129H24ZM24 130H23V131H24ZM129 130H130V131L133 130V131L130 132ZM170 130H168V132H170ZM195 130H196V132H195ZM221 130L224 131V132H222ZM16 131L18 132L17 129H16ZM147 131H148V134H147V135L144 134L145 132L143 133V134L145 135V137H144L145 139L142 138V139H143L142 142L145 141V140H148V141H146V142H150V143H152L153 141L151 142V140H154V139L156 138L155 135H154V132H153L152 130H150V131H152V132L150 133L149 129H148ZM210 131H211V130H210ZM132 132H134V133H136V134H134V133L132 134ZM161 132H162L163 134H165L167 138L169 137L170 140H171V139H172V140L169 142V139H167L165 136L163 137V135H162ZM176 132H177V133H180L179 130L176 131ZM176 132H174V133H176ZM212 132H213V131H212ZM15 133H16V132H15ZM146 133H147V132H146ZM149 133H150V135L153 134L154 136H150ZM157 133H158V134H157ZM177 133H176V134H177ZM192 133H193V134L195 133L194 136L192 135ZM224 133H225V134H224ZM30 134H32V133H30ZM36 134H37V133H36ZM172 134H173V135H172ZM176 134H175V136H177ZM201 134H202V133H201ZM3 135H4V133H3ZM3 135H1V136L3 137ZM5 135H6V133H5ZM28 135H29V134H28ZM33 135H34V134H33ZM134 135H135V136H134ZM184 135H185V134H184ZM209 135H208V136H209ZM1 136H0V137H1ZM23 136L25 137V135H23ZM147 136H150V137H152V138L154 137V138H153V139L151 138V140L149 141L150 138L147 137ZM192 136H193V137H192ZM201 136H202V135H201ZM162 137H163V138H162ZM183 137H184V136H183ZM189 137H190V138H189ZM191 137H192V138H191ZM20 138L22 139L23 137H20ZM27 138H28V137H27ZM32 138H33V136H32L31 138H28V139H29V140H30V139H31V140H35V141L39 142V141L37 140V138H39V136H38L36 139H32ZM34 138H35V137H34ZM127 138H128V137H126V139H127ZM147 138H148V139H147ZM157 138H156L155 140L158 141ZM197 138H198V137H197ZM199 138H200V137H199ZM5 139L8 141V138H7V137H6ZM11 139H12V138L10 137V138H9V141L12 142V144H10V143L8 144V142H7L6 140H4V143L7 142V143H5V144H8V146H9V145L14 146V144H15V143H13L14 138L12 139L13 141H12ZM16 139H17V137H16ZM16 139H15V142L18 141V140H16ZM24 139L26 140V138H23L22 140H24ZM28 139H27V141H28ZM40 139H41V138H40ZM99 139H100V138H99ZM99 139L96 140L97 144L99 143V142H98ZM128 139H129V138H128ZM160 139H159L158 142H161ZM195 139H196V138H195ZM200 139H201V138H200ZM213 139H214V138H213ZM221 139H218V140H221ZM2 140H3V138H2ZM22 140H19V141H22ZM117 140H118V139H117ZM174 140H176V142H175ZM197 140H198V139H197ZM211 140H212V139H211ZM247 140H248V141L251 140V141H250L251 143L248 142L249 144H247V142H246ZM0 141H1V140H0ZM19 141H18V143H16V145H17V144L20 145V143L22 144V142L19 143ZM35 141H32V142H35ZM51 141L53 142L54 140H51ZM51 141H50V142H51ZM118 141H119V140H118ZM125 141H126V140H125ZM129 141L127 140L128 143H129ZM135 141H133V143H134ZM139 141H138V144L140 143ZM181 141H183V144H182ZM187 141H186V142H187ZM259 141H260V142H259ZM24 142H25V144H27L26 141H24ZM24 142H23V144H22V147H21V145H20V146H18V145L16 146V145H15V146L18 148V150H20V149L22 148L23 151H24V149H25V150L28 152L29 149H26V146H27L28 144H27V145H24ZM37 142H35V143H37ZM43 142H45V141L43 140ZM48 142H49V141H48ZM52 142H51V143H48V144H47V142H45V143H41L40 146H39V148H40V150H41V148H42V144H43V145L46 144V145H44V146H46V148L44 149V147H43L42 151H44V150L46 151V152L44 151V152H45V155L48 153V154L46 155V156H48V158H49V154H50V153H49V152H50L49 150H51V152L54 151V150H52V147H48V146H51V145L53 146V145L56 144L55 146H53V148L55 149L56 152H53L52 154H54V153L56 154L58 150H61V148H65V146H66V145H63V147H62L61 145H62L63 143H60L61 145L58 146V142H59V141H58V142L56 141L55 144H54L55 141L53 142V144H52ZM93 142H95V141H93ZM102 142H103V141H102ZM111 142H112V140H111ZM116 142H117V141H116ZM186 142H185V143H186ZM210 142H211V141H210ZM210 142H209V143H210ZM258 142H259V143H258ZM4 143H3V144H4ZM91 143H92V142H91ZM112 143H113L112 145H114V142H112ZM119 143H120V141H119ZM170 143H171V144H170ZM187 143H188V142H187ZM209 143H208V144H209ZM214 143H218V142H217V141L215 142V140H214ZM5 144L3 145L4 147L7 146V145H5ZM31 144H32V143H31V141H30L29 146H27V148H28V147H29V148L32 147L30 150H32V149L34 148V147L32 146L33 144H32V145H31ZM38 144H39V143H37V145H38ZM97 144L95 143V147H96ZM138 144H136V145H137V147H139V149H140V144L143 146V144H145V143L143 142V144H142V143H140L139 145H138ZM147 144H149V143H146V145H147ZM152 144H153V143H152ZM0 145H2L1 142H0ZM91 145H92V144H91ZM116 145H117V144H116ZM118 145H120V144H118ZM118 145H117V146H118ZM121 145H122V144H121ZM121 145H120V146H121ZM131 145H132V144H131ZM131 145H130V146H131ZM146 145H144V146L146 147ZM149 145H150V144H149ZM149 145H148V146H149ZM153 145H154V144H153ZM184 145H185V144H184ZM189 145H190V146H189ZM198 145H199V146H198ZM200 145H203V146H202L203 148H201L202 151H200V149L198 150V148L201 147ZM210 145H211V144H210ZM210 145H209V146H210ZM254 145L257 146V148H254V149L256 150L257 153L254 152V151H252L253 153L251 152V147L253 148ZM259 145H260L261 147H263V148H262L263 153H261V148L258 147ZM8 146H7V148L4 149L5 151L2 150L4 147H3V148L0 147L1 150H2V151H1V150H0V151H1L2 153L5 152L4 155L0 152V153H1L0 156L2 157V158H0V159H1V161H0L1 163H2L3 160L6 159V157L9 158V159L12 158L11 154L9 155V154L6 153V152H8L9 150L14 149V147L12 148V146H9V147H8ZM57 146H58V147H57ZM128 146H129V145H128ZM133 146H134V145H133ZM154 146H155V145H154ZM154 146H153V147H154ZM181 146H177V147H176V150L179 149L178 147H181ZM209 146H208V147H209ZM250 146H251V147H250ZM10 147H11V149H9ZM16 147H15V149L12 150V151H13V152L15 151L16 154H17V153L20 152L21 150H20V151H16ZM19 147H21V148H19ZM35 147H36V146H35ZM47 147H48V149H49V148H51V149L48 150ZM56 147H57L58 149H57ZM59 147H61V148L59 149ZM91 147H93V146H91ZM112 147H113V146H112ZM123 147H124V146H123ZM134 147H136V146H134ZM145 147H143V148L141 147V149L143 150ZM182 147H181V149H182ZM197 147H198V148H197ZM210 147H211V146H210ZM210 147H209V149H210ZM226 147L229 149L228 151H226ZM89 148H90V146H89ZM97 148H99V147H97ZM109 148H110V147H109ZM130 148H131V147H130ZM146 148H147V147H146ZM150 148H152L151 145H150V147H149V150H150ZM154 148H155V147H154ZM223 148H224V149H223ZM259 148H260V149H259ZM65 149H66V148H65ZM107 149H108V148H107ZM112 149H113V148H112ZM116 149H118V148H116ZM128 149H129V148H128ZM128 149H127V150H128ZM147 149H148V148H147ZM174 149H175V148H174ZM185 149H183V150H185ZM191 149H192V150H191ZM204 149H205V148H204ZM209 149H208V152L212 150V149H211V150H209ZM7 150H8V151H7ZM30 150H29V152L32 153L31 155L35 156L36 152L34 153L33 151L31 152ZM47 150H48L49 152H48ZM68 150H70V149H68ZM68 150L66 151L67 153H68ZM123 150H124V148H123ZM132 150H133V149H132ZM136 150H137V149H135V151H136ZM142 150H140V151H142ZM153 150H154V149H153ZM170 150L172 151L173 149H170ZM170 150H169V151H170ZM176 150H173V151H176ZM196 150H198V153H199V154L203 155V156L199 155L202 159H201L199 156H197V158H199L198 162H197L196 154H195V156H190V154H191V155H194V153H197ZM219 150H220V151H219ZM12 151H11V152H12ZM96 151H97V150H96ZM102 151H104V150H102ZM107 151H108V150H107ZM112 151H113V152H112ZM112 151H109V152L114 153V151H115V152H117V153H118V152L120 153L121 150L118 149V151H117V150H115V148H114ZM128 151H129V150H128ZM133 151H134V150H133ZM140 151L138 150L137 152H140ZM143 151H144V150H143ZM154 151H156V148H155ZM158 151H159V150H158ZM160 151H161V150H160ZM160 151H159V153L161 154V152H162L163 150H162L161 152H160ZM169 151H168L167 153H169ZM177 151H178V150H177ZM192 151H194L193 154H192ZM195 151H196V152H195ZM24 152H25V151H24ZM24 152H23V153H24ZM29 152H28V153H29ZM64 152H65V151H64ZM66 152H65V153H66ZM97 152H99V151H97ZM121 152H122V151H121ZM147 152H148V150H147ZM147 152H145V153H146V154H149V153L151 154V151H150L149 153H147ZM156 152H157V151H156ZM163 152L165 153V151H163ZM163 152H162V154H163L162 157L164 156V153H163ZM200 152H201V153H200ZM9 153H10V151H9ZM20 153H21V154H20ZM20 153H18L17 155L14 153V155H13V156H14V159L12 158V161L15 160V157H17V156H18V158H19V159H18V158H17V159L20 160V157H23L22 151H21ZM33 153H34V154H33ZM37 153H38V152H37ZM90 153H92V152H90ZM99 153L102 154V153H105V152H101V149H100V152H99ZM112 153H111V154H110V153H109V154H108V153H107V154L105 153L106 156H108V157H106L107 159H106L105 161L109 160V158H110L111 156H113V157H111L112 159H115V157H114L115 154L112 155ZM130 153H132V152L130 151ZM134 153H135V155H137L136 152H134ZM153 153H154V152H153ZM204 153H205V154H209V155H204ZM254 153H255V154H254ZM6 154H7L8 156H6ZM25 154H27V153H26V152L24 153V160H25L24 162H23V158H21L20 161H17V159L14 161L16 164H17V163L19 164V162H20L21 165H24V166H25V167H24V166H21L22 168H26V165H27L29 162H30V164H32V163H31V161H32L31 158H32L33 156H30L29 154H27V155H25ZM94 154H95V153H93L92 155H94ZM101 154H98V153H97V155L95 154V155H96V158H97L99 155L101 156ZM138 154H139V153H138ZM141 154H143V153L140 152V157L142 156ZM150 154H149V155H150ZM157 154H158V152H157ZM157 154H155V153H154V154H151V157H150V158H152V155H153V156L155 155L154 157L159 156V155H157ZM172 154H176V153H172ZM180 154H183V151H181V152L179 151V154H178V158H177V159H179V156H181ZM214 154H215V155H214ZM219 154H220V156L222 155L221 158H220V156H218ZM20 155H21V156H20ZM66 155H67V154H65V156H66ZM89 155H90V154H89ZM95 155H94V156H95ZM103 155H104V154H102V156H103ZM119 155H120V154H119ZM132 155L134 156L133 153H132ZM170 155H171V154H170ZM197 155H198V154H197ZM5 156H6V157H5ZM19 156H20V157H19ZM26 156L29 157V158H27ZM39 156H41V155L38 154V155L35 156L36 159L33 158L34 161H37V162H35V165L32 164L34 167H33V166H29L28 168H26V169L29 171V172H27L29 175H30L32 169H33L34 171L32 170L33 173H31V175L34 174V173H38L37 171H39V173H40L41 170H39V168H41V169L44 168V169H45V165H44V167H39L40 164H39V166H36V164L38 163V161L41 160V159L39 158ZM50 156H51V155H50ZM53 156H54V155H53ZM53 156H52V157H53ZM87 156H88V155H87ZM90 156H91V155H90ZM90 156H89V157H90ZM102 156H101V159L103 160ZM109 156H110V157H109ZM120 156H121V155H120ZM130 156H131V154H130ZM138 156H139V155H138ZM182 156H183V155H182ZM41 157H42V156H41ZM89 157H88V158H89ZM92 157H93V156H91V158H92ZM103 157L105 158V155H104ZM118 157H119V156H118ZM134 157L136 158V156H134ZM140 157H139L138 160H136L137 158H136V159L134 158L135 161L133 160V161H134V162H133V161H131V158L128 156V159H129L131 162H133V163H131L128 159H127L128 161H126V159H123V160L126 161L125 165H128L127 162H130L131 165L134 164V165L132 166V168H133V167H134V168L136 167V170H134V171H135V173H134L135 175H136V172H138V171H140L139 173L144 174V173H146L147 171H148V173H149L150 171H151V173H152V172H153L152 170L155 169L156 167H157V168H158V167H159V168H160V167L163 168V166H165V164L167 163L168 159L170 160V158H171L172 156H171V157L169 156L170 158H169L168 156H164V157H167L168 159L166 158L167 161H166V162L164 161L165 164H164L163 166H162V165L160 166V164L163 162V158H164V157H163V158L161 157L162 162H160L161 159H160V160L158 159L159 161H157V159L153 158V160L155 159V160H154L155 162L151 159V160H152L151 166H148V165H147L148 168L151 167V169H149L150 171L147 170L148 168H147V167L145 168V166H144V164H145L146 162H147L146 164H148V161H149L150 159H149V160H146V158H145L146 162L144 163L143 158L140 159ZM173 157H174V156H173ZM191 157H192V158H191ZM193 157L196 158V160H192ZM209 157H211V156H209ZM217 157H219L220 159H217ZM25 158H26V159H25ZM37 158H38L39 160H38ZM48 158H47V159H48ZM54 158H56V157L54 156ZM91 158H89V159H91ZM99 158H100V157H99ZM111 158H110V159H111ZM122 158H123V157H122ZM157 158H158V157H157ZM159 158H160V157H159ZM181 158H182V157H181ZM261 158H262V160H261ZM2 159H3V160H2ZM9 159H6V161H8ZM27 159H28V160H27ZM29 159H30V160H29ZM43 159L46 160L45 156H44V158H42L41 161H42L44 164H45V163L47 164V162H46V161L44 162ZM52 159H53V158H52ZM63 159H65V158H63ZM63 159H62V160H63ZM93 159H95V158H93ZM112 159L110 160V162L112 161ZM120 159H121V158H120ZM187 159H188V160H187ZM190 159L192 160L193 163L190 162V164H189L188 161H191ZM62 160H61V163H62ZM65 160H66V159H65ZM65 160H64V161H65ZM118 160H119V159H118ZM123 160H121V161L119 160L120 162L117 161V163H119V164H117V163L113 164V163L115 162L114 160H113L112 163H109V162L107 163V162H105V161L103 160V161H104V163L102 164L103 166L100 167V166H101V165H100V166L98 167V166H97V165H99V163H98V164L96 165V168L98 167V171H99V172L101 171V172H100L101 174H102L103 171H106V174H109V175H110V173H112V174L109 176V178L111 177V180H109V181H112L113 178L115 179L116 177H118L117 174L120 175L121 173H122V176H119L118 179H119L120 177L123 178V179H125L124 176H123V173L125 172L124 169L127 170L128 168H127V166H126V168L124 167V162H125V161L123 162ZM139 160H141V162L144 163V164L142 165L141 162H140L141 164H139V163H138ZM164 160H165V158H164ZM201 160H203V161L200 162ZM213 160H212V161H213ZM12 161H9V162H12ZM26 161H28V162L26 163ZM34 161H32V162H34ZM41 161H40V162H41ZM55 161H56V159H55ZM87 161H88V160H87ZM90 161H91V160H90ZM156 161H157L159 164H157ZM176 161H177V160H176ZM176 161L173 160V162H175V163H176ZM210 161H211V160H209V162H210ZM263 161H264V160H263ZM14 162H12V163H13L12 166L10 165V164H12V163H7V162H6V164L4 163L5 165H3V163L0 164V165H3V167L0 166L1 168H3V171H1V168H0V174L3 173V172L5 171L4 166H5V168L7 167V169L10 168V171L7 170V171L10 172V173H8V172L5 171L4 173H6V174H1L2 176H4V175L7 176L8 174H11L13 171H14V172L12 173L13 175L15 174L16 171L18 172V171H19L18 169H20L21 167H20V168H17L16 164L14 165ZM49 162H50V160H49ZM51 162L53 163V160H52ZM51 162H50V163H51ZM135 162H136V163H135ZM150 162H151V161H150ZM150 162H149V163H150ZM164 162H163V163H164ZM177 162H178L177 164H175V163L173 164V168H174V166H175V169H176V167H178V166H176V165H179V160H178ZM199 162H200L202 165H201V164H198ZM22 163H23V164H22ZM50 163H48V164H50ZM63 163H64V162H63ZM121 163H123V166L120 167V164H121ZM169 163L171 164L170 161H169ZM184 163H185V161H184ZM184 163H183V165L186 167V170H187V167H188V166H186V164H184ZM194 163H195V164H194ZM7 164H8V166H7ZM30 164H28V165H30ZM55 164H56V162H55ZM100 164H101V161H100ZM104 164H106V165L108 164V166H105V167H104ZM116 164H117V169H115V170H116V171H115L113 167H116V166H115ZM130 164H129V165H130ZM146 164H145V165H146ZM154 164H157V165H155V167H154V166H153ZM209 164H210V163H209ZM261 164H263V166H262ZM9 165H10V166H9ZM19 165H20V164H19ZM41 165L43 166L42 163H41ZM59 165H61V164H59ZM59 165L57 164V168H58V169L62 168V166H63L64 164H63L62 166H59ZM121 165H122V164H121ZM131 165H130V166H131ZM140 165H142V166H140ZM171 165H172V164H171ZM203 165H204V166H203ZM14 166H15V167H14ZM46 166H47V165H46ZM80 166H81V165H80ZM80 166H79L78 168H80L79 170H82V169H83V166H82V167H80ZM93 166H94V164H93ZM118 166H119V167H118ZM130 166H128V167L131 168ZM143 166H144V167H143ZM152 166H153V168H152ZM206 166H208V164H207ZM261 166H262L263 168H262ZM12 167H13V168H16L17 170H16V169H13ZM35 167H37V169H38L36 172H35V169H34ZM84 167H85V166H84ZM165 167H166V166H165ZM165 167H164V168H165ZM169 167L172 168V166H170V165H169ZM181 167H182V166H181ZM209 167H211V166H209ZM212 167H211V168H212ZM223 167H224V168H223ZM259 167H260V171L262 170L261 172H259L258 170H256V169H259ZM31 168H32V169H31ZM57 168H56V169H57ZM96 168H95V169H96ZM119 168H120V169H121V168H124V169L121 170V173H120ZM157 168L155 169V171L159 169V168H158V169H157ZM166 168H168V167H166ZM166 168H165V169H166ZM170 168H169V169H170ZM195 168H194V171H195ZM211 168H210V169H211ZM255 168H256V169H255ZM56 169H55V170H56ZM93 169H94V168H93ZM111 169H113L114 171L111 170ZM160 169H161V168H160ZM160 169H159V171H160ZM181 169L184 170L185 168H181ZM188 169H189V168H188ZM201 169H202V170H201ZM208 169H209V168H207V170H205V171H208ZM210 169H209V171H210ZM11 170H12V171H11ZM50 170H51V168H50ZM60 170H61V169H60ZM83 170H84V169H83ZM83 170H82V171H79V172H81V175H82V172H85L84 174H85V176H86V174H87L86 171H87V170H86V169H85L86 171H85V170L83 171ZM117 170H118V171H117ZM255 170L257 171V174L260 173V174H258V176H257L258 181L260 180L259 182H258L257 179L255 178V176H256V174H255L256 171H255ZM25 171H26V170H25ZM107 171H108L109 173H107ZM111 171H113V172H111ZM122 171H123V172H122ZM159 171H157V173H158ZM161 171H163V170H161ZM168 171H170V170H168ZM171 171H172V173L169 174V175H173V176H175V174L177 173V169L175 170V173L173 172L174 170H171ZM179 171L181 172V170H179ZM179 171H178V172H179ZM254 171H255V172H254ZM19 172H20V171H19ZM79 172H78V173H79ZM114 172H117L116 177L113 176V175L115 174ZM163 172H164V171H163ZM182 172H183L184 175H182L181 178L184 177V176H186V174L184 173V171H182ZM182 172H181V174H182ZM7 173H8V174H7ZM78 173H77V174H78ZM103 173H105V172H103ZM169 173H170V172H169ZM194 173H195V174H194ZM12 174L10 175V177L12 176ZM17 174H18V177L15 176V175L13 176L15 180L13 179V177H12V178L9 177V180H8L7 177H8L9 175H8L7 177H6V176H5V177H1V175H0V177L3 178V179L8 180L10 185L15 181L16 183H20V186H18L19 184L17 185L15 182L13 183L14 186H16V187H21L22 185L24 186V184L21 185V182L24 181L25 178H23V177H25V174H26V173H24V176H22V169H21V174H19V173H17ZM88 174H89V173H88ZM88 174H87V175H88ZM98 174H99V173H98ZM106 174H105V175H106ZM134 174H132V175L134 176ZM137 174H138V173H137ZM146 174H147V173H146ZM154 174H155V172H154L152 175L150 174V176H154V177H155L156 174H155V175H154ZM159 174H160V173H159ZM159 174H158V176H156L157 178L155 179L154 183H153V181L150 182V183H148V185H150L151 188H154V189L159 188V186H161V180L163 179V177L165 178V180H167V179L169 180V178H170V177L167 178V173H165L163 176H162L161 174H160L161 176H159ZM205 174H207V173H205ZM263 174H264V173H263ZM19 175L22 176L23 180H22V178H21ZM35 175H36V174H34V176L32 175V179H34V177H35V178H36V177H39V174H38L37 176H35ZM81 175H79L80 177L77 175V176L79 177V178H78L79 180H80V178H81V181H79L78 179H76V180H77L79 183H82V185H83V183H84V184H85V183L87 184V182H84V178H85L84 175H82L83 177H82ZM102 175L105 176L104 174H102ZM102 175H101V176H102ZM147 175H149V174H147ZM179 175H180V174H179ZM187 175H188V174H187ZM202 175H203V174H202ZM77 176L75 175L76 178H77ZM165 176H166V177H165ZM173 176H171V177H173ZM188 176H189V175H188ZM15 177H16V178H15ZM19 177H20V179H19ZM30 177H31V176H30ZM30 177H27V179H26L27 182L25 181V182H22V183H31L30 181H32V180H30V179H29L30 181L28 180V178H30ZM75 177H73V178H75ZM87 177H89V176H87ZM87 177L85 178L86 180H88ZM112 177H113V178H112ZM131 177H132V176H131ZM200 177H201V180H200ZM208 177H209V176H208ZM17 178L19 179V181H18ZM51 178H52V179H51ZM73 178H72V179H73ZM82 178H83V181H82ZM101 178H102V177H101ZM107 178H108V177H107ZM166 178H167V179H166ZM176 178L178 179L179 177L177 176ZM194 178H195L196 180H194ZM12 179H13V181H11ZM37 179H38V178H37ZM50 179L53 181L54 177L51 176ZM55 179H56V178H55ZM61 179H62V178H61ZM61 179H60V180H61ZM68 179H69V178H68ZM105 179H106V178H105ZM116 179H117V178H116ZM254 179H255L256 181H254ZM0 180H1V179H0ZM70 180H71V179H70ZM90 180H91V179H90ZM119 180H120V179H119ZM119 180H118V182H119ZM121 180H122V179H121ZM168 180H167V181H168ZM208 180H210V181H212V180L214 181V180H215V181H216V184H214L213 181H212L211 183H209L210 181H208ZM8 181H6L5 183L8 184V183H7ZM10 181H11V183H10ZM20 181H21V182H20ZM77 181H75V182L73 181V182L76 183V185H77V183H78ZM101 181H102V180H101ZM109 181H108V179H107V180L105 181V182H106V185L103 184L102 187L105 188V186H107L106 188H108V186L110 185L109 183H111V182H109ZM115 181H117V180L112 181V183L115 182ZM205 181H206V183H205ZM207 181H208V182H207ZM32 182H33V181H32ZM37 182L39 183L38 180H37ZM37 182H36V183H37ZM107 182H108V184H107ZM178 182H179V180H178ZM256 182H257V183H256ZM0 183H4V181L2 180V181H0ZM36 183H35V184H36ZM51 183H52V182H51ZM56 183H58V182H56ZM79 183H78V184H79ZM112 183H111V184H112ZM167 183H168V182H167ZM212 183H213V184H212ZM235 183H236V184H235ZM258 183H260V184L258 185ZM263 183H264V182H263ZM6 184H3V185L0 184V187L2 186V188L0 189V191H1V192H0V195H1V196H3V197H7V199H9V198H12V199H13V197H15V198L13 199V202H14V203H15V202H20V200H23V199L25 198V197L22 198V196L19 197L20 195H18V193H19L20 191L16 192L17 195H13V194H15L14 191H17V189H16L15 187H14V188H15L16 190H13V194H12L13 196L11 195V197H9V195H10V188H9L10 185H9V186H6ZM13 184H12V185H13ZM53 184H54V183H53ZM115 184L117 185V182H115ZM115 184L113 183V185H115ZM118 184H119V183H118ZM143 184H144V185H143ZM177 184H178V183H177V181H176V185H177ZM186 184H187V181H186ZM186 184H185V185H186ZM202 184H203V183H202ZM232 184H233L234 186H233ZM25 185H28V184H25ZM30 185H31V184H30ZM30 185H29V188L31 187ZM62 185H63V184H62ZM98 185H99V184H98ZM113 185H111V187H112V188H115V187H113ZM164 185H165V184H164ZM173 185H174V187H175V181H174ZM193 185H196V184L194 183ZM5 186L7 187L6 189H8L9 191L6 190V194H3V193H5V192H4V189H5L4 187H5ZM33 186H34V185H33ZM35 186H37V184H36ZM100 186H101V185H100ZM100 186H96L95 188L97 189V188L100 187ZM196 186H198V184H197ZM199 186H198V188H199ZM215 186H216V189L214 188ZM260 186H262V187H260ZM38 187H40V186H38ZM38 187H37V188H38ZM70 187H71V186H70ZM84 187H86V186H84ZM84 187H83V188H84ZM109 187H110V186H109ZM193 187H194V188H193ZM233 187H235V189H234ZM14 188H13V189H14ZM32 188H33V187H32ZM34 188L36 189V187H34ZM34 188H33V189H34ZM127 188H128V187H127ZM203 188H204V187H202L201 189H203ZM209 188H212V187H209ZM18 189H19V188H18ZM38 189H39V188H38ZM40 189H41V188H40ZM68 189H70V188H68ZM80 189H82V188H80ZM80 189H79V191H80ZM98 189H99V188H98ZM101 189H102V188H101ZM109 189H110V188H108L107 190H109ZM116 189H117V188H116ZM138 189H139V190H143L142 192H144V193H146L144 190L147 189V190H146V191H147L146 195L143 194V193H138L139 195L137 196V192H139V191H137ZM192 189H194L195 191H192ZM207 189H208V188L205 187V191H207ZM213 189H211V191H212ZM232 189H234L235 192H237L236 195H234L235 192H234ZM21 190H22V189H21ZM64 190H65V189H64ZM74 190H75V189H74ZM112 190H113V191H112ZM126 190H127V189H126ZM133 190L136 191V192H134ZM151 190H152V189H151ZM151 190H150V192H151ZM159 190H160V191H159ZM170 190H171V188H170ZM185 190L192 191V193L189 192V191H185ZM203 190H204V189H203ZM230 190H232V191L234 192V194L231 193L232 191L230 192ZM32 191H33V190H32ZM32 191H31V192H32ZM39 191H40V190H39ZM70 191H72V189H70ZM82 191L85 192L83 189H82ZM99 191H100V195H101L102 190H99ZM114 191H115V192H114ZM205 191H204V193L207 194V195H205V194H204V195H205L206 197H207L208 194L210 193L209 196H208V198H210V199H209V200H210V203H209V204H211L210 207H209V209H211L213 213L215 212L214 210H216V208H215V206H214V205L216 204V202H217V204H218L219 202H220V203L223 202V204H222V203H221V204L219 203L218 206L221 205V208H222V205H225L224 208H227V209H228L227 214L231 211L230 209L235 208V207H234V204H231V203L228 201L229 199H228V200L226 199V201H223V200H224V199H223V200L221 201V198H220V200L218 199L217 201H215L216 199H214V198H213V195H211L212 192L210 191L209 193H207V192H205ZM215 191H213L212 194H214ZM7 192H9V194H8ZM28 192H29V191H28ZM41 192H42V189H41ZM63 192H64V191H63ZM68 192H69V191H68ZM83 192H81V193H83ZM103 192H104V191H103ZM105 192H106V190H105ZM108 192H109V193H108ZM113 192H114V193H113ZM132 192H131V193H132ZM150 192H149V193H150ZM166 192H164V193H166ZM173 192H174V191H173ZM198 192H199V191H198ZM201 192H202V191L200 190L199 195L201 194ZM222 192H223V193H222ZM58 193H59V191H58ZM60 193H61V191H60ZM60 193H59V194H60ZM151 193H152V192H151ZM188 193H190V194H188ZM221 193H222V194H221ZM7 194H8V196H7ZM36 194H37V193H36ZM39 194H40V193H39ZM39 194H38V195H39ZM67 194H70V193H67ZM98 194H99V192H98ZM108 194H109V195H108ZM141 194H142V195H141ZM169 194H170V195H169ZM262 194H263V195H262ZM4 195H5V196H4ZM34 195H35V193H34ZM83 195H85V193H83ZM92 195L96 196V198H95L94 196H92ZM144 195H145V196H144ZM151 195H150V196H151ZM160 195H161V196H160ZM195 195H196V194H195ZM59 196H60V195H59ZM70 196H71L70 198L73 197L72 200H74L75 198L78 197V196L75 197L76 195L74 196L73 193H72ZM90 196H91V197H90ZM146 196H147V197H146ZM177 196H178V195H177ZM202 196H203V195H202ZM202 196H201L202 200H203L204 198H206V197H202ZM233 196H236V198L234 197V199H232ZM8 197H9V198H8ZM17 197H19L20 199L17 198ZM60 197H62V196H60ZM66 197H67V196H66ZM92 197H93V199H92ZM148 197H149V198H148ZM153 197H154L155 199H154ZM175 197H176V195H175ZM211 197H212V200H211ZM225 197H224V198H225ZM1 198H2V197H0V200H2ZM26 198H28V197L26 196ZM26 198H25V199H26ZM80 198H81V199H80ZM176 198H177V197H176ZM201 198L199 197V199H198V200H199L198 203L202 201V200H200ZM208 198H207V200H208ZM222 198H223V197H222ZM261 198H262V199H261ZM12 199H11V201H12ZM15 199H16V200L19 199V200H18V201H15ZM78 199H80V200L82 201L83 197H79ZM150 199H151V202H152V203H153V202L156 203L157 200H158L159 202H160V201H163L164 203H167V205H166V204H162L160 209H158V210H152V211H150V213H149L148 211H147V212H146V211H143V210H146L148 207L150 208L151 205H152V208H151V209H155V208H156L155 205H157V203H158V205H160L161 203H163V202H160V203L157 202L155 205H153L152 203H149V202H150V201H149ZM153 199H154L155 201H153ZM156 199H157V200H156ZM235 199H237V200H235ZM4 200H5V199H4ZM4 200H3V201H4ZM80 200H78V201L80 202ZM83 200H85V199H83ZM135 200H136V201H135ZM176 200H177V199H176ZM196 200H197V199H196ZM196 200H195V201H196ZM207 200H206V201H207ZM209 200H208V201H209ZM213 200L215 201V203L212 202ZM231 200H232V201H231ZM238 200H239V201H238ZM252 200H253V201H252ZM3 201H2V204H4V202H5V201H4V202H3ZM8 201H9V200H8ZM8 201L6 200V202H8ZM25 201H26V200H25ZM78 201H77V202H78ZM129 201H130V202H129ZM133 201L135 202L134 204H133ZM227 201H228L229 203H228ZM237 201H238V204H237ZM6 202H5V203H6ZM79 202L76 203V201L74 200V203H76V205H78ZM85 202H86V200H85ZM87 202H88V201H87ZM126 202H127V204H126ZM128 202H129V203H128ZM178 202H177V203H178ZM204 202H205V201H204ZM225 202H227V203H225ZM58 203H59V202H58ZM82 203H83V205H82ZM82 203H81L82 207H81V205H80V207H81L82 209H79V211L82 210L83 213H81V212H77V210H78L77 208H80V207L75 206L76 209H77V210H76L77 213H76V214L74 213V215H72V217L75 216V218H76V216H79L80 218H81V217H83V218H84V217H87V218H88V215H87L88 213L86 214L85 212L87 211L86 208H89V211H90V207H87V205H91L92 202H91V203L89 202V204L87 203L86 205L84 204V202H82ZM118 203H117V200H116V204H117V205H119ZM171 203H172V204H171ZM171 203H170L171 205L169 204V207H171V212L173 213V210L176 208V207L174 206L175 204H173V203H174V200H173V202H171ZM181 203H179V204H181ZM234 203H235V202H234ZM2 204H1V201H0V205H2ZM9 204L12 205L13 203H12V202H9ZM59 204H60V203H59ZM145 204H147V205H149V206L146 208V205H145ZM203 204H204V203H203V201H202L201 204H200V205H202V206H201V211H206L207 208H205L204 206H205L206 204H208V203H205L204 205H203ZM209 204H208L207 206H209ZM212 204H214V205H212ZM228 204H229V205H233V207L231 206V208H229L230 206L228 207ZM244 204H245V205H244ZM21 205H22V204H21ZM84 205L86 206L85 208H84ZM158 205H157V208L160 207V206H158ZM163 205H164V206H163ZM165 205H166L167 207H166ZM172 205H173L175 208L172 207ZM226 205H227V206H226ZM2 206H3V205H2ZM78 206H79V205H78ZM91 206H92V205H91ZM120 206L123 207V204L120 205ZM153 206H154V207H153ZM162 206H163V207H162ZM189 206H188V207H189ZM211 206H212V207H211ZM3 207H6V205H4ZM7 207H10V206L7 204ZM22 207H23V206H22ZM25 207H26V206H25ZM60 207H61V206H60ZM75 207H74V208H75ZM114 207H115L116 209H114L113 207H110V208H109V212H110V213L112 212V213L115 214V211L117 210V207H116V205H115ZM118 207H119V206H118ZM133 207L136 209V211H139L140 213H139V212L137 213L135 210L132 211V208H133ZM164 207H165V208H164ZM192 207H191V208H192ZM202 207H204V210H202ZM213 207L215 208L214 210L212 209ZM91 208H93V207H91ZM111 208H112L113 210H112ZM145 208H146V209H145ZM157 208H156V209H157ZM163 208L166 209V210H164ZM172 208H173V209H172ZM3 209H5V208H3ZM3 209L1 208L0 210H3ZM17 209H18V208H17ZM23 209H25V208H23ZM30 209H31V207H30ZM30 209H29V210H30ZM32 209H33V208H32ZM84 209H86V211H85ZM121 209H122V208H121ZM151 209H149V210H151ZM192 209H193V208H192ZM205 209H206V210H205ZM242 209H243V210H242ZM6 210H7V209H6ZM19 210H22V209L20 208V205H19ZM19 210H17V211L19 212ZM26 210H27V209H26ZM147 210H148V209H147ZM169 210H170V208H169ZM169 210H168V211H169ZM194 210H195V208H194ZM199 210H200V207H199ZM33 211H35V210L33 209ZM84 211H85V212H84ZM89 211H88V212H89ZM94 211H96V210L94 209ZM100 211H101V213H100ZM117 211H118V210H117ZM141 211H143V212H141ZM153 211H154V212H153ZM183 211H184V210H183ZM208 211H210V210H207V212H208ZM232 211H231V212H232ZM246 211H248V212H246ZM0 212H4V210H3V211H0ZM25 212H26V211H25ZM29 212H30V211H29ZM36 212H37V211H36ZM48 212H49V211H48ZM69 212H70V211H69ZM72 212H74V211H72ZM90 212H91V211H90ZM165 212H164V213H165ZM169 212H170V211H169ZM169 212H168V213H169ZM171 212H170L169 215H168V217H169V218H168V221H172V220H173V222H174V219L172 218V215H173L174 213H173L172 215H170ZM218 212H219V211H218ZM231 212H230L229 214H231ZM245 212H246V214H245ZM6 213H7V212H6ZM19 213H20V212H19ZM31 213H34V212H31ZM106 213H105V214H106ZM110 213H109V214H110ZM161 213H160V216H161ZM168 213H165V214H166V217H167V214H168ZM182 213H183V214H182ZM247 213H248V214H247ZM259 213H260V215H259ZM8 214H9V213H8ZM13 214L16 215L17 213H13ZM13 214L8 215V216H12ZM21 214H22V213H21ZM26 214H27V213H26ZM47 214H48V213H47ZM71 214H73V213H71ZM85 214H86V215H85ZM93 214H94V213H93ZM145 214H146V215L149 214V215L151 216V219L149 218L150 216H146ZM197 214H199V212H197ZM238 214H239V213H238ZM2 215H4V217H6L4 213H3ZM2 215H1V216H2ZM22 215H23V214H22ZM50 215H51V213H50ZM91 215H92V214H91ZM111 215H112V214H111ZM144 215L148 218L147 220H149V219L151 220V221H149V222H151V223L154 222L152 225H150L151 223L148 222V223H149L148 225H150V226L146 225V226L148 227V229H147L146 226L143 228L145 221H147ZM243 215H244V216H243ZM8 216H7V219L5 218L4 221H3V222H7V224H5V225L11 224V222H13V221H11V220L9 219ZM27 216H28V214H27ZM31 216H32V215H31ZM31 216H30V220H31ZM52 216H54V215H52ZM52 216H51V217H52ZM97 216H98V215H97ZM97 216L94 215V217H97ZM160 216H159V217H160ZM170 216H171L172 219L170 218ZM174 216H175V215H173V217H174ZM209 216H210V215H209ZM241 216H242L243 218H242ZM258 216H259V218H257ZM4 217H3V218H4ZM19 217H20V215H19ZM28 217H29V216H28ZM28 217H27V218H28ZM32 217H33V216H32ZM51 217H49V218L51 219L50 222H53L54 219L52 220ZM108 217H109V216H108ZM112 217H113V215L111 216V218H112ZM119 217H120V218H119ZM143 217H144L145 219H144ZM152 217H153V219H152ZM166 217H165V218H166ZM192 217H193V216H192ZM246 217L253 218V220H255V219L257 218V219H256V220H257L256 223H258V220H259V224H260V225L254 223V222L252 221V219H251V221H252V223H251V221L249 220L250 218H249L248 220H244ZM254 217H255V218H254ZM3 218H0V221H2ZM10 218H11V217H10ZM12 218H13V216H12ZM22 218H23V216H22ZM24 218H25V217H24ZM45 218H46V215H45ZM49 218H47V219H49ZM89 218L91 219V218H93V216L90 217V214H89ZM106 218H107V219H106ZM174 218H175V217H174ZM187 218H186V219H187ZM15 219H16V218H15ZM15 219H13V220L15 221ZM47 219H46L45 221H47V223H49ZM55 219H56V218H55ZM57 219H58V218H57ZM90 219H88V221H89ZM100 219L98 218V220H100ZM112 219H114V218H112ZM112 219H111V220H112ZM169 219H171V220H169ZM242 219H243L244 221H242ZM5 220H6V221H5ZM7 220H8V221H7ZM19 220H20V219H19ZM23 220H24V219H23ZM28 220H29V219H28ZM30 220H29V221H30ZM34 220H35V217H34ZM64 220H65V218H64ZM91 220H92V219H91ZM91 220H90V221H91ZM96 220H97V218H96ZM9 221H11V222L8 223ZM16 221L18 222V220H16ZM25 221H26V219H25ZM25 221H24L23 225L25 224ZM86 221H87V220H86ZM86 221H85V222H86ZM94 221H95V218H94ZM175 221H176V219H175ZM185 221H186V223H185ZM205 221H206V222H205ZM214 221H216V222H217L216 224H218V225L214 224V223H215ZM17 222H14V224L16 225ZM21 222H22V221H21ZM21 222H20V223H21ZM31 222H32V220H31ZM43 222H44V221H43ZM57 222H58V223L60 222L59 224H65L63 221H60V220L57 221ZM61 222H63V223H61ZM68 222H69V221H68ZM76 222H77V221H76ZM80 222H81V221H80ZM195 222H196V221H195ZM263 222H262V223H263ZM1 223H2V222H1ZM26 223L28 224V221H27ZM32 223H34V221H33ZM47 223L45 222L44 224H46L45 226H48V225H49L48 230H50L49 228H50V224H51V223H49V224H47ZM69 223H71V222H69ZM86 223H87V222H86ZM99 223H100V221H99ZM102 223H104V222L102 221ZM112 223H113V224H112ZM115 223H116V224H115ZM129 223H131V224H129ZM133 223H134V224H133ZM164 223H165V225H164ZM196 223H197V222H196ZM238 223H239V225H238ZM3 224H4V223H3ZM17 224H18V223H17ZM55 224H56V223L53 222V225H55ZM73 224H75V222H74ZM77 224H75V225H77ZM96 224H97V221H96ZM96 224H95V225H96ZM118 224H120V226H119ZM124 224H126L128 227H126V226L123 227L122 225H124ZM128 224L131 225V227H130ZM136 224H137V225H136ZM145 224H146V223H145ZM197 224H199V223H197ZM232 224H229V225L232 226ZM12 225H13V224H12ZM51 225H52V224H51ZM106 225H107V224H106ZM112 225H114V226H112ZM134 225H135V226H134ZM179 225H181V226H179ZM248 225H251V226H248ZM257 225L259 226V228L256 230L255 228H257ZM20 226H21V224L18 225V227H20ZM57 226H58V224H57ZM57 226H54L53 229H55V228L57 229L58 227H59L58 229H61L60 226H62V229H61L62 231H61V232L63 233V232H64L63 230H66V229H65L66 227H64L65 225H59L58 227H57ZM66 226H67V225H66ZM72 226H73V225H72ZM91 226H92V225H91ZM99 226H100V225H99ZM101 226H102V225H101ZM133 226H134V227L137 226V227L134 228ZM165 226H167L166 228H167V230H169L168 232H167ZM183 226H184V228H183ZM247 226H248V228H247ZM255 226H256V227H255ZM0 227L5 229V227H7V226L3 227L2 224H1ZM8 227H9V226H8ZM92 227H94V226H92ZM106 227H107V226H106ZM180 227H181V228H180ZM186 227H187V228H186ZM188 227H189V228H188ZM201 227H198V230H199V228H201ZM251 227H252V228H251ZM253 227H255V228H253ZM12 228H15V227H12ZM23 228H24V227H23ZM69 228L72 229V227H69ZM69 228L67 227V229H69ZM75 228H76V227H75ZM94 228H96V227H94ZM132 228L135 229V230H133ZM182 228H183V229L186 228L185 230H187V232H185V230L183 231ZM190 228H191V229H190ZM209 228H211V226H210ZM246 228H247V231H246ZM8 229H9V228H8ZM19 229H20V228H19ZM51 229H52V228H51ZM71 229H70V230H71ZM85 229H86V228H85ZM145 229H146V230H145ZM164 229H165L166 231H164ZM174 229H175V228H174ZM215 229H216V230H215ZM254 229H255V230H254ZM1 230H2V229H1ZM1 230H0V231H1ZM9 230L11 231V229H9ZM9 230H8V231H9ZM13 230H14V229H13ZM13 230H12V231H13ZM16 230H18V229H16ZM16 230H15V231H16ZM22 230H23V229H22ZM44 230H45V229H44ZM48 230H47V231H48ZM96 230H97V229H96ZM147 230H148V231H147ZM189 230H190V231H189ZM191 230H192L193 232H192ZM201 230H202V228H201ZM6 231H7V230H6ZM12 231H11V232H12ZM45 231H46V230H45ZM47 231H46V233H47ZM56 231H57V230H56ZM58 231H60V230H58ZM66 231H67V230H66ZM85 231H87L88 234H86ZM243 231H245V232H250V233H249L248 235H246V234L244 233L245 235H243ZM251 231H252V232H251ZM18 232H19V231H18ZM23 232H24V231H23ZM39 232H41V231H39ZM50 232H52V231H50ZM54 232H55V230H54ZM68 232H69V234H70V231H67V233H68ZM84 232H85V234H83ZM165 232L170 233V236L172 237V239H173L175 245H174V244L172 245L171 242H169V241L172 240V239H169V238H171V237H169V236L166 235L167 237L164 238V236H165L164 233H165ZM203 232L206 234V236H205V234H203ZM206 232H207V233H206ZM2 233L4 234V233H5V230H4V232H2ZM8 233H9V232H8ZM14 233H15V232H14ZM14 233H13V234H14ZM46 233H44V234H45L44 237L47 235ZM48 233H49V232H48ZM57 233H58V234H57ZM59 233H60V232H56V234H55V233L53 234V232H52V233H50V234H51V235L53 234V237H54V235H55V237H57L56 235H59ZM90 233H91L92 235H91ZM95 233H96V231L94 232V234H95ZM208 233H211V234H208ZM3 234H1V235H3ZM5 234H7V232H6ZM13 234H11V236H13ZM38 234H41V233H38ZM38 234H37V235H38ZM60 234H61V233H60ZM64 234H66V232H64L63 235H64ZM71 234H72V231H71ZM137 234H138V235H141V236H139V237H141V239H140L139 237H136V236H138ZM163 234H164V235H163ZM174 234H175V235H174ZM191 234H194L197 238H196V237L193 238L194 235H191ZM207 234H208V235H207ZM237 234H239L240 236L237 235ZM8 235H9V234H8ZM16 235H17V234H16ZM34 235H36V234H34ZM61 235H62V234H61ZM63 235H62V237H63ZM67 235H68V234H67ZM117 235H119V236L122 235V236H121L122 238H125V237H126V238H132V239L129 240V242H130V241H134L135 238H139L138 240L141 241V242H143V243L145 244V246L142 245L143 247L141 246L140 250H137V249H136V248H137V243H134V242H136V241L131 242V243H128V244H125V243L122 242V241H124V240H119V239L116 238ZM161 235H163V236H161ZM173 235H174V236H173ZM252 235H253V236H252ZM39 236L41 237V235H39ZM39 236H38V237H39ZM42 236H43V235H42ZM48 236H49V235H48ZM153 236H154V237H155V236H161L163 239H161V237H160V238L158 237V239H155V238H153ZM192 236H193V237H192ZM245 236H246V237H245ZM3 237H4V235L2 236V239H3ZM6 237H7V236H6ZM46 237H47V236H46ZM46 237H45V238H46ZM121 237H120V239H122ZM237 237H239L238 239H240V238L242 237L241 240L244 239L246 242L248 241L247 239H249V242H247V243H246L245 241H242V242H241L242 245H244L242 251L240 250L241 252H239V250H238L239 247H235L237 244H236V245L234 244V243L237 241V242H238V245L241 246V243L238 241V239L233 241V239H234V238L236 239ZM7 238H10V239H11V237H7ZM12 238H13V237H12ZM57 238L59 239L60 236L57 237ZM102 238H104V241H96V240H101ZM151 238H152V239H151ZM230 238H232V239H230ZM5 239H6V238H5ZM38 239H39V238H38ZM53 239H55V238H53ZM60 239H61V238H60ZM159 239L162 240V241H158V242H157L156 240H159ZM250 239L252 240V242H250ZM259 239L262 241L261 243H263V245L259 244V241H260ZM0 240H1V238H0ZM41 240H43V239L40 238V241H41ZM47 240H48V238H47ZM136 240H137V239H136ZM230 240H231V241H230ZM241 240H240V241H241ZM3 241H4V240H3ZM8 241H9V240H8ZM12 241H13V239H12ZM44 241H45V240H44ZM53 241H54V240H53ZM64 241H65V242H64ZM85 241H88L89 243H91V245H93L94 248L91 249V248L89 247L90 249L88 250V247H86V245H85V244H86ZM199 241L202 242V244H199ZM211 241H213V242L211 243ZM226 241H227V243H226ZM229 241H230V243L232 242L231 245H228V244H230V243H228ZM10 242H11V241H10ZM51 242H52V241H51ZM56 242H57V241H56ZM66 242H67V243H66ZM83 242L85 243L84 245L82 244ZM88 242H87V243H88ZM126 242H127V241H126ZM141 242H140V243H141ZM175 242H176L177 244H176ZM218 242H219V241H218ZM218 242L215 243V245H216V244H220V242H219V243H218ZM224 242H225V243H224ZM32 243H33V242H32ZM34 243H35V242H34ZM59 243H55V245L58 244V245L61 246L62 244H59ZM68 243L71 244L70 247H67ZM79 243H80V244H79ZM138 243H139V242H138ZM172 243H173V242H172ZM185 243H186V244H185ZM239 243H240V244H239ZM243 243H244V244H243ZM245 243H246V244H245ZM76 244H77V243H76ZM81 244H82L83 246H85V248H84V247H81V246H82ZM170 244H171V245H170ZM191 244H192V245H191ZM258 244H259V245H258ZM36 245H37V244H36ZM50 245H52V243H51ZM53 245H54V244H53ZM72 245H73V247H72ZM140 245H141V244H140ZM204 245H205V246L207 245V246L204 247ZM232 245H234V246H232ZM56 246H57V245H56ZM68 246H69V245H68ZM87 246H88V245H87ZM175 246H176V247H175ZM178 246H179V247H178ZM37 247H38V246H37ZM39 247H40V246H39ZM51 247H52V246H51ZM80 247H81V248H80ZM208 247H209L210 249H209ZM232 247H233V248H232ZM241 247H242V246H241ZM33 248H35V245H34ZM55 248H56V250H58L57 247H55ZM61 248H62V246H61ZM78 248H80V249H78ZM149 248H150V249H149ZM207 248H208V249H207ZM36 249H37V248H36ZM40 249H41V248H40ZM40 249H39V250H40ZM177 249H178V253H180V254H179V257H176V256L178 255V253L176 254V250H177ZM240 249H241V248H240ZM37 250H38V249H37ZM53 250H54V249H53ZM91 250H92V251H91ZM150 250H151L152 252H151V253H148ZM208 250H210L211 253H210V251H209V253H207ZM217 250H218V251H217ZM54 251H55V250H54ZM54 251H53V252H54ZM68 251H69V253H68ZM70 251L72 252L71 255H70ZM81 251H82V250H81ZM174 251H175V252H174ZM76 252H77V251H76ZM89 252H91V254H89ZM171 252H174V253L176 254V256H175L173 253H172L171 255H174V256L176 257V259H179V262H178V261L176 262V261H175L176 259H175L173 256L169 255ZM196 252H198V253L201 252L200 256L197 254V257H196V255H195ZM215 252H217V253H215ZM74 253H75V252H74ZM44 254H45V253H44ZM65 254H67V255H66L67 258H65V257H66ZM81 254H82V255H81ZM182 254H183V256H184V259H183V257H182ZM187 254H186V255H187ZM218 254H219V255H218ZM45 255H46V254H45ZM72 255H73V257H74V256H75V257L77 256V259H76V258H73V257H70V256H72ZM80 255H81V256H80ZM32 256H33V255H32ZM169 256H170V257H169ZM216 256H218V257H217L218 259H216ZM0 257H1V256H0ZM171 257L174 258V261L172 260ZM192 257H191V258H192ZM210 257L212 258V260L210 259ZM3 258H4V257H3ZM68 258H69V261H68ZM82 258H81V259H82ZM132 258H133V259H132ZM188 258H187V261H188ZM191 258H190L189 260H191ZM196 258H198V259H196ZM39 259H40V258H39ZM41 259H43V258L41 257ZM180 259H181V260H180ZM1 260H2V257H1ZM28 260H29V259H28ZM43 260H44V259H43ZM132 260H134L133 263H132ZM192 260H191V261H192ZM202 260H201V261H202ZM30 261H31V259H30ZM36 261H37V260H35V263H36ZM67 261H68V262H67ZM74 261H71V262H74ZM80 261H81V263H80ZM183 261H184V262H183ZM191 261H190V263H188V264H192ZM206 261H207V262H206ZM64 262H62V263H64ZM71 262H70V263H71ZM75 262H74V263H75ZM92 262H93V263H92ZM128 262H127V263H128ZM33 263H34V262H33ZM37 263L41 264V263L39 262V260L37 261ZM37 263H36V264H37ZM74 263H71V264H74ZM205 263H202V264H205ZM43 264H44V263H43ZM75 264H76V263H75ZM95 264H96V263H95Z\"/></svg>",
	"mask_w": 264,
	"mask_h": 264
}]
</instances>
